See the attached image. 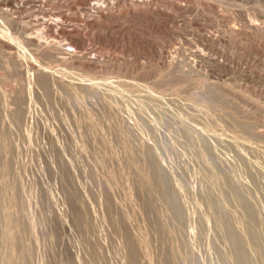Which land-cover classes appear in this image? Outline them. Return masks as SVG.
Wrapping results in <instances>:
<instances>
[{
    "label": "rangeland",
    "instance_id": "rangeland-1",
    "mask_svg": "<svg viewBox=\"0 0 264 264\" xmlns=\"http://www.w3.org/2000/svg\"><path fill=\"white\" fill-rule=\"evenodd\" d=\"M6 1V2H5ZM15 1H17V2H15ZM18 3V4H17ZM97 3H98V5H97ZM9 5V6H8ZM4 6V7H3ZM27 6V7H26ZM43 6V7H42ZM101 6V7H100ZM5 8V9H4ZM43 9V10H42ZM101 9V10H100ZM25 10V11H24ZM14 11V12H13ZM0 12H2V13H0L1 15H0V18H3V19H0V57L2 58H0V95L2 94V95H4V96H0V99L1 100H4L5 102H3V101H1L0 100V103L2 102V105L0 104V107L1 106H5V107H1V111H0V114H1V116H0V118H2V119H0V126H1V124H3L4 122H6V123H4L1 127H0V141H2V140H4V139H6L5 141H2V143H4V144H2V143H0L1 145H0V148H1V150L3 149L2 147L4 146H6L5 148H8L9 149V152L4 148L3 149V151L5 152V153H2L3 151H0L1 152V154L0 155H2L3 156V154L5 155V158H6V156H7V158L9 159L8 160V162H7V160L5 159V158H3L2 156H0V158H1V160H0V165L1 166H3L4 165V167L3 168H1L2 169V171L0 170V177H1V181L4 179V177H5V183H4V181H3V184H2V182L0 183V187H2V185L4 186L3 188H4V190H2L1 188H0V190H2L1 191V193H0V198H2L3 197V199H5V200H7L8 201V203H10L11 201L10 200H8L9 198L8 197H11L10 195H15L16 196V199H14L13 201H14V204L12 203V207H15V206H17L18 205V207H16V209L14 208H12L11 207V210H10V208L9 207H7V205H9L10 206V204H4L3 205V203H7L6 201H4L3 199H0L1 201H2V203L0 202V206H1V204L3 205V206H1L0 207V212H2L1 214H2V216H3V214L5 213L6 214V212H10V213H12V216L15 218V217H17L16 218V220H18L17 222H20L21 224L20 225H22L23 226V224H25L23 227H24V230L27 228V229H33V227L34 228H36V229H33V230H27V232L26 231H22V233H20V235L22 236H24V238H23V236L20 238H15L16 239V243L18 244V246H19V255L21 256L22 254L24 255V257L26 256V254L31 258H29V261H30V263L31 264H39L40 262L42 263V264H44L43 262H45V263H48V264H50V263H54V264H71L72 263V261L74 262L73 264H82V262L84 263V264H91V262H95L96 264H106L105 262L107 261L108 262V264H111V263H113V262H115L116 260H118V257H120L119 258V260L118 261H116L115 262V264H118V263H120V264H127V262H128V264H130L129 262H132L131 264H135V258H136V256H137V262L138 263H140L142 260H143V262L142 263H140V264H156V263H158V264H163L165 261H166V263H164V264H168V262L171 260V262H169V264H172L173 262H174V264H179V262H177V261H179V260H177L176 258H174L173 256H172V251L171 250H173V248L172 247H174V245H173V243L175 244L176 243V241H169V237H168V235H167V233H165L164 231H162V229H161V224L162 223H160V221L161 220H168V217L167 218H164L165 216H167V214H166V212H164L163 211V207L161 208H157L159 205L157 204H154V202H152V200L151 199H149L150 197H149V195H147L146 194V192L143 190V188L141 187V185H140V177L138 176L139 174H141V173H143L144 174V172H146L147 170H148V168H147V165H146V163H145V161H143V162H138V160H134V158H135V156L134 157H132V155H134V153L136 154L137 153V156L139 155V158H141V160L137 157L136 159H139V161H142V160H144L143 158V155H144V152H143V146L145 145V144H147L148 146H153V147H155L154 149H155V152L157 153V155H160L159 156V158L162 160V165H163V168L164 169H166V168H168L167 169V171H168V174L169 175H174L173 176V179H174V181L177 183L178 181H180L178 184L182 187V199L183 198H185V197H187V198H185V199H183V200H181L183 203V207H187V208H183V210H185V211H187L186 213L183 211V216L185 217L184 218V222L182 223V226H181V228L183 227V229L184 228H186L188 231H190V233L192 234V235H190V237H192V238H194V236H195V240L194 239H189L188 241H189V247H190V251H189V257L190 258H193V259H191L192 260V263L191 264H214V262L217 264V262H218V259H221L223 256L221 255V253H223V255L225 256V258H226V260H227V257H228V253L230 252V251H228L229 249H225V248H228L229 246H228V244L225 242V240L223 239L224 238V234H223V232H222V230H218L217 229V227L215 226V224H213V222H212V220L210 221V223L212 224H210V223H208L209 225H207L205 228H204V230H203V228H201L202 226H199L198 227V225H201V223H199V220H200V218L199 219H196V218H198L200 215H199V213H202V214H204L205 212H206V208H204L202 205L204 204V202H201V201H203V199L200 197V194H198V193H200V189L202 188L201 186H202V184H204L205 183V181L206 180H203L204 178H205V176H206V170H204V167L203 166H201L202 164L201 163H199V159H197L198 157H197V154H196V151H197V153H198V150H200V149H198V147L199 148H202V149H204L205 148V146H207V148H208V150L211 152V154H212V156H213V162L216 164V165H218V167L217 166H215L216 168L215 169H217V170H219V171H223L224 170V168L227 166V169H225L224 171H226V172H229L230 170H231V172H235V169H236V167H237V169H238V167L240 168V169H236L237 170V172L236 173H234V174H232L231 172L230 173H228V175L233 179V181L235 180V178H236V180L234 181V182H236V184H238L239 185V182H240V180L242 179V181L241 182H246V181H248V182H246V183H244L243 185H241L242 183L240 182V186L242 187V189L244 190L243 192L245 193V195L248 197V198H250V202H252V205H253V207L255 208L256 207V204H257V206L259 205L260 207H258L259 208V211H258V208H257V212H259V217L260 216H262L264 213V194H262L263 193V191H264V189H262V190H260L259 192H258V190H259V188L261 187V185L263 184V187L262 188H264V158H262L263 156H264V141H262V140H264V0H0ZM10 12V13H9ZM7 14V15H6ZM47 14V15H46ZM9 15V16H8ZM11 16V17H10ZM50 16H52L51 18H50ZM54 16V17H53ZM46 17V18H45ZM8 18V19H7ZM50 18V19H49ZM6 19V20H5ZM11 19V20H10ZM17 19V20H16ZM46 19V20H45ZM2 20H4V21H2ZM19 20V21H18ZM1 22H3V23H1ZM13 22V23H12ZM42 22V23H41ZM48 22V23H47ZM8 23V24H7ZM11 23V24H10ZM15 23V24H14ZM17 24V25H16ZM25 24H27V25H25ZM42 24V25H41ZM48 26H47V25ZM54 24V25H53ZM3 25H5V26H3ZM16 27H15V26ZM25 25V26H24ZM40 25V26H39ZM254 25H256V26H254ZM20 26V27H19ZM6 27V29H4ZM9 27V28H8ZM25 27H26V29H25ZM32 27V28H31ZM13 29V30H11V29ZM42 28V30H40ZM52 28H54V29H52ZM3 29V30H2ZM20 29V30H19ZM30 29V30H29ZM22 30V31H21ZM230 30H234L233 32H235L234 34H232V31H230ZM3 31V32H2ZM9 31V32H8ZM11 31V32H10ZM21 31V32H20ZM31 31V32H30ZM18 33H19V35H18ZM21 33V34H20ZM25 35H24V34ZM32 33V34H31ZM53 33V34H52ZM8 34V35H7ZM28 35V37H27V35ZM48 34V35H47ZM7 35V36H6ZM13 35V36H12ZM16 35H18V36H16ZM32 35H33V37H32ZM7 38H6V37ZM10 36V37H9ZM17 38H16V37ZM26 36V37H25ZM61 36V37H60ZM212 36V37H211ZM9 37V38H8ZM46 37V38H45ZM55 37V38H54ZM20 38V39H19ZM22 38V39H21ZM25 38H32V39H36L35 41H29L28 39H26V41H25ZM41 38V39H40ZM212 38V39H211ZM43 39V40H42ZM51 39V40H50ZM52 39H54L55 40V42H53L54 40H52ZM9 40H11V41H9ZM24 40V41H23ZM15 41V42H14ZM36 41H39V42H41L40 43V46L39 45H36L37 44V42ZM62 41V42H61ZM30 42V43H29ZM46 42V44H44V43ZM49 42H52V44L53 45H55L56 47H58V49L56 48V47H54V49L52 48V44H50L49 45ZM21 43V44H20ZM23 43V44H22ZM26 43V44H25ZM58 43H59V45H58ZM61 43V44H60ZM19 44V45H18ZM25 44V45H24ZM37 46H35V45ZM42 44H44V46L42 45ZM3 45V46H2ZM41 45H42V48H41ZM61 45V46H60ZM15 46V47H14ZM39 46V47H38ZM46 46H48V47H50V48H48V47H46ZM11 47V48H10ZM46 47V48H45ZM66 47H67V49H66ZM21 48V49H20ZM24 48V49H23ZM33 48V49H32ZM38 48H41V49H38ZM2 49V50H1ZM4 49V50H3ZM17 49V50H16ZM47 49V50H46ZM50 49H51V52H50ZM61 49H64V50H61ZM34 50V51H33ZM59 50V51H58ZM68 50V51H67ZM14 51V52H13ZM22 51H24V52H22ZM49 51V52H48ZM63 51V52H62ZM65 51H66V53H65ZM62 52V54L63 53H65V55H61L60 53ZM68 52H70V53H68ZM194 52H200V53H202L204 56H206L209 60L208 61H198V59H196V58H194V55H195V53ZM32 53V54H31ZM37 53V54H36ZM51 53V54H50ZM57 53V54H56ZM68 53V54H67ZM206 53V54H205ZM16 54V55H15ZM27 54V55H26ZM34 54V55H33ZM59 54V55H58ZM28 55H30V57L28 56ZM57 55V56H56ZM61 55V56H60ZM67 55V56H66ZM35 56V57H34ZM36 56H38V57H36ZM53 56V57H52ZM60 58H59V57ZM84 56V57H83ZM168 56V57H167ZM58 57V58H57ZM66 57V58H65ZM70 57V58H69ZM98 59H97V58ZM5 58V59H4ZM30 58V59H29ZM41 58V59H40ZM49 58H51V59H49ZM65 58V59H64ZM78 58V59H77ZM88 58V59H87ZM172 58V59H171ZM20 59V60H19ZM62 61H61V60ZM93 61H92V60ZM12 60V61H11ZM25 60V61H24ZM28 60V61H27ZM44 62H42V61ZM47 60V61H46ZM174 60V61H173ZM179 60V61H178ZM9 61H10V63H9ZM36 61V62H35ZM38 61V62H37ZM62 62V64H61V62ZM98 61V62H97ZM196 61V62H195ZM30 62V63H29ZM48 62V63H47ZM49 62H51L52 64H50ZM56 62V63H55ZM64 62V63H63ZM85 62V63H84ZM176 62V63H175ZM179 64H178V63ZM35 63V64H34ZM173 63V64H172ZM201 63V64H200ZM211 63V64H210ZM218 63V64H217ZM15 64H17V66L15 65ZM19 64V65H18ZM42 64V65H41ZM88 64V65H87ZM186 64V65H185ZM14 65V66H13ZM28 65H31L30 67L28 66ZM44 65V66H43ZM46 65V66H45ZM48 65V66H47ZM200 65V66H199ZM10 66V67H9ZM53 66V67H52ZM187 66V67H186ZM190 66V67H189ZM24 67V68H23ZM32 67V68H31ZM195 67V68H194ZM210 67L212 68V69H210ZM3 68V69H2ZM42 70H41V69ZM178 68H180L179 70H178ZM183 68V69H182ZM188 68V69H187ZM208 68V69H207ZM224 68V69H223ZM16 69V70H15ZM19 69V70H18ZM29 69V70H28ZM44 69V70H43ZM60 69H62V70H60ZM169 69V70H168ZM172 69V70H171ZM192 71H191V70ZM18 70V71H17ZM50 70V71H49ZM168 70V71H167ZM178 72H177V71ZM184 70V71H183ZM190 70V71H189ZM218 70V71H217ZM13 71V73H11ZM16 73H15V72ZM25 71V72H24ZM35 71V72H34ZM39 71H41V72H46L47 73V75H48V73H49V75L48 76H50L49 78L47 77V76H43V77H41V76H39ZM49 71V72H48ZM57 71V72H56ZM176 71V72H175ZM189 72V74H188V72ZM204 71H205V73H204ZM18 72V73H17ZM43 72V73H44ZM185 72V73H184ZM187 72V73H186ZM28 73V74H27ZM36 73H38V74H36ZM181 73V74H180ZM20 74V75H19ZM188 74V75H187ZM56 75V76H55ZM63 75V76H62ZM216 75V76H215ZM70 76V77H69ZM76 76V77H75ZM218 76V77H217ZM5 77V78H4ZM24 78V79H22V78ZM38 77V78H37ZM47 79H46V78ZM54 77V78H53ZM66 77H68V78H66ZM12 79V82L13 83H11V79ZM16 78V79H15ZM19 78H20V80H19ZM51 78V79H50ZM5 79V80H4ZM28 79V80H27ZM40 79V80H39ZM50 79V80H49ZM58 79V80H57ZM63 82V83H72V85L74 86V83H75V86L74 87H72V89L71 88H66L67 86L65 85L64 87L63 86H60L59 85V82H61L60 80ZM69 79V80H68ZM77 79H78V81H77ZM3 80V81H2ZM38 80V81H37ZM44 80V81H43ZM52 80V81H51ZM54 80V81H53ZM68 80V81H67ZM73 80V81H72ZM4 81H6L5 83H4ZM33 81V82H32ZM45 81H47V84H46V82ZM51 81V82H50ZM57 81V82H56ZM80 81V82H79ZM8 82V83H7ZM14 82H16V83H14ZM20 82V83H19ZM56 82V83H55ZM83 82V83H82ZM94 82L95 83H99V85L100 86H98V93H97V95H96V93L94 94H90L89 92H86L84 89V94H85V92H86V94L87 93H89V94H87V95H89V96H87L88 98H89V100H88V98L83 94L82 95V93H83V90L81 89V88H78L79 86L78 85H83L84 83V85L86 86H89V85H91L92 83L94 84ZM101 82V83H100ZM7 83V84H6ZM54 83H55V85H54ZM58 83V84H57ZM79 83H81V84H79ZM128 83V84H127ZM77 84V85H76ZM124 84V85H123ZM140 84V85H139ZM152 84V85H151ZM19 85V86H18ZM23 85V86H22ZM37 85V86H36ZM43 85V86H42ZM52 85V86H51ZM56 85H59L60 87H63V88H60L61 90H59V86H57L56 87ZM113 85V86H112ZM126 85V86H125ZM156 85H158V86H156ZM9 86H11L12 87V90H11V87H9ZM45 86H47V87H45ZM105 86V87H104ZM121 86V87H120ZM129 86L132 88H129ZM146 86H147V88H146ZM156 86V87H155ZM200 86H202V87H200ZM205 86V87H204ZM23 87H25V88H23ZM33 87H34V91H36V92H34L32 89H33ZM50 87H52V88H50ZM55 87H56V89L58 90H56V91H54V89H55ZM76 87V88H75ZM32 88V89H31ZM37 88V89H36ZM39 88V89H38ZM46 88H48V89H46ZM101 88H102V90H101ZM107 88V89H106ZM108 88H110V89H108ZM118 88H119V90H118ZM123 88V89H122ZM205 88H207L206 90H205ZM16 89V90H15ZM25 89V90H24ZM64 89V90H63ZM71 89V90H70ZM76 89H77V92H76ZM104 89H105V91H104ZM198 89V90H197ZM15 90V91H14ZM50 90L52 91V92H54L55 94L53 95V93H52V95H51V92H50ZM66 90V91H65ZM80 90H81V93H80ZM108 90H110V91H112L111 93H110V91H108ZM135 90V91H134ZM155 90V91H154ZM163 90V91H162ZM203 90V91H202ZM216 90V91H215ZM4 91V92H3ZM29 91H31L32 92V94H30L31 92H29ZM41 91V92H40ZM46 91H48L47 92V94L50 96H48L47 97V94H46ZM68 91V92H67ZM79 91V92H78ZM140 91V92H139ZM147 91V92H146ZM166 91V92H165ZM60 93V94H58V93ZM64 94H66L67 95V97L65 96V95H63V93ZM105 92V93H104ZM118 92V93H117ZM131 92V93H130ZM138 93V94H140V96L138 95V94H136V93ZM150 92V93H149ZM213 94H211V93ZM216 92V93H215ZM219 92V93H218ZM15 93H16V95H15ZM27 93V94H26ZM33 93H35V95L36 96H33V97H31L32 95H34ZM39 93V94H38ZM69 93H71L70 95H69ZM73 93H75V96L73 95ZM77 93V94H76ZM79 93V94H78ZM120 93V94H119ZM122 93L123 94H125V95H123L122 96ZM135 93V94H134ZM154 93V94H153ZM159 93H160V95H159ZM162 93V94H161ZM179 93V94H178ZM215 93V94H214ZM218 93V94H217ZM29 94V95H28ZM108 94H109V96L111 95V97H109L108 96ZM116 94H118V95H116ZM130 94V95H129ZM134 94V95H133ZM178 94V95H177ZM216 94H217V96H216ZM224 96H223V95ZM6 95V96H5ZM8 95V96H7ZM13 95V96H12ZM27 95L29 96V98L27 97ZM44 95V96H43ZM56 95V96H55ZM58 95H63V96H59L61 99L64 97L65 98V100H64V98L62 99V100H57L58 99ZM71 97V99H70V97ZM76 95H79V96H76ZM93 95L94 96H96V97H98L99 98V96H100V98L102 99V98H105L106 99V102H108V106L107 105H105V104H107V103H105L104 102V100H101L100 98V100H98L97 101V99L98 98H96V97H94L93 98ZM104 95V96H103ZM106 95V96H105ZM131 95H133V97H135V98H133V97H130ZM145 95V96H144ZM147 95H149L148 96V98H147ZM150 95H152V97H151V99H149V97H150ZM162 95V96H161ZM197 95V96H196ZM221 95V96H220ZM21 96V99H19V97ZM51 96H53V97H51ZM56 97V99H54L55 97ZM74 96V98H76L77 100H74V99H72V97ZM82 96V97H81ZM83 96L85 97L84 99H81V98H83ZM102 96V97H101ZM108 96V97H107ZM115 96V97H117L119 100H117V98L116 99H114L113 97ZM119 96V97H118ZM125 96V97H124ZM146 97V99L145 98H143V97ZM155 98H154V97ZM157 96V97H156ZM212 96V97H211ZM215 96V97H214ZM226 96V97H225ZM4 97H5V99H4ZM13 97H15V98H13ZM36 97V98H35ZM46 97V98H45ZM90 97H92L93 99H90ZM123 97V98H122ZM137 97H138V99H137ZM141 99H140V98ZM210 97V98H209ZM221 97V98H220ZM223 97V98H222ZM7 98V99H6ZM11 98V99H10ZM17 98V99H16ZM43 98H44V100H43ZM52 98L54 99V102L56 103L57 102V104H58V108H57V104H54V102H53V100H52ZM67 98H69V99H67ZM80 99V103H79V99ZM86 98H87V100H86ZM107 98H109V99H107ZM113 99V101H111L112 99ZM127 98H129V99H127ZM200 98V99H199ZM208 98V99H207ZM214 98V99H213ZM227 98V99H226ZM32 99V100H31ZM34 99V100H33ZM49 99V100H48ZM67 99V100H66ZM111 99V100H110ZM133 99H134V101H133ZM135 99H137V100H135ZM143 99V100H142ZM148 99V100H147ZM193 99H195V100H193ZM223 99V100H222ZM9 102H8V101ZM15 100V101H14ZM31 100V101H30ZM38 100V101H37ZM40 100V101H39ZM45 101V102H43V101ZM56 100V101H55ZM64 100V101H63ZM69 100H71V102L72 103H70V101ZM85 100V101H84ZM94 102H93V101ZM114 100H116L117 102H115L114 103ZM124 100V102L121 104V102ZM132 100V101H131ZM151 100V101H150ZM155 100H158V103L156 104H153V102H155ZM164 100V101H163ZM173 100H175V101H173ZM206 100H208V101H206ZM211 100H212V103H211ZM216 102H214V101ZM220 102H219V101ZM226 100V101H225ZM7 101V102H6ZM36 101V102H35ZM47 101H49V103L47 102ZM50 101H52V102H50ZM67 101H68V103L71 105H69L68 103H67ZM88 101H89V103L91 104V105H88ZM95 101H97L98 103H101V101H103L102 103L104 104V106H103V104H97V102H95ZM119 101V102H118ZM121 101V102H120ZM130 101V102H129ZM138 101V102H137ZM147 101V102H146ZM148 101H150V103L148 102ZM168 101H170L171 103H169ZM182 101V103H180ZM195 101V102H194ZM204 101L206 102V103H204ZM219 102V104H218V102ZM11 102V103H10ZM76 102H78L79 104H81L80 106L78 105V104H76ZM127 102V103H126ZM133 102V103H132ZM139 102H141V104L139 103ZM144 102V103H143ZM157 102V101H156ZM161 104H165L164 106L163 105H161ZM165 102V103H164ZM166 102H168L169 103V105L170 106H168V103H166ZM175 102V104H172V103H174ZM198 102V103H197ZM209 102V103H208ZM223 102H225V103H223ZM227 102H228V106H227ZM11 104L12 105V107H11V105H8V104ZM21 103V104H20ZM29 103V104H28ZM40 103H42L43 104V108H44V106L45 105H47V106H45V108H44V110H43V108L42 107H40L42 104H40ZM51 103V104H50ZM61 103H62V106H63V104L67 107L66 108V110H68V112H67V114L64 116V114L66 113L65 111V109L63 110L62 109V106L60 107V105H61ZM82 103H84V105H82ZM113 105H112V104ZM120 103V105H121V107H120V105H118V104ZM125 103V104H124ZM134 103H135V105H134ZM152 103V104H151ZM203 103V104H202ZM216 105H215V104ZM5 104V105H4ZM15 104V105H14ZM31 104H33V105H31ZM36 106H35V105ZM38 104H40V106L38 105ZM53 104V105H52ZM68 104V105H67ZM93 104H94V106H93ZM115 104H117V105H115ZM131 105V107H132V109L131 108H128L129 106H127V105ZM149 106H147V105ZM181 104L183 105V104H185V105H183V106H181ZM207 104V105H206ZM214 106V107H216L215 109H212V108H214L212 105ZM224 104V105H223ZM7 105H8V110H12V112H13V114H12V112L11 111H8L7 110ZM27 105H29L28 107H27ZM53 106V107H51V108H54L55 107V109H56V111L55 110H52L50 107H48V106ZM112 105V106H111ZM144 105V106H147V107H145L146 109H148V108H150L149 109V111L147 112V110L145 111V110H142V109H144L142 106ZM152 105V106H151ZM154 105V106H153ZM157 105V108L155 107ZM158 105H160V106H158ZM194 105V106H193ZM206 105V106H205ZM210 105V106H209ZM218 105V106H217ZM25 108H24V107ZM31 106H32V108H31ZM35 106V107H34ZM37 106H39V108H37ZM65 106H63V108L65 107ZM83 108H82V107ZM87 106V107H86ZM89 106H91V107H93V108H91V107H89ZM114 106V107H113ZM139 106V107H138ZM140 106L142 107V108H140ZM175 106V107H174ZM179 106H181V107H179ZM186 106H188V107H186ZM190 106H192V107H190ZM204 106V107H203ZM11 107V108H10ZM14 107V108H13ZM18 107V108H17ZM30 107V108H29ZM46 107H48V108H46ZM60 107V108H59ZM73 107V108H72ZM78 108L80 111L81 110H83V111H81V113H80V111L78 110V109H76V108ZM81 107V108H80ZM107 107V109H105ZM108 107L110 108V109H108ZM116 107H118V109H119V107H120V109L118 110ZM153 107V108H152ZM156 108V110H155V108ZM165 107V108H164ZM183 107H185V108H183ZM195 107V108H194ZM197 107V108H196ZM218 107V108H217ZM224 107H225V109H224ZM3 108L4 109H6L7 110V112H9V114L7 113V112H5L6 110H3ZM22 108V109H21ZM24 108V109H23ZM35 108H37V109H35ZM41 108V109H40ZM51 109V111H50V109ZM69 108H71V109H69ZM86 108L88 109V108H91V111H93V112H91L90 110H86ZM100 108V109H99ZM112 108H114V110L115 111H119L120 113L121 112H124L125 113V111L126 112H128V113H126V116H122L123 115V113H121V114H119V113H117L116 114V112L113 110V112H111L112 110ZM122 108H126V110H122ZM160 108H163L164 110L163 111H161V109ZM175 108H177V109H175ZM187 108V109H186ZM188 108H190V109H188ZM192 108V109H191ZM203 108V109H202ZM210 108V109H209ZM223 108V109H222ZM13 109H15V110H13ZM32 109V110H31ZM36 110V112H35V110ZM58 109V110H57ZM59 109H60V111H59ZM62 109V110H61ZM76 110V111H79L78 113L80 114V115H77L78 113H76L74 110ZM130 109V110H129ZM137 109V110H136ZM152 109H154L155 110V112H153L154 110H152ZM170 109V110H169ZM194 109H202L204 112H205V114L202 116V118H201V120H200V124L198 123H196L192 118H193V116H191L192 114H193V111L192 110H194ZM19 110V111H18ZM20 110H21V112H20ZM42 110V111H41ZM47 110V114L46 113H44L45 111ZM71 110V111H70ZM104 110H106V112H109L108 113V115L107 114H105L106 112H104ZM110 110V111H109ZM128 110V111H127ZM132 110V111H131ZM209 110H211V111H209ZM218 110V111H217ZM4 111V114H2L1 112H3ZM23 111V112H22ZM41 111V112H40ZM57 111H59V112H57ZM64 112L63 113V115H62V112ZM71 112V114H70V112ZM72 111H74L73 113H72ZM85 111H87V112H85ZM89 111V112H88ZM95 111V112H94ZM98 113H97V112ZM102 111V112H101ZM130 111V112H129ZM137 111L138 112H140V111H142V112H140L139 114L141 115L142 114V116H140L138 113H137ZM182 111H185L184 113L182 112ZM191 111V112H190ZM25 112V113H24ZM34 112V113H33ZM56 112V113H55ZM115 112V113H114ZM135 113V116H134V113ZM144 112V113H143ZM146 112V113H145ZM227 112V113H226ZM8 114V116H7V114ZM16 113H17V115H16ZM18 113H19V116H18ZM22 113V115H23V113H24V117H23V119H25L23 122L22 121H20L21 119H22V115H20ZM31 115H30V114ZM43 113V114H42ZM49 113V114H48ZM69 113V114H68ZM74 113H76L75 115H74ZM85 113H86V115H87V113H88V117L85 115ZM92 115H91V114ZM179 113V114H178ZM191 113V114H190ZM207 113V114H206ZM210 113H213V116H212V114H210ZM5 114H6V116H5ZM10 114H12V115H10ZM28 116H27V115ZM36 115V114H38V115H36V117L34 116L33 117V115ZM54 114H55V119H54ZM73 114V115H72ZM83 114V116H84V118L83 119H81L82 117H81V115ZM101 114V115H100ZM114 114V116L112 117V115ZM115 114L117 115V116H115ZM120 115V117H122L121 119L119 118V115ZM172 114V115H171ZM174 114V115H173ZM184 114V115H183ZM185 114H187V116L185 115ZM216 114V115H215ZM218 114V115H217ZM220 114V115H219ZM15 115L17 116L16 118L18 119V122H19V124H20V126H17V125H19V124H17L16 122L17 121H15ZM40 115H41V117H40ZM44 115H46V116H44ZM50 115V116H49ZM70 115V116H69ZM94 115V116H93ZM95 115H97L96 117H95ZM107 115V116H106ZM110 115V116H109ZM131 115V116H130ZM139 115V116H138ZM154 115H155V117H154ZM178 115V116H177ZM183 115V116H182ZM191 116V118H190V116ZM208 115V116H207ZM214 115H215V117L216 118H213L214 117ZM228 115V116H227ZM4 116H5V118H4ZM9 116H11L10 118H9ZM14 116V117H13ZM39 116V117H38ZM47 116H49V117H47ZM61 116V117H60ZM62 116H64V117H62ZM73 116H76V117H73ZM78 116V117H77ZM80 116V117H79ZM86 116V117H85ZM91 116V117H90ZM103 116V117H102ZM105 116V117H104ZM109 116V117H108ZM143 116H144V119H143ZM148 116V118H146ZM173 116V117H172ZM174 116H175V118H174ZM189 116V117H188ZM206 116V117H205ZM26 117V118H25ZM31 117V118H30ZM38 117V118H37ZM43 117V118H42ZM50 117H52L51 118V120L49 121V119H50ZM59 117V118H58ZM71 117H72V119H76L75 121L73 120V122H72V119H71ZM92 118V119H90V118ZM113 118V119H111L112 121H110L109 122V120H110V118ZM126 117V118H125ZM128 117L130 118L128 121H130V124H128L129 122L128 121H126L125 119H128ZM137 117H139V118H137ZM142 117V118H141ZM151 117V118H150ZM169 117V118H168ZM176 117H178L180 120H178V118L176 119ZM184 117V118H183ZM189 119H188V118ZM219 117H223L225 120H223V119H219L218 120V118ZM227 117V118H226ZM20 118V119H19ZM40 118V119H39ZM45 118H46V120H47V118H48V120L47 121H49V122H47L46 120H45ZM56 118H58V120L56 119ZM61 118H63V119H61ZM80 118V119H79ZM86 118V119H85ZM88 118H89V120H88ZM93 118H95V119H93ZM114 118H115V120H114ZM119 118V119H118ZM123 118H125V119H123ZM134 118H136V119H134ZM140 118L142 119V121H140ZM230 118H232V119H230ZM4 119V120H3ZM13 119V120H12ZM16 119V120H17ZM29 119V120H28ZM31 119V120H30ZM39 119V120H38ZM42 119V120H41ZM66 121H68V122H66ZM69 119V120H68ZM109 119V120H108ZM117 119V120H116ZM132 119V120H131ZM151 119H152V121H151ZM155 119V120H154ZM161 119V120H160ZM172 119V120H171ZM174 119V120H173ZM176 119V120H175ZM184 119V120H183ZM185 119H187V120H185ZM204 119V120H203ZM207 119H208V121H207ZM211 119H213V120H211ZM215 119V120H214ZM228 119V120H227ZM6 120V121H5ZM10 120H12L11 122V124H10V122H8V121H10ZM38 120V121H37ZM41 120V121H40ZM46 121V122H44V121ZM61 120V121H60ZM71 120V121H70ZM84 120V121H83ZM95 120H96V122H95ZM104 120H106V121H104ZM119 120V121H118ZM120 120H121V122H122V124H120L121 122H120ZM125 120V121H124ZM146 120H147V122H146ZM150 120V121H149ZM157 120V121H156ZM209 120H210V122L211 123H209ZM220 120H223V121H221V122H218V121H220ZM236 120V121H235ZM4 121V122H3ZM27 121V122H26ZM33 121H36V122H33ZM57 121V122H56ZM60 121V122H59ZM64 121V122H63ZM69 121L71 122V124L69 123ZM94 122V123H92V122ZM98 121H100V122H98ZM115 121H117V122H119V124H120V126H119V124H118V126H117V122H115ZM163 121H165L164 123H163ZM178 121V122H177ZM187 123V125L184 123ZM202 121H203V123H202ZM205 121V122H204ZM207 121V122H206ZM212 121H213V124H212ZM226 121V122H225ZM29 122V123H28ZM33 122V123H32ZM40 122V123H39ZM43 124H42V123ZM64 123V124H62V123ZM77 124H76V123ZM90 122V123H89ZM108 122V123H107ZM114 123V125L112 124V123ZM128 122V123H127ZM133 122H134V124H133ZM149 122V123H148ZM150 122H152L151 124L153 125V124H156V125H149L150 124ZM154 122V123H153ZM157 122V123H156ZM158 122L160 123V124H158ZM166 122H169L168 124L166 123ZM171 122V123H170ZM178 123V124H176V123ZM182 122L185 124H182ZM225 122V123H224ZM15 123V124H14ZM26 123H28L27 125L28 126H31V127H27V125H24V124ZM53 123V124H52ZM61 123V124H60ZM67 123H69L71 126H70V128L71 129H73L74 131L72 132L71 131V129L69 128V126H67L68 124ZM79 123V124H78ZM100 123V124H99ZM107 123V124H106ZM124 123V124H123ZM126 123V124H125ZM140 123H142V124H140ZM145 123V124H144ZM172 123H175V124H172ZM180 123V124H179ZM189 123V124H188ZM191 123H193V125L191 124ZM196 125H195V124ZM221 123H224V124H221ZM242 125H241V124ZM6 124H9V126L7 125L6 126ZM13 124V125H12ZM36 125V127H35V125ZM37 124H41V125H37ZM46 124H48V125H46ZM59 124V125H58ZM67 124V125H66ZM115 124H116V128L114 127L115 126ZM132 124V125H131ZM138 124V125H137ZM146 124H148L149 126L147 127V125ZM167 124V125H166ZM172 124V125H171ZM217 124H219V125H217ZM225 124H228V128H227V126L225 125ZM234 124H236V125H234ZM240 124V125H239ZM248 124V125H247ZM249 124H250V126H249ZM15 126L14 128L16 129V131H15V129H13L12 128V126ZM32 125H34V127H33V129H32ZM56 125H58V127L59 128H61V129H63V130H65L66 131V133H65V131H63V130H60ZM75 127H74V126ZM84 125H87V126H84ZM107 125H109V126H107ZM123 125V126H122ZM125 125V126H124ZM128 125V126H127ZM134 125V126H133ZM166 125V126H165ZM174 125V126H173ZM178 125H180V126H178ZM181 125H184V126H182V128H184V127H186V126H189L188 127V129H191L192 128V132H191V135H193L192 136V139H187L186 138V136L183 134V131H179L180 130V128H181ZM206 125H209V126H207L206 127ZM221 125H223V126H221ZM224 125L226 126V129L224 128ZM238 125V126H237ZM254 125V126H253ZM258 125V126H257ZM22 126H24V127H22ZM41 126H44V127H41ZM48 126V127H47ZM52 127V129H54V128H57L58 129V132H57V129H54V130H52V131H46L45 130V128H47V130L48 129H50L51 127ZM53 126H56V127H53ZM63 126V127H62ZM84 128H83V127ZM89 126H91V128L92 129H94V131L89 127ZM99 126V127H98ZM121 126H122V128H123V130L121 129ZM127 126V127H126ZM130 126V127H129ZM141 126V127H140ZM158 128H157V127ZM160 126V127H159ZM168 126V127H167ZM176 126H177V128H176ZM199 126V127H198ZM215 128H214V127ZM219 127V129H218V127ZM234 126V127H233ZM237 126V127H236ZM257 126V127H256ZM18 127H20V129L18 128ZM30 128V130L29 129H27V128ZM50 127V128H49ZM64 127H66V128H64ZM101 127V128H100ZM104 127V128H103ZM140 127V129H138ZM144 127H147V129L153 134H151V133H149V131L146 129V128H144ZM149 127H151V129L149 128ZM156 129H155V128ZM162 127V128H161ZM167 127V128H166ZM180 127V128H179ZM197 127V128H196ZM204 127V128H203ZM209 127V128H208ZM212 129H211V128ZM241 127V128H240ZM251 127H252V129H251ZM6 128H9V129H6ZM22 128H23V130L24 131H27V132H24L23 133V130H22ZM36 128V129H35ZM39 128V129H38ZM44 128V129H43ZM74 128H76V129H74ZM78 128V129H77ZM81 128H83L82 130H79V129H81ZM108 130H107V129ZM111 128V129H110ZM119 128V129H118ZM131 128V129H130ZM132 128H135L134 130L132 129ZM142 128V129H141ZM172 129V131L170 130V129ZM181 128V130H183ZM199 128H201V129H199ZM206 128V129H205ZM217 128V129H216ZM222 128V129H221ZM224 128V129H223ZM233 128V129H232ZM236 128V129H235ZM243 128V129H242ZM257 128V129H256ZM4 129H6V130H4ZM17 129L19 130V132L20 133H22V135L20 134V133H18V131H17ZM32 129V130H31ZM36 130L35 132L33 131V130ZM38 129V130H37ZM41 129V130H40ZM43 129V130H42ZM70 129V130H69ZM90 130L91 132H88V130ZM113 129V130H112ZM118 129V130H117ZM130 129V130H129ZM155 130L154 132H152V130ZM160 129V130H159ZM161 129H163L162 131H161ZM210 129V130H209ZM241 129V130H240ZM261 131H260V130ZM1 130H4V131H1ZM14 132H12V131ZM22 132H21V131ZM56 130V131H55ZM69 130V131H68ZM79 130V131H78ZM87 130V131H86ZM101 132H100V131ZM105 130V131H104ZM111 130V131H110ZM120 130V131H119ZM124 131V132H126L127 133V131L126 130H129L128 132L129 133H127L126 134V137L125 136H122V134L124 135L125 133L124 132H122V131ZM131 130H132V132H131ZM138 130V131H137ZM145 130V132H143ZM170 130V131H169ZM176 130V131H175ZM193 130H194V132H193ZM209 130V131H208ZM212 130V131H211ZM221 130V131H220ZM222 130H224V131H222ZM254 130H256V131H254ZM259 130V131H258ZM263 130V131H262ZM9 131H11V133H12V135H11V133L9 134ZM30 131V132H29ZM40 131H42V133L40 132ZM54 131V132H53ZM60 131H61V133H60ZM76 131V132H75ZM80 131H84V133L83 132H80ZM97 131V132H96ZM100 133H99V132ZM146 131H147V133H146ZM158 131H160L159 133H158ZM175 131V132H174ZM201 131V132H200ZM230 131V132H229ZM235 131H236V133L238 134V136H237V134L235 133ZM251 131V132H250ZM258 131V132H257ZM4 132V133H3ZM17 132V133H16ZM38 132V133H37ZM50 133V134H46V133ZM63 132V133H62ZM80 132V133H79ZM86 132V133H85ZM137 133V135H135L136 133ZM138 132H140V134L138 133ZM162 132H164V133H162ZM170 132H173V133H170ZM197 132V133H196ZM208 133V134H206V133ZM210 132H213V133H211L210 134ZM248 132V133H247ZM5 133H6V135L8 136V134L10 135V139L8 138L7 139V137H6V135H5ZM8 133V134H7ZM16 133V135H14L17 139V141H14L15 139H14V136H13V134H15ZM25 133H27V135L25 134ZM29 133L31 134V133H33V134H31V136L29 135ZM35 133V134H34ZM70 133V134H69ZM73 133V134H72ZM76 133V134H75ZM98 133V134H97ZM114 133V134H113ZM122 133V134H121ZM135 133V134H134ZM142 133H143V135H144V137H143V135H142ZM169 133V134H168ZM199 133V134H198ZM232 133V134H231ZM251 133H253V134H251ZM255 133H256V135H255ZM261 135H260V134ZM24 134V135H23ZM39 134V135H38ZM41 134V135H40ZM62 134H64V135H62ZM68 134V135H67ZM81 134V135H80ZM90 134H93L94 135V137L92 136V135H90ZM103 134V135H102ZM109 134V135H108ZM117 134V135H116ZM130 134V135H129ZM133 134H134V137H133ZM139 134V135H138ZM150 134V135H149ZM154 134L158 137V139L157 138H155L154 139V137H156V136H154ZM158 134V135H157ZM174 135V138H172V136ZM183 134V135H182ZM216 134V137H213V138H211L212 136H214ZM225 134V135H224ZM250 134V135H249ZM261 137H263V138H260V136ZM1 135H2V137H1ZM5 136V138H4V136ZM18 135H19V137H21V140H20V138L18 137ZM29 135V136H28ZM34 135V136H33ZM36 135V136H35ZM53 135L55 136V137H57V138H60L61 137V139L62 138H64V140L62 139H57V138H55V137H53ZM56 135H58V136H56ZM65 135H67L66 137H65ZM72 136V137H69V141H67L68 140V136ZM115 135V136H114ZM120 135V136H119ZM128 135V136H127ZM132 135V136H131ZM148 135V136H147ZM152 135V136H151ZM171 135V136H170ZM179 135V136H178ZM198 135V136H197ZM243 135H245L244 137H243ZM248 135V136H247ZM13 136V137H12ZM47 136V138H45ZM52 138V140H51V138ZM64 136V137H63ZM74 136V137H73ZM75 136H81V140L80 139H78V137L77 138H75ZM88 136V137H87ZM112 136V137H111ZM122 136V137H121ZM137 136V137H136ZM140 136V137H139ZM145 136H147L148 138H150V136H151V139H148V138H146ZM170 136V137H169ZM183 136V137H182ZM205 137V138H200V139H202L201 141H200V139L198 138V137ZM207 136L209 137V139L207 138ZM217 136H219V137H217ZM226 136V137H225ZM235 136V137H234ZM237 136V137H236ZM251 136H256V138L254 137H251ZM259 136V137H258ZM24 137V138H23ZM32 137V138H31ZM40 139H39V138ZM42 137V138H41ZM50 139H49V138ZM86 137L89 139V140H87L86 139ZM103 137V138H102ZM120 138L121 137V139H118V138ZM124 137V138H123ZM130 137H132L131 138V141H130ZM142 137V138H141ZM179 137L181 138V139H179ZM195 137V138H194ZM222 137H223V139H222ZM242 137V138H241ZM26 138H28V139H26ZM36 140H35V139ZM55 138V139H54ZM82 138L86 141H84V140H82ZM107 138V139H106ZM136 138H140V140H138V139H136ZM146 140L145 141V144H143L144 142V139ZM176 138V139H175ZM185 139L186 138V140H183V139ZM197 138V139H196ZM216 138H220L222 141H220V139H219V141H217L218 139H216ZM224 138H226L225 140H224ZM232 138V139H231ZM242 139V141L241 140H239V139ZM246 138V139H245ZM2 139V140H1ZM14 139V140H13ZM23 139H24V141H23ZM32 139H34V140H32ZM39 139V140H38ZM45 139H47V141L48 142H46V140ZM66 139V140H65ZM72 139H74V140H72V143L74 142V143H77L76 144V146L73 144L72 145V143L70 142ZM77 139H78V142H77ZM99 139V140H98ZM105 139V140H104ZM116 139V140H115ZM117 139H118V141H117ZM124 139V140H123ZM129 139V141H127ZM153 139H154V142H153ZM162 139V140H161ZM167 141H165V140ZM194 139H196V140H194ZM204 139L206 140L205 142H208V141H210V142H214V140L215 141H217V143H215L216 145H213L212 143H210V142H208V143H205V144H207V145H205L204 144ZM238 139V140H237ZM243 139H245V140H243ZM249 139V140H248ZM251 139V140H250ZM11 140H13V141H11ZM18 140H20V141H18ZM49 140L51 141V142H49ZM53 140H55V141H53ZM80 140V141H79ZM120 140V141H119ZM121 140H123V142H124V144H126L125 146H127V147H124V145H122V141ZM135 140H138V141H140V142H137V141H135ZM143 140V141H142ZM151 140V141H150ZM157 140H159V141H157ZM188 140V141H187ZM198 140V141H197ZM213 140V141H212ZM257 140H258V142H257ZM10 141V143H8V142ZM22 141L24 142V143H28V144H25L24 146L25 147H23L22 145L24 144H21L22 143ZM26 141H28V142H26ZM41 141V143H39ZM62 141H64V143H62ZM68 143V145H67V143ZM83 141H84V143H83ZM93 141V142H92ZM97 143H95V142ZM103 141H104V143H103ZM107 141V142H106ZM149 143H148V142ZM172 141V142H171ZM178 141H180V142H178ZM183 141H184V143H183ZM185 141H186V143H185ZM201 142L202 144H204L203 145V147H202V144L199 142V143H197V142ZM225 141V142H224ZM230 141H232L239 149H240V146L241 147H243V146H247L248 148H249V150H242V148L240 149L242 152H241V154L243 155H241V157H240V155L239 156H237L238 154H236L235 155V153H237V151H234V150H237V148L235 147V148H233L234 146H230V144H229V146L231 147V150H233V151H230L229 149H226V148H230L229 146H228V142H230ZM236 141V142H235ZM245 141H247V142H245ZM255 141V142H254ZM7 142V144L5 145V143ZM14 142L16 143L15 144V146L13 145L14 144ZM18 142H21L20 143V147H22V148H20L19 147V144H17ZM32 142H34L36 145H31V143ZM54 142V143H53ZM80 142H82L83 143V146H84V149L83 150H81L82 148H83V146H82V143H80ZM87 142H91V144L90 143H88V144H90L89 146H88V144H87ZM116 142V143H115ZM120 142H122V143H120ZM132 142H133V144H132ZM137 142V143H136ZM142 142V143H141ZM152 142V143H151ZM156 142H158V146H160V147H163V148H160V147H158L155 143ZM164 142V143H163ZM165 142L168 144V146L170 147H168V146H166L167 144H165ZM168 142H170V143H168ZM189 142V143H188ZM193 142H196L195 144H199L198 145V147L196 148V146L194 145V143ZM237 142H239V144L237 143ZM257 142V143H256ZM260 142V143H259ZM262 142V143H261ZM11 143H13V144H11ZM30 143V144H29ZM44 143V144H43ZM49 143V144H48ZM52 143V144H51ZM61 143L63 144V146L64 147H66V149L65 148H63V146L61 145ZM66 143V144H65ZM99 143V144H98ZM103 143V144H102ZM115 143V144H114ZM120 143V144H119ZM130 143V144H129ZM164 144V146H163V144ZM175 144V146L173 145V144ZM191 143V144H190ZM220 143V144H219ZM222 143V144H221ZM225 143V144H224ZM237 143V144H236ZM249 143V144H248ZM42 146H41V145ZM49 146H47V145ZM53 144H58L57 146L56 145H54L53 146ZM69 144H70V146H69ZM94 144H95V146H94ZM102 144V145H101ZM129 144V145H128ZM132 144V145H131ZM134 144H135V146H134ZM138 144V145H137ZM141 144H143L142 145V150L141 149H139V148H137L138 146L140 147L141 146ZM155 144V145H154ZM160 144V145H159ZM170 144H172V145H170ZM177 144H178V148H177ZM180 144V145H179ZM184 144H186V145H184ZM188 144H189V146H188ZM193 144V145H192ZM209 144H211V146H213L212 148H213V150L211 149H209L210 148V145ZM218 144V145H217ZM258 144H260V145H258ZM8 145H13V146H9L8 147ZM18 145V146H17ZM29 145H31V146H29V147H31V149L28 147ZM45 145V146H44ZM67 145V146H66ZM80 147H78V146ZM87 145V146H86ZM98 145V146H97ZM116 145V146H115ZM123 147H122V146ZM220 145V146H219ZM224 147L225 145L226 146H228V147H226L225 146V148H223L222 146ZM254 145V146H253ZM27 146V147H26ZM85 146H86V149H85ZM102 146V147H101ZM120 148H119V147ZM128 146L130 147V148H128ZM135 147V149H136V151H135V149H134V147ZM174 146V147H173ZM183 146V147H182ZM184 146H185V148L187 147L188 148V150H187V148H186V150L188 151H186L185 150V148H184ZM219 148H217V147ZM253 146V147H252ZM19 147V148H18ZM45 147V148H44ZM47 147V148H46ZM50 147H51V149H50ZM55 147H57V148H55ZM68 147H70L71 149H69ZM73 147V148H72ZM74 147H75V149H74ZM87 147H89V149H90V147H92V153H89L91 150H89ZM97 148V152L99 153L98 155L96 154V148ZM145 147V146H144ZM152 147V148H153ZM171 147H172V151L170 152V150H171ZM222 147V148H221ZM252 147V148H251ZM12 148V149H11ZM14 148H16V149H18V150H14ZM28 148H29V150L30 151H28ZM36 150H35V149ZM49 148V149H48ZM52 148H53V150L55 151H53V153H52ZM55 148V149H54ZM62 148V149H61ZM68 148V149H67ZM94 148V149H93ZM111 148V149H110ZM115 148V149H114ZM123 148V149H122ZM129 150H128V149ZM131 148H133L132 150H131ZM157 148V149H156ZM159 148V149H158ZM165 148V149H164ZM170 150H169V149ZM175 148V149H174ZM182 148V149H181ZM193 148V149H192ZM196 148V149H195ZM218 150H220V151H218ZM254 148H255V152H256V154H257V158L260 156V158H255L254 156H256L255 155V152H254ZM261 148V149H260ZM263 148V149H262ZM20 149H22V150H20ZM45 151H44V150ZM48 149V150H47ZM77 149V150H76ZM107 149V150H106ZM120 149V150H119ZM128 150V152H127V150ZM137 149H138V151H137ZM163 149V150H162ZM167 149H168V151H167ZM173 149L175 150L174 152H173ZM177 149V150H176ZM214 149H215V151H214ZM222 149H223V152H224V155L226 156H224L225 157V160L223 159V152H222ZM250 149H251V153H252V156L250 155L249 156V154H250V152H248V151H250ZM260 149V150H259ZM13 150H14V152L15 153H12L13 152ZM24 150H25V152H24ZM32 150H34V151H32ZM56 150L58 151H60V155L59 156H62L63 157V162H61V164L59 163L60 161H62V157H59L58 156V152H56ZM68 150V151H67ZM78 150H80V151H78ZM85 150L87 151V150H89V151H87V152H85ZM134 150V151H133ZM140 150H141V152H140ZM159 150V152H157ZM163 152H162V151ZM183 150V151H182ZM229 150V151H228ZM253 150V151H252ZM17 151H19L18 153H16ZM38 151H40L39 153H38ZM43 151V152H42ZM46 151H47V153H46ZM61 151H65V152H67V153H63V152H61ZM78 151V152H77ZM94 151V152H93ZM130 151V152H129ZM133 153H132V152ZM178 151H180L178 154H177V152ZM190 151V152H189ZM192 151H194V152H192ZM228 151V152H227ZM247 151V152H246ZM259 151V152H258ZM6 152L7 153H10V155L14 158L13 160H15V159H17L16 161H14L15 162V165H14V162L12 163L11 161H13L12 159H11V156L9 155V154H6ZM22 152V153H21ZM23 152H24V154H23ZM32 152V153H31ZM33 152H34V154H33ZM72 152V153H71ZM81 152H83L82 154H81ZM116 152V153H115ZM122 152V153H121ZM140 154H139V153ZM183 152H184V154H183ZM218 152H220V154H218ZM227 152V153H226ZM233 152V154H231V153ZM246 154H245V153ZM261 152V153H260ZM52 155H51V154ZM56 153V154H55ZM62 153V154H61ZM78 155H76V154ZM84 153H86V154H84ZM87 153H88V155H87ZM130 153V154H129ZM171 153V154H170ZM173 153V154H172ZM176 153V154H175ZM190 153V154H189ZM247 153H248V155H247ZM260 153V154H259ZM17 154H20V156L19 155H17ZM28 154H32L31 155V157L30 156H28L29 157V159H28V162H29V160H30V163H32L31 161H33V164H32V166L27 162V159L26 158H28L27 157V155ZM66 154V155H65ZM69 154H70V156H69ZM74 154L76 155V156H74ZM79 154H80V156L82 155H84V156H86L85 158L84 157H80L79 156ZM89 154H92L91 156H93V157H90L89 158ZM97 155V156H95V155ZM104 154V155H103ZM132 154V155H131ZM143 154V155H142ZM165 155L166 157H162V155ZM169 154H170V156H169ZM181 154V155H180ZM182 154H183V156H182ZM191 154L193 155L194 154V157L196 158H194L193 159V156H191ZM196 154V155H195ZM35 155V156H34ZM45 155V156H44ZM100 155V156H99ZM125 155H127V157L125 156ZM184 155H186V156H184ZM221 155V156H220ZM227 155H229L228 157H227ZM231 155V156H230ZM235 155V156H234ZM259 155V156H258ZM9 156V157H8ZM26 156V157H25ZM41 156H44L43 158H45V157H47V159L50 161H48V163L45 161H42V160H46V158L45 159H41L42 157ZM66 156H69V157H66ZM72 156V157H71ZM88 156V157H87ZM111 156V157H110ZM124 156V157H123ZM190 156H191V158H190ZM246 156H247V160H246V162H245V160L243 159V158H245L246 159ZM250 158H249V157ZM262 156V157H261ZM20 157H21V159H20ZM38 157H40L38 160L36 159V158H38ZM58 157V158H57ZM66 157V159H64ZM72 159H71V158ZM119 157V158H118ZM129 157V158H128ZM182 157H184V158H182ZM220 157L222 158V159H220ZM231 157V158H230ZM234 157V158H233ZM237 157H240V158H242V160H244V163L245 164H240L239 163V166H238V164H237V162L239 161H241L242 163H243V161L242 160H240V158H238L237 159ZM32 158V159H31ZM35 158V159H34ZM54 158H56V160H57V163H55L56 162V160L54 159ZM60 158V159H59ZM76 158V159H75ZM77 158H78V160H77ZM93 158V159H92ZM98 158H99V161H98ZM109 158V159H108ZM125 158V159H124ZM174 158L175 159H177V160H175V161H173L174 160ZM188 158H190L189 160H188ZM215 158V159H214ZM252 158H254L253 160H252ZM261 158H262V160H261ZM3 159H5L6 160V162L4 163V161H3ZM25 159H26V161H25ZM51 159V160H50ZM71 159V160H70ZM76 161H75V160ZM79 159H81L80 161H79ZM84 159V160H83ZM90 159H92V160H90ZM113 161H112V160ZM169 159H172V162H174L173 164H172V162H171V160H169ZM185 159H187V160H185L186 162H189V161H191L190 163L192 164L194 161V163H193V165H190V163H185V161L184 160ZM216 159H219V160H216ZM229 159V160H228ZM257 159V161H255ZM37 160V161H36ZM58 160H60L59 162H58ZM70 163V166L71 165H73V166H71V167H73L74 168V170H73V168H70V166H67V161ZM90 160V161H89ZM96 160V161H95ZM102 160V161H101ZM108 160V161H107ZM109 160H110V162H109ZM129 161V162H125V161ZM167 160H169V162H164V161H167ZM181 160V161H180ZM221 160H223L222 162H221ZM231 160V161H230ZM236 161V164L234 163L235 161ZM238 160V161H237ZM248 160H252L251 162H249ZM18 161L20 162V163H18ZM35 161V162H34ZM52 161V162H51ZM65 161V162H64ZM77 163H75V162ZM79 161V162H78ZM83 161V162H82ZM86 161V162H85ZM92 161V162H91ZM115 161V162H114ZM124 161V162H123ZM133 161L134 162H136L135 163V168L133 167ZM177 161V162H176ZM193 161V162H192ZM219 161V162H218ZM228 161V162H227ZM232 161H233V163H234V168L232 169V165H233V163H232ZM256 163H255V162ZM258 161H260L259 163L260 164H262L261 166H260V164H258ZM262 161V162H261ZM2 162L4 163L3 165H2ZM54 162V163H53ZM73 162V163H72ZM87 162H88V164L89 163H91V164H89V166L87 167ZM95 162V163H94ZM97 162V163H96ZM100 162V163H99ZM106 162V163H105ZM109 162V163H108ZM121 162V163H120ZM124 164H123V163ZM131 162H132V164H131ZM171 162V163H170ZM211 162V161H210ZM218 164H217V163ZM221 162V163H220ZM229 163V164H227V163ZM252 162H254V163H252ZM6 163H7V165H6ZM13 165H12V164ZM36 163H38L37 165L39 166H37L36 167V165H35V167H34V164H36ZM44 163H46L45 165H44ZM69 163H68V165H69ZM72 163V164H71ZM82 163H85L86 164V166H85V164L83 165ZM93 163V164H92ZM108 163V164H107ZM112 163L116 166H113L112 165ZM127 163V164H126ZM142 163V165H140L141 166V168L139 169V167H137V165H139V164H141ZM167 163H168V165H167ZM195 163H197V169L199 170H197V169H195L194 167V164ZM220 163V164H219ZM247 163H249V164H247ZM251 163V164H250ZM16 164H17V166H16ZM19 164H21V165H23L22 167L21 166H19ZM55 164V165H54ZM60 164V165H59ZM79 164V165H78ZM82 164V165H81ZM95 164H97V166L95 165ZM107 164V165H106ZM166 164V165H165ZM179 164V165H178ZM183 164V165H182ZM186 164V165H185ZM199 164V165H198ZM201 164V165H200ZM222 164V165H221ZM247 164V165H246ZM254 164H256V166H257V168H256V166L254 165ZM46 165H48V166H50V169H51V172H48L47 171V169H46ZM57 165V166H56ZM64 165H66V166H64ZM91 165V166H90ZM108 165H110V167L108 166ZM182 165V166H181ZM187 165H190V166H192L191 167V171L190 172H188L189 171V167L190 166H187ZM220 165V166H219ZM224 165H225V167H224ZM230 165V166H229ZM243 165H245V166H252V169L253 170H251V167L249 166V168H245V166H243ZM0 166V167H1ZM13 166V167H12ZM26 166V167H25ZM52 166V167H51ZM56 166V168H54ZM58 166H59V168H58ZM62 166V167H61ZM63 166H64V169H63ZM83 167L84 168V171H83V168L81 167V168H77V167ZM95 166V167H94ZM103 166H105V167H103ZM121 166V167H120ZM131 166V167H130ZM166 166V167H165ZM184 166H186V167H184ZM194 166V167H193ZM223 166V167H222ZM236 166V167H235ZM259 166V167H258ZM20 167V168H19ZM76 167V168H75ZM89 167H90V169H89ZM108 167V168H107ZM143 167H146L147 168V170L145 169L144 170V168ZM173 167V168H172ZM178 167V168H177ZM183 167V168H182ZM221 167V168H220ZM243 167V168H242ZM254 167V168H253ZM263 167V168H262ZM19 169V171H18V169ZM38 168V169H37ZM40 168V169H39ZM67 168V169H66ZM71 170H70V169ZM86 168H87V170H86ZM93 168H95V169H93ZM97 168H98V170H97ZM113 168V169H112ZM128 168V169H127ZM171 168H172V170H171ZM177 168V169H176ZM193 168V169H192ZM203 168V169H202ZM220 168V169H219ZM256 168V169H255ZM14 169H17V172H16V170H14ZM21 169V170H20ZM26 169V170H25ZM34 169V170H33ZM35 169H37V170H40V171H37V170H35ZM46 169V170H45ZM61 169V170H60ZM63 169V170H62ZM89 169V170H88ZM91 169H92V172H95L94 174L96 175V177H95V175H92V174H90V172L89 171H91ZM102 169V170H101ZM115 169V170H114ZM118 169H120V170H118ZM134 169V170H133ZM138 169V170H137ZM181 169H183L182 171H180ZM194 169H195V171H194ZM245 169H247V171L245 170ZM248 169H250L249 171H248ZM255 169V170H254ZM11 171L12 172V170H13V172L12 173H9L8 171ZM27 170H29L28 171V174H27V172H24V171H27ZM31 170V171H30ZM32 170L34 171V172H36V173H34V172H32ZM56 170V171H55ZM63 171V172H66V174L65 173H61V172H59V171ZM67 170H68V173H72L71 171H74L71 175H73V176H71L70 174H68V176H65V175H67ZM70 170V171H69ZM78 170H81V171H78ZM93 170H95V171H93ZM107 170H108V172H107ZM123 170H124V172H123ZM133 170V171H132ZM143 170H144V172H143ZM187 170V171H186ZM197 170V171H196ZM258 170V171H257ZM259 170L260 171H263V172H259ZM20 171H23V173L26 175V177H25V175L22 173V172H20ZM42 171V172H41ZM44 171H45V173L46 174H44ZM58 171V172H57ZM76 171H78V172H76ZM96 171H97V173H96ZM104 171V172H103ZM135 171H137V172H139V174L137 173V172H135ZM166 171V172H167ZM175 173H174V172ZM179 171V172H178ZM203 171V172H202ZM239 171V172H238ZM243 171V172H242ZM251 171V172H250ZM254 172V174H253V172ZM256 171H257V173H260V174H257L256 173ZM2 172H3V174H2ZM19 172V173H18ZM38 172H39V174H38ZM54 172V173H53ZM79 172H81V173H79ZM84 172V173H83ZM101 172V173H100ZM104 174H103V173ZM127 172V173H126ZM172 172H173V174H172ZM184 172H186V173H184ZM195 172V173H194ZM196 172H198V174L196 173ZM249 172V173H248ZM6 173V174H5ZM20 173H22V174H20ZM32 175H31V174ZM49 173V174H48ZM76 173V174H75ZM78 173V174H77ZM100 173V174H99ZM105 173L107 174V175H109V176H107V175H105ZM171 173V174H170ZM187 173H191L189 176L187 175ZM203 175H202V174ZM206 173V174H205ZM17 174V175H16ZM41 174V175H40ZM43 174V175H42ZM52 176H51V175ZM62 174V175H61ZM79 174H81V175H79ZM87 174H90V175H88L87 176ZM102 176L103 177V180L101 179L100 180V176ZM121 174V175H120ZM244 174V175H243ZM246 174V175H245ZM249 174V175H248ZM2 175V176H1ZM5 175H7V176H5ZM16 175V176H15ZM22 175V176H21ZM30 175V176H29ZM58 175V176H57ZM63 175H64V179H63V181L61 180L62 179V177H63ZM129 177H128V176ZM176 175H178V176H180V177H178V176H176ZM184 175L186 176H188L189 177V179H188V177H184ZM193 175V176H192ZM196 175V176H195ZM205 175V176H204ZM233 175H234V177H233ZM238 175H240L241 177H243V178H241L240 176H238ZM248 175V176H247ZM258 175V176H257ZM260 175V176H259ZM263 175V176H262ZM12 176V177H11ZM13 176L15 177L14 179L16 180H14L13 179ZM17 176H19L18 178H17ZM24 176V177H23ZM36 176V177H35ZM41 178H39V177ZM43 176H44V179H45V181L46 182H43L44 180H42L43 179ZM61 176V177H60ZM70 176H71V178L72 177H74V178H76V179H74V178H72V180H71V178H70ZM80 176V177H79ZM93 176L96 178H93ZM104 176H106L107 178H105ZM116 178H115V177ZM137 178H136V177ZM183 176V177H182ZM238 177V181L239 182H237V177ZM246 176L247 177H251V178H249V180H248V178H246ZM3 177V178H2ZM6 177H8V178H6ZM12 178V180H13V184H11L12 183V181H11V179L10 178ZM23 177V178H22ZM27 177H29V178H27ZM42 181V182H39L40 180L38 179V178ZM49 177V178H48ZM54 177V178H53ZM61 179H60V178ZM69 177V178H68ZM81 177H82V179H83V181L82 180H80V181H78L79 180V178L81 179ZM90 177V178H89ZM91 177L93 178L92 180H91ZM100 177V178H99ZM172 177V176H171ZM176 177V178H175ZM198 177H199V179H198ZM200 177L201 178H203V179H200ZM245 177V178H244ZM259 178V180H258V178ZM262 177V178H261ZM33 178V179H32ZM49 180H48V179ZM50 178H51V180L52 181H55V182H52V184H51V180H50ZM77 178H78V180H77ZM86 180H85V179ZM89 178V180L87 181V179ZM113 178V179H112ZM116 180H115V179ZM118 178V179H117ZM124 178V179H123ZM129 178V179H128ZM179 178L181 179V180H179ZM184 179V182L186 183V181H187V184H186V186L185 185H183L184 184V182H183V179ZM261 178V179H260ZM7 179V180H6ZM20 181V183H16V182H19L18 180ZM22 181H25L24 179H26V182H21V180ZM34 179H37V181L35 182V183H33L34 181ZM54 179V180H53ZM56 179V180H55ZM69 179V181H66V180H68ZM74 179V180H73ZM98 179V180H97ZM107 179L109 180H111V181H113V182H110V181H108V182H106L107 181ZM134 179V180H133ZM139 179V180H138ZM178 179V180H177ZM195 179H196V181H195ZM253 179L255 180V179H257V183H260L261 181H263L262 183H261V185L260 184H258L257 186H260V187H258V190H257V186L254 184V182L256 183V180L253 182ZM32 181V183H30L31 181ZM39 180V181H38ZM60 180H61V182L62 183H59L60 182ZM93 180H94V182H93ZM129 180V181H128ZM177 180V181H176ZM189 180H190V182H189ZM198 180H200V181H198ZM202 180H203V182H202ZM243 180H246V181H243ZM261 180V181H260ZM8 181H10L11 183H7ZM15 181V182H14ZM29 181V182H28ZM48 181H50V182H48ZM59 181V182H58ZM70 181H73V183H71V184H73V186L69 183ZM77 181V183L75 184V182ZM87 181V183H85ZM95 181L97 182V183H95ZM100 181H102V182H100ZM118 182V184L116 183V182ZM125 181H126V183H125ZM137 181V182H136ZM195 181V182H194ZM198 181V182H197ZM260 181V182H259ZM28 182V183H27ZM38 182V183H37ZM58 182V183H57ZM67 184H66V183ZM84 184H82V183ZM100 182V183H99ZM107 184H106V183ZM200 182H202L201 184H198V186H199V188L200 189H198V186H197V183H200ZM253 182V183H252ZM6 183H7V185H6ZM22 183V184H21ZM41 184L42 183V185H37V184ZM46 183H47V185H46ZM53 183L55 184V186L57 187H55L54 186V190H52V186H53ZM65 183V186L66 185H68L69 186V188L70 189H77V191H76V189H75V191H73L75 194L74 195H72V190H70L69 188H68V186H64L63 184ZM71 185V187H70V185ZM103 183H105V184H103ZM112 183H114V184H112ZM124 183V184H123ZM131 183V184H130ZM192 183V184H191ZM195 183V184H194ZM249 183V184H248ZM256 183V184H257ZM2 184V185H1ZM10 184V185H9ZM35 184V185H34ZM49 184H51L52 186H50ZM62 184V185H61ZM75 184V185H74ZM79 184H82V185H79ZM89 185V184H92L91 186L89 185V186H86V185ZM97 184V185H96ZM100 184V185H99ZM117 184V185H116ZM121 184H123L124 186H122ZM126 184V185H125ZM133 184V185H132ZM182 184V185H181ZM190 186H189V185ZM254 184V185H253ZM9 185V186H8ZM11 185H13L12 187H14V188H12V187H10ZM15 185H17V186H15ZM20 185V186H19ZM31 185H33V186H31ZM44 185H46L47 187H48V189L46 190V186H44ZM78 185H79V187H78ZM97 186V188L98 189H96V187L94 188V186ZM99 185V186H98ZM114 185V186H113ZM120 185H121V187H120ZM206 185V184H205ZM248 185H249V187H248ZM19 186V190L17 191V187ZM26 188H28V189H26ZM36 186V187H35ZM38 186V187H37ZM60 186V187H59ZM63 186L65 187V192L66 193H69V192H71V193H69V194H66L64 191L62 192V190L64 189L63 188ZM86 186V187H85ZM115 186H118V187H115ZM132 186V187H131ZM187 186H188V188H187ZM194 186V187H193ZM204 186V185H203ZM244 186V187H243ZM245 186H246V188H245ZM253 186L256 188H253ZM7 187H8V189H7ZM13 190H10V188ZM16 187V188H15ZM20 187H21V191H20ZM23 187H24V189H23ZM33 187V188H32ZM90 189H89V188ZM109 187V188H108ZM120 187V188H119ZM122 187H123V189H122ZM137 189H136V188ZM183 187H185L186 189H184ZM191 187V188H190ZM36 188V189H35ZM40 188H42L45 192H47V193H45L43 190H40ZM62 190H61V189ZM66 188H68L69 190V192H67L66 191ZM92 188H94V190H91ZM119 188V189H118ZM125 188V189H124ZM248 188V189H247ZM255 189V190H257V191H255L256 193H258L257 195L255 194V192H254V190L253 189ZM16 189V190H15ZM31 189V190H30ZM87 189L90 191H87ZM100 189V190H99ZM122 189V190H121ZM131 191H130V190ZM135 189V190H134ZM140 189V190H139ZM184 189V190H183ZM197 189V190H196ZM247 189V190H246ZM6 190V191H5ZM7 190H9L10 192H11V194H10V192H8ZM23 190V191H22ZM28 190H29V192H28ZM37 190H39V191H37ZM59 190H61V191H59ZM83 190V191H82ZM95 190H97V191H95ZM139 190V191H138ZM253 191V193H252V191ZM3 191H5V192H7L8 194H6L5 192H3ZM33 191V193H31V192ZM34 191H37V192H34ZM43 191V192H42ZM87 193H86V192ZM99 191V192H98ZM103 191V192H102ZM119 191V192H118ZM123 191V192H122ZM127 191V192H126ZM129 191V192H128ZM143 191V192H142ZM184 191V192H183ZM186 191V192H185ZM192 191V192H191ZM194 191H196L195 193H194ZM197 191H198V193H197ZM213 192L215 191V193H213L212 192V194L214 195H217V191H216V188L214 189L213 188V190H212ZM246 191V192H245ZM247 191H250L251 193H247ZM262 191V192H261ZM50 192H52V193H50ZM59 192V193H58ZM62 192V193H61ZM81 193V195H80V193ZM98 192V193H97ZM102 192V193H101ZM115 192V193H114ZM118 193V196L116 195L117 193ZM130 192H131V194H130ZM188 192V193H187ZM189 192H191V193H189ZM14 193V194H13ZM21 193H22V195H21ZM30 193V194H29ZM38 193V196H36V194ZM51 195H50V194ZM90 193H92V194H90ZM107 193H108V195H107ZM121 193V194H120ZM10 194V195H9ZM28 196V197H26V195ZM31 194H32V196H31ZM33 194H35V195H33ZM44 194H45V196L47 197H45L44 196ZM79 194V195H78ZM87 194H89V195H87ZM95 195V197H93L94 195ZM142 194V195H141ZM183 194H185V196L183 195ZM188 194V195H187ZM253 194H255V196L253 197V198H251L252 196H253ZM261 194V196L263 197H261V196H259ZM9 195V196H8ZM24 195V196H23ZM57 195H59V197L57 196ZM72 197H71V196ZM77 195V196H76ZM83 195V196H82ZM100 197H99V196ZM122 195H124V196H122ZM127 195V196H126ZM187 195V196H186ZM189 195H190V197H191V199L193 198L194 199V201H189V200H191L190 198H189ZM193 195V196H192ZM198 196L199 195V197L201 198V200H200V198H199V201H200V203H199V201L198 202H196L197 200H198V198L196 199L195 197L196 196ZM212 195V196H213ZM6 196V197H5ZM20 196V197H19ZM22 196V197H21ZM56 196H57V198H56ZM62 196H64V197H62ZM76 196V201H75V199H74V197ZM81 196V200H79V199H77V197L79 198ZM135 196V197H134ZM34 197H37V198H39V202H38V200H37V198H34ZM45 197V198H44ZM49 197V198H48ZM54 197V198H53ZM71 199V200H73V201H71L69 198ZM86 198V200H85V198ZM90 197L92 198V200H93V198H95L94 200H96V201H91V199H90ZM99 199H101V200H99ZM104 197H107L108 199H106V198H104ZM118 197V198H117ZM127 197V198H126ZM226 197V196H225ZM260 197V198H259ZM19 198H22V199H20V201H19ZM28 200H27V199ZM51 198V199H50ZM52 198H53V200H56V206L54 205V202L55 201H53L52 200ZM56 198V199H55ZM83 198H84V200H83ZM87 198L88 199H90V200H87ZM102 198H103V200H102ZM145 198H146V200H145ZM228 198V197H227ZM258 198V199H257ZM18 199V200H17ZM26 199V200H25ZM46 199H48V200H46ZM59 199V200H58ZM65 200V201H63V200ZM66 199H67V201H66ZM97 199H98V201H97ZM112 199V200H111ZM114 199V200H113ZM119 199V200H118ZM139 199V200H138ZM148 199V200H147ZM192 199V200H193ZM253 201H252V200ZM256 199V200H255ZM16 200V201H15ZM25 200V201H24ZM30 200V201H29ZM45 200V201H44ZM60 200H62L63 201V203L60 201ZM78 200V201H77ZM105 200V201H104ZM136 200V201H135ZM10 201V202H9ZM23 201V202H22ZM38 203H37V202ZM40 201L42 202L41 204L42 205H39V203H40ZM50 201V202H49ZM69 201V202H68ZM82 202V204H81V202ZM84 201H85V203H84ZM89 201L91 202V204H90V206H89ZM102 201V202H101ZM106 201H108L109 202V206L108 207H106L105 205L106 204H104L103 202H105L106 203ZM121 201V202H120ZM185 201H187V202H185ZM259 202V204L258 203H253V202ZM25 202V203H24ZM27 202H28V204H27ZM45 202V203H44ZM51 203V205L50 206H53V207H55L54 209H55V211L54 210H52L53 209V207L51 208L50 206L49 207H47V208H45L46 206H48L49 204L48 203ZM58 202H59V204H58ZM66 202H68V203H66ZM78 202H80V204H78ZM86 202H88V204L86 203ZM99 202L100 204H98V209H96V205L95 204H97V203ZM140 202V203H139ZM146 202H148V203H146ZM22 203V204H21ZM33 204V205H30V204ZM35 203V204H34ZM44 203V204H43ZM61 203V204H60ZM72 203V204H71ZM75 203V205H79L78 207H79V209H80V211L82 212V213H87V214H89V215H87V214H82L81 215V212H80V217H81V223H78L77 224V228L75 227V225H74V223H72L71 222V218H70V216H71V214H73V212L71 211L72 209H73V204ZM77 203V204H76ZM84 203V204H83ZM92 203L94 204V206L92 205ZM101 203H103V204H101ZM112 203H113V205H112ZM120 203H122V204H120ZM129 203V204H128ZM189 203H190V205H189ZM192 203V204H191ZM193 203H195L194 205H193ZM202 203V207L200 206V204ZM16 204V205H15ZM24 204V205H23ZM27 204V205H26ZM64 204V205H63ZM66 204H68L67 206H66ZM125 204V205H124ZM139 204V205H138ZM147 204V205H146ZM154 204V205H156V206H154V208L155 209H152L153 208V206L152 205ZM198 204V205H197ZM5 205H6V207H7V210L5 209L6 207H5ZM30 205V206H29ZM38 205H39V207H38ZM45 205V206H44ZM60 205V206H59ZM80 205L82 206V208L80 207ZM91 205L93 206L92 208H91ZM99 205H101L100 206V209H99ZM121 205V206H120ZM151 205V206H150ZM191 205H192V207H191ZM205 205V204H204ZM23 206V207H22ZM33 206L34 207H36L35 209L33 208ZM44 206V207H43ZM63 206V207H62ZM125 206V208H123ZM146 206V207H145ZM196 206H199V207H196ZM61 207H62V209H61ZM67 207V208H66ZM103 207V208H102ZM121 207V208H120ZM129 207V208H128ZM228 207L230 208V209H233L234 211H235V209L231 206V204H230V206L228 205ZM232 207V208H231ZM18 208H20V209H18ZM30 208V209H29ZM49 208H51L50 210H49ZM59 209L58 211L56 210V209ZM86 210H84V209ZM104 208L106 209L105 211H104ZM110 208V210H108ZM122 208H123V210H122ZM127 208V209H126ZM138 208H140V209H138ZM189 208H192L191 210L189 209ZM197 208L198 209H200V210H205L204 212L203 211H199V210H197ZM66 211H65V210ZM91 209H92V211H91ZM93 209H94V211H93ZM114 209V210H113ZM126 209V210H125ZM128 209L130 210V212L132 211V213H130L129 211H128ZM147 209V210H146ZM160 209H162V211H160ZM14 210V211H13ZM50 211V213H49V211ZM61 210V211H60ZM70 210V211H69ZM84 210V211H83ZM88 210V211H87ZM99 210H101V211H99ZM140 211V210H142V211H140V213H142V214H140L138 211ZM155 210H156V215H158L157 217L158 218H160V220H158L157 218H155L156 216H155ZM19 211H21V212H19ZM25 213L26 211H27V213H28V211H31V212H29V214H27V213H23V212ZM46 211V212H45ZM57 211V212H56ZM64 211V212H63ZM90 211V212H89ZM95 211H99L100 213H102V212H104V213H102L101 215H100V213L98 214L97 212V214L99 215H96V213H95ZM106 211H110L109 213H111V215H109V213L108 212H106ZM120 211V212H119ZM124 211V212H123ZM137 211V212H136ZM146 211V212H145ZM151 211H154V212H151ZM158 211V212H157ZM159 211L160 212H162V213H160L159 214ZM193 211V212H192ZM197 211H199V212H197ZM236 211H238V210H236ZM235 211V212H236ZM19 212V213H18ZM44 212H45V214H44ZM55 212V213H54ZM58 212H60V213H58ZM61 212L63 213V215L61 214ZM68 212V213H67ZM70 212V213H69ZM105 212H106V214H105ZM125 212L127 213V214H125ZM135 212V213H134ZM195 212V213H194ZM20 213H23V215H25V217L23 216V217H21V215L22 214H20ZM37 213V214H36ZM48 213V214H47ZM54 213V214H53ZM58 213V214H57ZM92 213V214H91ZM130 213V214H129ZM134 213V214H133ZM189 213H190V215H189ZM193 213V214H192ZM240 213V212H239ZM0 214V215H1ZM20 214V215H19ZM33 214H34V216H33ZM39 214V215H38ZM43 214H44V216H43ZM52 214V215H51ZM57 214V215H56ZM64 214H66V216L67 215H70V216H68V217H66ZM94 214V215H93ZM115 215V217L113 216V215ZM144 214H146V215H144ZM148 214V215H147ZM149 214H150V216H149ZM151 214H154V216L153 215H151ZM164 215V217H163V215ZM188 214V215H187ZM197 214H198V217H197ZM236 214H237V216L239 215L240 216V214H238V212H236ZM38 217H36V216ZM48 217H47V216ZM87 215V216H86ZM93 215V216H92ZM95 215H96V217H95ZM107 215V216H106ZM118 217H117V216ZM121 215V217L119 218V216ZM125 215H128L127 217H123V216H125ZM134 215V216H133ZM138 215V216H137ZM160 215H162V216H160ZM192 215V216H191ZM51 216V217H50ZM57 218H59L58 219V223L60 224H58L57 223V221H55V219H56V217ZM64 216V217H63ZM73 216V215H72ZM71 216V217H72ZM88 216H92V217H94V218H92L91 220H92V222L90 223L89 222V218H88ZM99 218H98V217ZM101 216V217H100ZM104 216L105 217H107V218H104ZM132 216V217H131ZM140 216H141V218H140ZM143 216V217H142ZM160 216V217H159ZM192 218H190V217ZM19 217V218H18ZM21 217V218H20ZM27 217H29V218H27ZM50 217V218H49ZM55 217V218H54ZM82 217H85V218H83L82 219ZM120 219L119 221H120V223L118 222V220L117 221H115L114 219ZM131 219H133V220H131ZM134 217H136V218H134ZM138 217V218H137ZM145 217V218H144ZM147 217H148V219L151 217V219H149L150 221H148V219H147ZM161 217H162V219H161ZM193 217H194V219H193ZM241 217V216H240ZM264 216H262V217H260V221H261V219H262V221H264L263 218ZM25 218V219H24ZM33 218V219H32ZM54 218V219H53ZM64 219V220H62V222H59L60 221V219ZM108 218H110V220H107ZM123 218H125L124 220H126V221H123ZM20 219V220H19ZM22 219H24V220H22ZM28 219H31L30 221H27ZM39 219V220H38ZM43 219H45V221L46 222H43L44 220ZM49 219V220H48ZM100 219V220H99ZM102 219V220H101ZM104 219V220H103ZM128 219V220H127ZM137 219V220H136ZM144 219H145V221H147L148 223H150L149 225L148 224H146V222H144ZM152 219H155V220H157V222L158 223H160L159 224V226L156 224V226L154 225L156 222H154L155 220H152ZM198 220V221H196V220ZM26 220V221H25ZM41 220V221H40ZM48 220V221H47ZM53 220H54V222H53ZM57 220V219H56ZM68 220V221H67ZM82 220H83V222H82ZM84 220H86V222H84ZM90 220V221H91ZM106 220H107V224L109 223H111V222H113V223H111L109 226H107V224H105L106 223ZM31 221H32V224H31ZM64 221V222H63ZM97 221V222H96ZM100 221H102V222H100ZM105 221V222H104ZM132 221H134V222H132ZM153 221V222H152ZM194 221V222H193ZM262 221L260 222V225H262L261 226V228H264V222L262 223ZM27 222V223H26ZM40 222V223H39ZM131 223L132 225H129L128 223ZM193 222V223H192ZM197 222H198V225L196 226L195 225V223L197 224ZM37 223H39L38 225H37ZM44 223V224H43ZM45 223H47L46 225H45ZM52 223H54V226L53 225H51ZM68 223H70L69 225H68ZM82 223L84 224V226L82 225ZM88 223H90L89 225H88ZM102 223H103V225H102ZM115 223V224H114ZM119 223V224H123L124 226L126 225V223H127V225L129 226H126V227H120V232L119 231H115L114 232V230H112V229H115V230H119L118 228L119 227H114V226H117V224ZM136 225H135V224ZM186 223H187V225H186ZM29 224H31V225H29ZM59 226H57V225ZM69 226H67V225ZM93 224H94V226H93ZM96 224V225H95ZM97 224H99V225H97ZM118 224V225H119ZM153 226H152V225ZM194 224V225H193ZM33 225H35V226H33ZM37 225V226H36ZM70 225H72V228H71V226ZM73 225H74V227L77 229V231L79 232H77L76 230H75V233L77 234L78 233V235H76L75 233H74V236H75V239H74V236L72 235L73 234ZM88 227H87V226ZM121 225H119V226H121ZM170 225V224H169ZM189 225H190V227H189ZM211 225V226H210ZM55 226H57V228H59V230L55 227ZM66 226V227H65ZM96 226H98V228H100L101 229V231H100V229L98 230L97 229V227ZM105 226H107V228L108 229H106V227ZM131 226L132 227H136L135 228V230H134V228H132V229H130L131 228ZM142 226V227H141ZM149 226H152L153 228H154V226H155V228L153 229H151ZM157 226H158V228H157ZM171 227H172V225H170ZM184 226H186V227H184ZM210 226V227H209ZM26 227V228H25ZM39 227H44V229H41V228H39ZM46 227H48V228H46ZM52 227H53V229H52ZM54 227H55V229H54ZM67 229H65V228ZM82 227V228H81ZM83 227H85V230H87V231H85L84 230V228ZM95 227V229L96 230H94V233H93V229L91 230L90 228H94ZM112 227V228H111ZM128 227V228H127ZM212 227H213V229H214V227H215V229H217V231H215V229H214V231H213V229H212ZM50 228V229H49ZM63 228V229H62ZM71 228V229H70ZM74 228V229H75ZM87 228H89V229H87ZM103 228V229H102ZM104 228H105V230H104ZM111 228V229H110ZM137 228H140V229H137ZM198 228V229H197ZM207 228V229H206ZM46 229L47 230H49V232H47L46 231ZM52 229V231H50ZM69 229V230H68ZM123 229L126 231V233H129L128 235L126 234V233H122V231H123ZM148 229H149V232H148ZM160 229V231L162 232V233H160V232H158V230ZM183 229H182V232H183ZM194 229L196 230V231H194ZM200 229V230H199ZM206 229V230H205ZM210 229V230H209ZM44 230H45V232H44ZM53 230H55V231H53ZM66 230V231H65ZM89 230V231H88ZM109 230H111V231H109ZM31 232L32 234H35V236L34 235H32L31 233H29V232ZM34 233H33V232ZM58 231H60L59 233H57ZM62 231V232H61ZM69 231H71V232H69ZM95 231H99L98 233L97 232H95ZM103 231L105 232V231H107V232H105V233H103ZM125 231H123V232H125ZM135 231H138L137 233L135 232ZM141 231H143V233H144V236H143V233L141 232ZM157 231V232H156ZM192 231V232H191ZM197 231H198V234H197ZM205 234V233H207V234H203L202 232ZM213 231V232H212ZM220 231V232H219ZM50 232H53L52 234L50 233ZM83 232H86L88 235H86V233H84L83 235L84 236H82V233ZM92 232V233H91ZM108 232H111V233H109L108 234ZM113 232V233H112ZM132 232V233H131ZM134 232V233H133ZM140 232V233H139ZM153 232V233H152ZM210 232V233H209ZM214 232H216V233H214ZM261 232L263 233L264 232V229H262L261 230ZM28 233V235L26 236V234ZM38 233V234H37ZM56 233V234H55ZM64 233V234H63ZM66 233L68 234L67 236L69 237L70 236V238H67V236H66ZM70 233H71V235H70ZM81 233V234H80ZM91 233V234H90ZM95 233H96V236H95ZM103 235H102V234ZM114 233H118V235H116V234H114ZM178 233V232H177ZM177 233H176V237L178 236L179 238L180 237H182V234H180L181 232H179V234L177 235ZM202 233V234H201ZM221 235H220V234ZM49 234V235H48ZM50 234H51V236L53 237H50ZM57 234H61V237H58V236H60V235H57ZM79 234L81 235V237L79 236ZM107 234H108V236L110 235V234H112V235H110L111 237H112V239H111V237L108 239V241L111 239V240H118V243H115V242H117V241H112V243H111V240L109 241L110 242V244H111V246L109 245V242L108 241H106V238H108V236H107ZM123 234V236H124V238H123V236H120V235H122ZM136 236H135V235ZM138 234H140V236L138 235ZM152 234V235H151ZM158 234V235H157ZM161 234V235H160ZM195 234V235H194ZM199 234H201L202 236H200ZM217 235V236H219V237H217V236H215V235ZM223 234V235H222ZM264 234V233H263ZM19 235V236H20ZM29 235H30V237H29ZM38 235V236H37ZM43 236V237H39V236ZM45 235V236H44ZM46 235H48V238L50 239V241L49 242H51V241H53V247L55 246V244H58V243H60L61 242V244H59L58 245V247H60V248H62L61 249V251H60V249L59 248H57V247H52L54 250H55V248H56V251H58V252H56V251H53V249H51V246L50 245H52V244H50L49 242H48V238H47V236ZM65 235V236H64ZM100 235V236H99ZM106 235V236H105ZM115 235V236H114ZM131 236V237H127V236ZM150 236V238H147V237H149ZM155 235V236H154ZM160 235V236H159ZM164 235H166V236H164ZM198 235V236H197ZM213 237H212V236ZM33 238H32V237ZM57 238H55V237ZM71 236H73V238L71 237ZM79 236V240H78V237ZM97 236H99V238L98 239H94V241H93V237H95V238H97ZM105 236V237H104ZM116 236H119V237H116ZM146 236V237H145ZM157 236H159L158 237V239H157ZM201 238H200V237ZM205 236V237H204ZM207 236H209V237H207ZM6 237H8V236H6ZM5 237V235L4 236H2V238H3V240L1 241L2 243H0L1 245H2V247L7 243V240H5V239H7ZM29 239H28V238ZM65 237L67 238L66 239V241H65ZM84 237V238H83ZM85 237H88V239L87 238H85ZM90 237H92L91 239H90ZM100 237L103 239V237H104V239H105V242H106V245L108 246V248L106 247V246H103V244L105 245V242H104V240H102V239H100ZM116 237V238H115ZM121 237V240L119 239ZM162 237H164L165 239H168V240H165L164 238H162ZM168 237V238H167ZM177 237V238H178ZM197 237L198 238H200V241L203 243V245H201L202 243L201 242H199V241H196L197 240ZM210 237H211V240L215 237V238H217V239H219L220 240V238L222 237V239H221V242H219V240L217 241V239L216 240H214L213 239V241L215 242V244H216V248H211V247H213L214 246V244H212L213 242L210 240ZM5 238V239H4ZM9 238V237H8ZM22 238L24 239V242H27V245H25L24 243L22 244V242H23V240H22ZM39 238V239H38ZM48 240H47V239ZM52 238V239H51ZM62 238V239H61ZM81 238V239H80ZM115 238V239H114ZM138 238H140V239H138ZM147 239V241H145L146 239ZM152 238H153V240H154V242L153 241H151L152 240ZM156 238V239H155ZM178 238V239H179ZM206 238H207V240H206ZM22 240V242H20L21 240ZM30 239H33V241L31 240L30 241ZM44 239L47 241H44ZM54 239H56L57 241H59L58 239H60V241L57 243L56 242V240L54 241ZM75 241H74V240ZM85 239H87V241L85 240ZM122 239H124V240H122ZM150 239V240H149ZM161 239V240H160ZM164 239V240H163ZM204 239H205V241H204ZM10 241H11V239H9ZM9 240H8V242H9ZM20 240V241H19ZM37 240H41L40 242L39 241H37ZM78 242H77V241ZM80 240H82V241H84V242H82V243H84V244H81V242H80ZM89 240H91V241H93V243L92 242H90ZM96 240L98 241L97 243H96ZM119 240H120V242L121 241H123V243H122V245L121 244H119L120 242H119ZM136 240H138V241H136ZM142 241V243L140 242V241ZM148 240L150 241L149 243L150 244H148ZM224 240V241H223ZM20 242V244H19V242ZM35 241H37V242H39V243H35ZM72 241V242H71ZM124 241H130L131 243H126V242H124ZM155 241H156V243H155ZM165 241V242H164ZM196 241V242H195ZM207 241H211L210 243H207ZM5 242V244H3ZM29 242V243H28ZM42 242H44V243H42ZM64 242H66V243H64ZM68 242H70V243H68ZM76 242V244H73V243H75ZM90 242V243H89ZM100 242H103V243H100ZM140 242V243H139ZM153 243V245H155V246H153L152 245V243ZM160 242V243H159ZM167 242V243H166ZM169 242V243H168ZM223 242V243H222ZM41 243L42 244H45V245H41ZM49 243V244H48ZM88 243V244H87ZM102 245H100V244ZM127 245H129V244H131L130 246H126V244ZM147 243V244H146ZM172 243V244H171ZM192 243V244H191ZM195 243V244H194ZM199 243V244H198ZM205 243L207 244V247H206V245H205ZM218 243H219V245L220 246H218ZM222 243V244H221ZM10 243H7V246L9 245ZM30 244V245H29ZM64 244H66V245H64ZM69 246H68V245ZM92 244H94L93 245V247L96 245V244H98V247H97V249H94V248H96V247H92L91 248V246H92ZM116 244H117V246H116ZM119 244V245H118ZM136 246H135V245ZM140 244V245H139ZM143 244H145L144 246H143ZM156 244H162L161 246H159V245H156ZM168 244V245H167ZM171 244V245H170ZM177 244V243H176ZM193 244L195 245V247H197V248H194V246H193ZM209 244V245H208ZM213 246H212V245ZM20 245L22 246H26L28 249H26L27 251H29V252H27L26 250H24V252L22 251V250H20V249H23L24 247L22 246V247H20ZM37 245V246H36ZM46 245H48V247L45 249L44 248V246H46ZM64 245V246H63ZM72 245H75V246H78V249H77V247H76V249H75V246H73L74 247V249H73V247H71L70 249L71 250H69V247L70 246H72ZM83 245H85V246H82ZM101 247H100V246ZM115 245V246H114ZM124 245H125V248L127 247V250L124 248ZM165 245V248L164 247H162V246H164ZM166 245H167V247L169 248L170 246V248L169 249H167V247H166ZM170 245V246H169ZM173 245V246H172ZM192 247H191V246ZM6 246V245H5ZM30 246V247H29ZM31 246H34V248H32ZM57 246V245H56ZM65 247V249L67 248V246H68V250L70 251V252H72V253H70V252H67L68 250H64V248L63 247ZM97 246V245H96ZM114 246V247H113ZM123 246V248H121ZM138 246H139V248H138ZM141 246V247H140ZM143 246V247H142ZM145 246H148V247H145ZM156 246H157V248H156ZM199 246H200V248H199ZM211 246V247H210ZM224 246V247H223ZM40 249H39V248ZM80 247H81V249H80ZM119 247V248H118ZM136 247V248H135ZM150 247V248H149ZM159 247H160V249H159ZM162 247V248H161ZM203 247V248H202ZM204 247H206V248H204ZM208 247H210V248H208ZM215 247V246H214ZM5 248H8V247H4V249H1V247H0V251L2 252V253H0V255L1 254H3V255H6V254H8V252L6 251V249ZM30 248V249H29ZM38 248V249H37ZM50 250H49V249ZM83 248V249H82ZM106 248H107V250H106ZM109 248H111V249H109ZM131 248V249H130ZM138 248V249H137ZM155 248V249H154ZM172 248V249H171ZM199 248V249H198ZM208 248V249H207ZM31 249H33V250H31ZM34 249H36V251L34 250ZM59 249V250H58ZM86 249V250H85ZM87 249H90V250H92V251H90V250H87ZM100 249V250H99ZM106 250L105 252H104V254H101V257L100 256H98V255H100V253H103V250ZM116 249V250H115ZM119 249H121V250H119ZM123 249V250H122ZM133 249H135V250H133ZM150 249H151V251H150ZM162 249V250H161ZM193 249H194V251H193ZM206 249V251H204ZM5 251V252H7L6 254H5V252H3V251ZM52 250V251H51ZM64 250V251H63ZM78 250V251H77ZM85 250V251H84ZM96 250V251H95ZM97 250H98V252H97ZM102 250V251H101ZM110 250V252H114V253H112V254H110V252H107V251H109ZM115 250V251H114ZM126 250V251H125ZM129 250V251H128ZM146 250V251H145ZM161 252H160V251ZM196 250V251H195ZM211 250L213 251V250H215V251H213V252H211ZM46 251H49V253H51V254H49L48 255V252H46ZM60 251V252H59ZM74 251L76 252V253H74ZM89 251V252H88ZM122 251V252H121ZM130 252V253H128V252ZM138 251V252H137ZM152 252V253H150V252ZM163 251V252H162ZM192 251V252H191ZM201 251V252H200ZM203 251L204 252H206V253H203ZM219 252V255L220 256H218V252ZM225 251H227L226 253H225ZM31 252H39L38 254L37 253H32L31 254ZM47 254H46V253ZM64 252H65V254H64ZM66 252H67V254H66ZM100 252V253H99ZM118 252V253H117ZM127 253V255L125 254V253ZM160 252V254L162 253V261H161V255L160 254H158ZM191 252V253H190ZM196 252H198V253H196ZM216 252V253H215ZM22 253V254H21ZM54 253H56V257H58V258H61V259H58V258H56L55 257V254ZM63 253V254H62ZM83 253V254H82ZM86 253H88V254H86ZM96 253V254H95ZM98 253V254H97ZM121 253H123L122 254V256H120V254ZM146 253H149V254H151L152 255V258H147V257H151V255H148V254H146ZM155 253V255H153ZM194 253H196L197 255L198 254H200V257H197V255L196 254H194ZM203 253V254H202ZM211 253L214 255H212V257H211ZM217 254V255H215V254ZM43 256H42V255ZM46 256H45V255ZM60 254H62V255H60ZM74 254V255H73ZM81 254V255H80ZM93 254V255H92ZM117 255V257H116V255ZM119 254V255H118ZM129 254V255H128ZM137 254V255H136ZM138 254L140 255L139 257H140V259H139V257H138ZM170 254V255H169ZM226 254H228V255H226ZM3 255H2V257H3ZM32 255V256H31ZM39 255V256H38ZM49 257H48V256ZM52 255H53V257H55V258H53L52 257ZM65 255H67L70 259V261L67 259L68 257L67 256H65ZM80 255V256H79ZM82 255H83V257H82ZM85 255H87V256H85ZM91 255V256H90ZM96 255H97V257L99 258H97L96 257ZM108 257H112V256H110V255H115V256H113L112 257V259H110V258H108ZM124 255V256H123ZM127 257H126V256ZM131 255V256H130ZM148 255V256H147ZM157 255L158 256H160V257H157ZM192 255H193V257H192ZM40 256H41V258H40ZM61 256V257H60ZM62 256H64V257H62ZM93 256H95V257H93ZM105 256V257H104ZM199 256V255H198ZM1 257V256H0ZM23 257V256H22ZM22 257H20L21 259H22ZM23 257V258H24ZM34 257H38V258H34ZM47 257V258H46ZM67 257V258H66ZM78 257V258H77ZM82 257V258H81ZM85 257V258H84ZM103 257L104 258H106V259H104L103 260ZM116 257V258H115ZM122 257H124V258H122ZM126 257V258H125ZM133 258L132 260H130V258ZM135 257V258H134ZM143 257V258H142ZM144 257H146V259L144 258ZM155 257H157V258H159V259H156ZM165 257H167V258H169V260H167ZM195 257H197V259L198 258H200L199 259V261L200 262H197L198 260H196V258ZM208 257H209V259H208ZM211 257V258H210ZM216 257H221V258H217L216 259ZM19 258V260H21ZM44 258H46V259H44ZM48 258H50V259H48ZM52 258V259H51ZM62 258H64V259H62ZM67 260H66V259ZM72 258H74V259H72ZM81 258V259H80ZM88 258V259H87ZM90 258V259H89ZM100 258H102V259H100ZM116 260H115V259ZM128 258V259H127ZM173 258H174V260H173ZM214 258V259H213ZM225 258L223 257L222 259H221V262H219L220 264H223V262H225L226 260H225ZM25 259H26V257H25ZM75 259L77 260V262L78 263H75ZM79 259V260H78ZM85 259H86V261H85ZM108 259H109V261H108ZM122 259H123V261H122ZM125 259H126V261H125ZM142 259V260H141ZM165 259V260H164ZM203 259V260H202ZM211 259V260H210ZM19 260H17L18 262H19ZM32 260H34V263H33V261ZM56 260V261H55ZM58 260H59V262H58ZM65 260H66V262H65ZM90 260V261H89ZM111 260H113V261H111ZM115 260V261H114ZM149 260V261H148ZM150 260H151V262H150ZM154 260H156V261H154ZM160 260V262H158ZM215 260V261H214ZM225 260V261H224ZM40 261V262H39ZM81 261V262H80ZM85 261V262H84ZM88 261V262H87ZM99 261H101V262H99ZM111 261V262H110ZM144 261H145V263H144ZM194 261H195V263H194ZM202 261V262H201ZM205 263H204V262ZM99 262V263H98ZM123 262V263H122ZM136 262V264H138ZM148 262H150V263H148ZM153 262V263H152ZM163 262V263H162ZM213 262V263H212ZM228 262V261H227ZM224 263V264H229V263ZM40 263V264H41ZM92 263V264H93ZM94 263V264H95ZM258 264V263H257Z\"/></svg>",
    "mask_w": 264,
    "mask_h": 264
},
{
    "label": "bare ground",
    "instance_id": "bare-ground-1",
    "mask_svg": "<svg viewBox=\"0 0 264 264\" xmlns=\"http://www.w3.org/2000/svg\"><path fill=\"white\" fill-rule=\"evenodd\" d=\"M92 1H93V0H92ZM95 1H96V0H95ZM5 2H6V1H5ZM15 2H17V1H15ZM17 4H18V3H17ZM97 5H98V3H97ZM8 6H9V5H8ZM98 6H99V5H98ZM3 7H4V6H3ZM26 7H27V6H26ZM42 7H43V6H42ZM100 7H101V6H100ZM4 9H5V8H4ZM42 10H43V9H42ZM100 10H101V9H100ZM24 11H25V10H24ZM13 12H14V11H13ZM0 13H2V12H0ZM9 13H10V12H9ZM0 15H1V14H0ZM6 15H7V14H6ZM46 15H47V14H46ZM8 16H9V15H8ZM10 17H11V16H10ZM51 17H52V16H50V18H51ZM53 17H54V16H53ZM45 18H46V17H45ZM50 18H49V19H50ZM0 19H3V18H0ZM7 19H8V18H7ZM5 20H6V19H5ZM10 20H11V19H10ZM16 20H17V19H16ZM45 20H46V19H45ZM2 21H4V20H2ZM18 21H19V20H18ZM1 23H3V22H1ZM12 23H13V22H12ZM41 23H42V22H41ZM47 23H48V22H47ZM7 24H8V23H7ZM10 24H11V23H10ZM14 24H15V23H14ZM0 25H1V24H0ZM16 25H17V24H16ZM25 25H27V24H25ZM25 25H24V26H25ZM41 25H42V24H41ZM46 25H47V24H46ZM53 25H54V24H53ZM3 26H5V25H3ZM14 26H15V25H14ZM27 26H28V25H27ZM39 26H40V25H39ZM47 26H48V25H47ZM254 26H256V25H254ZM15 27H16V26H15ZM19 27H20V26H19ZM8 28H9V27H8ZM31 28H32V27H31ZM4 29H6V27H5ZM10 29H11V28H10ZM25 29H26V27H25ZM52 29H54V28H52ZM2 30H3V29H2ZM11 30H13V29H11ZM19 30H20V29H19ZM29 30H30V29H29ZM40 30H42V28H41ZM21 31H22V30H21ZM21 31H20V32H21ZM230 31H232V34L235 33V32H233L234 30H230ZM0 32H1V31H0ZM2 32H3V31H2ZM8 32H9V31H8ZM10 32H11V31H10ZM30 32H31V31H30ZM20 34H21V33H20ZM23 34H24V33H23ZM31 34H32V33H31ZM52 34H53V33H52ZM7 35H8V34H7ZM7 35H6V36H7ZM18 35H19V33H18ZM18 35H16V36H18ZM24 35H25V34H24ZM26 35H27V34H26ZM47 35H48V34H47ZM6 36H5V37H6ZM12 36H13V35H12ZM16 36H15V37H16ZM9 37H10V36H9ZM9 37H8V38H9ZM25 37H26V36H25ZM27 37H28V35H27ZM32 37H33V35H32ZM60 37H61V36H60ZM211 37H212V36H211ZM6 38H7V37H6ZM16 38H17V37H16ZM45 38H46V37H45ZM54 38H55V37H54ZM19 39H20V38H19ZM21 39H22V38H21ZM26 39H28L30 42H31L32 40H33V41L36 40V39L34 40V39H32V38H25V41H26ZM40 39H41V38H40ZM211 39H212V38H211ZM42 40H43V39H42ZM50 40H51V39H50ZM52 40H54V39H52ZM9 41H11V40H9ZM23 41H24V40H23ZM14 42H15V41H14ZM30 42H29V43H30ZM36 42H37L36 45H39V46H40V43H41V42H39V41H36ZM53 42H55V40H54ZM61 42H62V41H61ZM43 43H44V42H43ZM20 44H21V43H20ZM22 44H23V43H22ZM25 44H26V43H25ZM25 44H24V45H25ZM44 44H46V42H45ZM44 44H42V45L44 46ZM50 44H52V42H49V45H50ZM60 44H61V43H60ZM18 45H19V44H18ZM34 45H35V44H34ZM36 45H35V46H36ZM42 45H41V48H42ZM58 45H59V43H58ZM2 46H3V45H2ZM39 46H38V47H39ZM50 46H51V45H50ZM53 46L56 47L55 45L52 44V48H53V49H54ZM60 46H61V45H60ZM14 47H15V46H14ZM36 47H37V46H36ZM46 47H48V46H46ZM46 47H45V48H46ZM58 47H59V46H58ZM58 47H56V48L58 49ZM10 48H11V47H10ZM41 48H38V49H41ZM48 48H50V47H48ZM20 49H21V48H20ZM23 49H24V48H23ZM32 49H33V48H32ZM66 49H67V47H66ZM1 50H2V49H1ZM3 50H4V49H3ZM16 50H17V49H16ZM46 50H47V49H46ZM61 50H64V49H61ZM33 51H34V50H33ZM58 51H59V50H58ZM67 51H68V50H67ZM13 52H14V51H13ZM22 52H24V51H22ZM48 52H49V51H48ZM50 52H51V49H50ZM62 52H63V51H62ZM62 52H61L60 54H61V55H65L66 51H65V53H63V54H62ZM68 53H70V52H68ZM68 53H67V54H68ZM194 53H195L194 58L198 59V61H204V62H205V61H208V60H209L206 56H204V55H203L202 53H200V52H197V53L194 52ZM31 54H32V53H31ZM36 54H37V53H36ZM50 54H51V53H50ZM56 54H57V53H56ZM205 54H206V53H205ZM15 55H16V54H15ZM26 55H27V54H26ZM33 55H34V54H33ZM58 55H59V54H58ZM61 55H60V56H61ZM28 56L30 57V55H28ZM56 56H57V55H56ZM66 56H67V55H66ZM34 57H35V56H34ZM36 57H38V56H36ZM52 57H53V56H52ZM58 57H59V56H58ZM58 57H57V58H58ZM83 57H84V56H83ZM167 57H168V56H167ZM0 58H1V57H0ZM38 58H39V57H38ZM59 58H60V57H59ZM65 58H66V57H65ZM65 58H64V59H65ZM69 58H70V57H69ZM96 58H97V57H96ZM1 59H2V58H1ZM4 59H5V58H4ZM29 59H30V58H29ZM40 59H41V58H40ZM49 59H51V58H49ZM77 59H78V58H77ZM87 59H88V58H87ZM97 59H98V58H97ZM171 59H172V58H171ZM19 60H20V59H19ZM60 60H61V59H60ZM62 60H63V59H62ZM62 60H61V61H62ZM91 60H92V59H91ZM11 61H12V60H11ZM24 61H25V60H24ZM27 61H28V60H27ZM41 61H42V60H41ZM46 61H47V60H46ZM61 61H60V62H61ZM92 61H93V60H92ZM173 61H174V60H173ZM178 61H179V60H178ZM1 62H2V61H1ZM1 62H0V63H1ZM35 62H36V61H35ZM37 62H38V61H37ZM42 62H43V61H42ZM97 62H98V61H97ZM195 62H196V61H195ZM9 63H10V61H9ZM29 63H30V62H29ZM43 63H44V62H43ZM47 63H48V62H47ZM49 63L52 64L51 62H49ZM55 63H56V62H55ZM63 63H64V62H63ZM84 63H85V62H84ZM175 63H176V62H175ZM177 63H178V62H177ZM34 64H35V63H34ZM61 64H62V62H61ZM172 64H173V63H172ZM178 64H179V63H178ZM200 64H201V63H200ZM210 64H211V63H210ZM217 64H218V63H217ZM15 65L17 66V64H15ZM18 65H19V64H18ZM41 65H42V64H41ZM87 65H88V64H87ZM185 65H186V64H185ZM0 66H1V65H0ZM13 66H14V65H13ZM28 66L30 67L31 65H28ZM43 66H44V65H43ZM45 66H46V65H45ZM47 66H48V65H47ZM199 66H200V65H199ZM9 67H10V66H9ZM52 67H53V66H52ZM186 67H187V66H186ZM189 67H190V66H189ZM23 68H24V67H23ZM31 68H32V67H31ZM194 68H195V67H194ZM2 69H3V68H2ZM40 69H41V68H40ZM179 69H180V68H178V70H179ZM182 69H183V68H182ZM187 69H188V68H187ZM207 69H208V68H207ZM210 69H212V68L210 67ZM223 69H224V68H223ZM15 70H16V69H15ZM18 70H19V69H18ZM18 70H17V71H18ZM28 70H29V69H28ZM41 70H42V69H41ZM43 70H44V69H43ZM60 70H62V69H60ZM168 70H169V69H168ZM168 70H167V71H168ZM171 70H172V69H171ZM190 70H191V69H190ZM190 70H189V71H190ZM49 71H50V70H49ZM49 71H48V72H49ZM176 71H177V70H176ZM176 71H175V72H176ZM183 71H184V70H183ZM191 71H192V70H191ZM217 71H218V70H217ZM14 72H15V71H14ZM24 72H25V71H24ZM34 72H35V71H34ZM43 72H44V71H43ZM43 72L39 71V73H40L39 76H41V77H43V76H47L48 78L50 77V76H48L49 73H48V75H47L46 72H44V73H43ZM56 72H57V71H56ZM177 72H178V71H177ZM187 72H188V71H187ZM187 72H186V73H187ZM11 73H13V71H12ZM15 73H16V72H15ZM17 73H18V72H17ZM184 73H185V72H184ZM204 73H205V71H204ZM27 74H28V73H27ZM36 74H38V73H36ZM180 74H181V73H180ZM188 74H189V72H188ZM188 74H187V75H188ZM19 75H20V74H19ZM55 76H56V75H55ZM62 76H63V75H62ZM215 76H216V75H215ZM69 77H70V76H69ZM75 77H76V76H75ZM217 77H218V76H217ZM4 78H5V77H4ZM21 78H22V77H21ZM37 78H38V77H37ZM45 78H46V77H45ZM53 78H54V77H53ZM66 78H68V77H66ZM0 79H1V78H0ZM10 79H11V78H10ZM15 79H16V78H15ZM22 79H24V78H22ZM46 79H47V78H46ZM50 79H51V78H50ZM50 79H49V80H50ZM4 80H5V79H4ZM19 80H20V78H19ZM27 80H28V79H27ZM39 80H40V79H39ZM57 80H58V79H57ZM59 80H60V79H59ZM68 80H69V79H68ZM68 80H67V81H68ZM2 81H3V80H2ZM37 81H38V80H37ZM43 81H44V80H43ZM51 81H52V80H51ZM51 81H50V82H51ZM53 81H54V80H53ZM60 81H61V80H60ZM72 81H73V80H72ZM77 81H78V79H77ZM5 82H6V81H4V83H5ZM32 82H33V81H32ZM45 82H46V84H47V81H45ZM56 82H57V81H56ZM56 82H55V83H56ZM79 82H80V81H79ZM7 83H8V82H7ZM7 83H6V84H7ZM11 83H13V82H12V79H11ZM14 83H16V82H14ZM19 83H20V82H19ZM55 83H54V85H55ZM72 83H73V82H72ZM72 83H66V84H65V83H63V82L61 81V82H59V85H60V86H63V87L66 85V86H67L66 88H71V89H72V87L75 86V83H74V86L72 85ZM82 83H83V82H82ZM100 83H101V82H100ZM57 84H58V83H57ZM64 84H65V85H64ZM79 84H81V83H79ZM84 84H85V83H84ZM84 84H83V85H78V86H79L78 88H81L82 90L84 89L86 92H89L90 94H93V93L95 94L96 92L98 93V91H99V90H98V86H100L98 82H97V83L94 82V84L92 83V84L89 85V86H87V85L85 86ZM127 84H128V83H127ZM59 85H56V87L59 86ZM76 85H77V84H76ZM123 85H124V84H123ZM139 85H140V84H139ZM151 85H152V84H151ZM18 86H19V85H18ZM22 86H23V85H22ZM36 86H37V85H36ZM42 86H43V85H42ZM51 86H52V85H51ZM60 86H59V90H61L60 88H63V87H60ZM112 86H113V85H112ZM125 86H126V85H125ZM156 86H158V85H156ZM156 86H155V87H156ZM9 87H11V86H9ZM45 87H47V86H45ZM56 87H55L54 91L57 90ZM104 87H105V86H104ZM120 87H121V86H120ZM158 87H159V86H158ZM200 87H202V86H200ZM204 87H205V86H204ZM23 88H25V87H23ZM50 88H52V87H50ZM57 88H58V87H57ZM75 88H76V87H75ZM129 88H131V87L129 86ZM146 88H147V86H146ZM202 88H203V87H202ZM31 89H32V88H31ZM36 89H37V88H36ZM38 89H39V88H38ZM46 89H48V88H46ZM71 89H70V90H71ZM106 89H107V88H106ZM108 89H110V88H108ZM122 89H123V88H122ZM131 89H132V88H131ZM206 89H207V88H205V90H206ZM11 90H12V87H11ZM15 90H16V89H15ZM15 90H14V91H15ZM24 90H25V89H24ZM32 90H33V91L35 90L34 87H33ZM48 90H49V89H48ZM63 90H64V89H63ZM72 90H73V89H72ZM84 90H83L82 95L84 94ZM97 90H98V91H97ZM101 90H102V88H101ZM118 90H119V88H118ZM197 90H198V89H197ZM57 91H58V90H57ZM65 91H66V90H65ZM104 91H105V89H104ZM108 91H110V90H108ZM134 91H135V90H134ZM154 91H155V90H154ZM162 91H163V90H162ZM202 91H203V90H202ZM215 91H216V90H215ZM3 92H4V91H3ZM29 92H31V91H29ZM34 92H36V91H34ZM40 92H41V91H40ZM47 92H48V91H46V94H47ZM50 92H51V95H52V93H53V95L55 94V93L52 92L51 90H50ZM67 92H68V91H67ZM76 92H77V89H76ZM78 92H79V91H78ZM86 92H85V94H86ZM105 92H106V91H105ZM105 92H104V93H105ZM111 92H112V91H110V93H111ZM139 92H140V91H139ZM146 92H147V91H146ZM165 92H166V91H165ZM57 93H58V92H57ZM62 93H63V92H62ZM80 93H81V90H80ZM89 93H87V94H89ZM97 93H96V95H97ZM112 93H113V92H112ZM117 93H118V92H117ZM130 93H131V92H130ZM135 93H136V92H135ZM135 93H134V94H135ZM149 93H150V92H149ZM210 93H211V92H210ZM215 93H216V92H215ZM215 93H214V94H215ZM218 93H219V92H218ZM218 93H217V94H218ZM26 94H27V93H26ZM30 94H32V92H31ZM33 94H34V95H32L31 97L36 96L35 93H33ZM38 94H39V93H38ZM58 94H60V93H58ZM70 94H71V93H69V95H70ZM76 94H77V93H76ZM78 94H79V93H78ZM85 94H84V95H85ZM87 94L85 95L86 97L90 95V94H89V95H87ZM119 94H120V93H119ZM134 94H133V95H134ZM136 94H138V93H136ZM153 94H154V93H153ZM161 94H162V93H161ZM178 94H179V93H178ZM178 94H177V95H178ZM211 94H212V93H211ZM217 94H216V96H217ZM1 95H2V94H1ZM1 95H0V96H1ZM15 95H16V93H15ZM28 95H29V94H28ZM28 95H27V97L29 98ZM49 95H50V94H49ZM49 95L47 94V97H48ZM63 95H65V96L67 97L66 94L63 93ZM63 95H61V96H63ZM69 95H68V96H69ZM71 95H72V94H71ZM71 95H70V96H71ZM73 95L75 96V93H73ZM116 95H118V94H116ZM123 95H125V94L122 93V96H123ZM129 95H130V94H129ZM133 95H131L130 97H133ZM138 95L140 96V94H138ZM159 95H160V93H159ZM212 95H213V94H212ZM222 95H223V94H222ZM2 96H4V95H2ZM5 96H6V95H5ZM7 96H8V95H7ZM12 96H13V95H12ZM43 96H44V95H43ZM55 96H56V95H55ZM55 96H54V97H55ZM59 96H60V95H58V99H57V100H59V99L62 100V99L65 97V96H64V97L61 99V98H60L61 96H60V97H59ZM70 96H69V97H70ZM74 96L72 97V99L77 100V99H76L77 97L74 98ZM76 96H79V95H76ZM90 96H91V95H90ZM97 96H98V95H97ZM103 96H104V95H103ZM105 96H106V95H105ZM108 96H109V94H108ZM108 96H107V97H108ZM144 96H145V95H144ZM148 96H149V95H147V98H148ZM161 96H162V95H161ZM196 96H197V95H196ZM220 96H221V95H220ZM223 96H224V95H223ZM49 97H50V96H49ZM51 97H53V96H51ZM79 97H80V96H79ZM81 97H82V96H81ZM94 97H96V96L93 95V98H94ZM101 97H102V96H101ZM109 97H111V95H110ZM112 97H113V96H112ZM118 97H119V96H118ZM124 97H125V96H124ZM140 97H141V96H140ZM140 97H139V98H140ZM142 97H143V96H142ZM151 97H152V95H150L149 99H151ZM153 97H154V96H153ZM156 97H157V96H156ZM211 97H212V96H211ZM214 97H215V96H214ZM225 97H226V96H225ZM2 98H3V97H2ZM2 98H1V99H2ZM13 98H15V97H13ZM33 98H34V97H33ZM35 98H36V97H35ZM45 98H46V97H45ZM84 98H85V97L83 96V98H81V99H84ZM87 98H88V97H87ZM87 98H86V100H87ZM93 98L90 97V99H93ZM96 98H98V97H96ZM99 98H100V96H99ZM99 98L97 99V101L101 99V98H100V99H99ZM113 98L116 99L117 97L114 96ZM122 98H123V97H122ZM133 98H135V97H133ZM143 98L146 99V97H143ZM154 98H155V97H154ZM209 98H210V97H209ZM220 98H221V97H220ZM222 98H223V97H222ZM1 99H0V100H1ZM4 99H5V97H4ZM6 99H7V98H6ZM10 99H11V98H10ZM16 99H17V98H16ZM19 99H21V96L19 97ZM29 99H30V98H29ZM54 99H56V97H55ZM54 99L52 98L53 102H54ZM67 99H69V98H67ZM67 99H66V100H67ZM70 99H71V97H70ZM78 99H79V98H78ZM94 99H95V98H94ZM104 99H105V98H102L101 100H104ZM107 99H109V98H107ZM111 99H112V98H111ZM111 99H110V100H111ZM127 99H129V98H127ZM137 99H138V97H137ZM137 99H135V100H137ZM140 99H141V98H140ZM199 99H200V98H199ZM207 99H208V98H207ZM213 99H214V98H213ZM226 99H227V98H226ZM31 100H32V99H31ZM31 100H30V101H31ZM33 100H34V99H33ZM43 100H44V98H43ZM43 100H42V101H43ZM48 100H49V99H48ZM64 100H65V98H64ZM64 100H63V101H64ZM88 100H89V98H88ZM95 100H96V99H95ZM117 100H119V99L117 98ZM138 100H139V99H138ZM142 100H143V99H142ZM147 100H148V99H147ZM193 100H195V99H193ZM222 100H223V99H222ZM1 101L5 102L4 100H1ZM7 101H8V100H7ZM7 101H6V102H7ZM14 101H15V100H14ZM37 101H38V100H37ZM39 101H40V100H39ZM55 101H56V100H55ZM69 101H70V103H72L71 100H69ZM84 101H85V100H84ZM92 101H93V100H92ZM97 101H95V102H97ZM111 101H113V99H112ZM131 101H132V100H131ZM133 101H134V99H133ZM150 101H151V100H150ZM150 101H148V102L150 103ZM156 101H157V102H156ZM163 101H164V100H163ZM173 101H175V100H173ZM195 101H196V100H195ZM195 101H194V102H195ZM206 101H208V100H206ZM213 101H214V100H213ZM218 101H219V100H218ZM218 101H217V102H218ZM225 101H226V100H225ZM8 102H9V101H8ZM35 102H36V101H35ZM43 102H45V101H43ZM47 102L49 103V101H47ZM50 102H52V101H50ZM93 102H94V101H93ZM102 102H103V101H101V103H98V102H97V104H103ZM104 102L107 103V104H105V105L108 106V102H109V101L106 102V99H105ZM115 102H117V101L114 100V103H115ZM118 102H119V101H118ZM120 102H121V101H120ZM123 102H124V100L121 102V104H122ZM129 102H130V101H129ZM137 102H138V101H137ZM146 102H147V101H146ZM168 102L171 103L170 101H168ZM168 102H166V103H168ZM214 102H215V101H214ZM219 102H220V101H219ZM219 102H218V104H219ZM10 103H11V102H10ZM10 103H9L8 105H11ZM45 103H46V102H45ZM67 103H68V101H67ZM79 103H80V99H79ZM79 103L76 102V104H78V105L80 106L81 104H79ZM109 103H110V102H109ZM126 103H127V102H126ZM132 103H133V102H132ZM139 103L141 104V102H139ZM143 103H144V102H143ZM155 103L157 104V103H158V100H155V102H153V104H155ZM159 103H160V102H159ZM164 103H165V102H164ZM169 103H168V106H170ZM180 103H182V101H181ZM197 103H198V102H197ZM204 103H206V102L204 101ZM208 103H209V102H208ZM211 103H212V100H211ZM215 103H216V102H215ZM215 103H214V104H215ZM223 103H225V102H223ZM0 104L2 105V102H1ZM20 104H21V103H20ZM28 104H29V103H28ZM40 104H42V103H40ZM40 104H38V105L40 106ZM46 104H47V103H46ZM50 104H51V103H50ZM54 104H57V102H56V103L54 102ZM58 104H59V103H58ZM58 104H57V108H58ZM68 104H69V103H68ZM68 104H67V105H68ZM111 104H112V103H111ZM117 104H118V103H117ZM117 104H115V105H117ZM124 104H125V103H124ZM151 104H152V103H151ZM160 104H161V103H160ZM172 104H175V102L172 103ZM202 104H203V103H202ZM4 105H5V104H4ZM8 105H7V110H8ZM14 105H15V104H14ZM31 105H33V104H31ZM34 105H35V104H34ZM52 105H53V104H52ZM69 105H70V104H69ZM82 105H84V103H82ZM88 105H91V104L89 103V101H88ZM112 105H113V104H112ZM112 105H111V106H112ZM118 105H120V103H119ZM126 105H127V104H126ZM134 105H135V103H134ZM146 105H147V104H146ZM161 105H163V104H161ZM164 105H165V104H164ZM164 105H163V106H164ZM183 105H185V104H183ZM183 105L181 104V106H183ZM206 105H207V104H206ZM206 105H205V106H206ZM211 105H212V104H211ZM215 105H216V104H215ZM223 105H224V104H223ZM28 106H29V105H27V107H28ZM35 106H36V105H35ZM35 106H34V107H35ZM39 106H37V108H39ZM42 106H43V104H42L40 107H42ZM45 106H47V105H45ZM45 106H44V108H45ZM61 106H62V103H61L60 107H61ZM63 106H65V105L63 104ZM63 106H62V109H63V110H64V109L66 110L67 107L65 106V107L63 108ZM70 106H71V105H70ZM93 106H94V104H93ZM103 106H104V104H103ZM127 106H129L128 108H131V109H132L131 105H127ZM141 106H142V105H141ZM141 106H140V108H142L144 105H143L142 107H141ZM147 106H148V105H147ZM147 106H144V107H143L144 109H142V110H145V109H146L145 107H147ZM151 106H152V105H151ZM153 106H154V105H153ZM158 106H160V105H158ZM181 106H179V107H181ZM193 106H194V105H193ZM209 106H210V105H209ZM212 106H213V105H212ZM217 106H218V105H217ZM227 106H228V102H227ZM1 107H5V106H1ZM1 107H0V109H1ZM11 107H12V105H11ZM11 107H10V108H11ZM23 107H24V106H23ZM48 107L51 108V107H53V106L50 105V106H48ZM48 107H46V108H48ZM60 107H59V108H60ZM81 107H82V106H81ZM81 107H80V108H81ZM86 107H87V106H86ZM89 107H91V106H89ZM113 107H114V106H113ZM120 107H121V105H120ZM120 107H119V109H120ZM138 107H139V106H138ZM148 107H149V106H148ZM155 107L157 108V105H156ZM155 107H154V108H155ZM174 107H175V106H174ZM186 107H188V106H186ZM190 107H192V106H190ZM203 107H204V106H203ZM213 107H214V106H213ZM13 108H14V107H13ZM17 108H18V107H17ZM24 108H25V107H24ZM24 108H23V109H24ZM29 108H30V107H29ZM31 108H32V106H31ZM37 108H35V109H37ZM42 108H43V107H42ZM44 108H43V110H44ZM50 108H49V109H50ZM72 108H73V107H72ZM75 108H76V107H75ZM82 108H83V107H82ZM91 108H93V107H91ZM91 108H88V109L86 108V110H90V111H91ZM116 108L118 109V107H116ZM152 108H153V107H152ZM156 108H155V110H156ZM164 108H165V107H164ZM183 108H185V107H183ZM194 108H195V107H194ZM196 108H197V107H196ZM215 108H216V107H214V108H212V109H215ZM217 108H218V107H217ZM21 109H22V108H21ZM35 109H34V110H35ZM40 109H41V108H40ZM51 109L56 111L55 107H54V108H51ZM51 109H50V111H51ZM62 109H61V110H62ZM69 109H71V108H69ZM76 109H78V108H76ZM93 109H94V108H93ZM99 109H100V108H99ZM105 109H107V107H106ZM108 109H110V108L108 107ZM119 109H118V110H119ZM149 109H150V108L146 109L147 112L149 111ZM160 109H161V111L164 110L163 108H160ZM175 109H177V108H175ZM186 109H187V108H186ZM188 109H190V108H188ZM191 109H192V108H191ZM202 109H203V108H202ZM202 109H194V110H192V111H193V114L191 115V116H193L192 119H193L197 124H198V123L200 124V120H201L202 116L205 114V112H204ZM209 109H210V108H209ZM222 109H223V108H222ZM224 109H225V107H224ZM3 110H6V109L3 108ZM7 110H6L5 112H7ZM13 110H15V109H13ZM31 110H32V109H31ZM37 110H38V109H37ZM57 110H58V109H57ZM73 110H74V109H73ZM78 110H79V109H78ZM94 110H95V109H94ZM111 110H112L111 112H113L114 108H112ZM122 110L124 111V110H126V108H125V109L122 108ZM129 110H130V109H129ZM132 110H133V109H132ZM132 110H131V111H132ZM136 110H137V109H136ZM146 110H145V111H146ZM152 110H154V109H152ZM155 110H154L153 112H155ZM169 110H170V109H169ZM0 111H1V110H0ZM8 111H11V112H12V110H8ZM15 111H16V110H15ZM18 111H19V110H18ZM41 111H42V110H41ZM41 111H40V112H41ZM59 111H60V109H59ZM59 111H57V112H59ZM70 111H71V110H70ZM70 111H69V112H70ZM74 111H75L76 113H78L80 110H79V111L74 110ZM74 111H72V113H73ZM81 111H83V110H81ZM81 111H80V113H81ZM109 111H110V110H109ZM114 111H115V110H114ZM127 111H128V110H127ZM164 111H165V110H164ZM209 111H211V110H209ZM217 111H218V110H217ZM13 112H14V111H13ZM13 112H12V114H13ZM20 112H21V110H20ZM22 112H23V111H22ZM35 112H36V110H35ZM46 112H47V110H46L44 113H46ZM61 112H62V111H61ZM65 112H66V113L64 114V116L67 114L68 110H66ZM85 112H87V111H85ZM88 112H89V111H88ZM91 112H93V111H91ZM94 112H95V111H94ZM96 112H97V111H96ZM98 112H99V111H98ZM98 112H97V113H98ZM101 112H102V111H101ZM104 112H106V110H104ZM115 112H116V114H117V113H119V114L123 113L122 116H126V113H128V112H126V111H125V113H124V112H121V113H120L119 111H118V112L115 111ZM115 112H114V113H115ZM129 112H130V111H129ZM140 112H142V111H140ZM140 112L137 111L138 114H139ZM182 112L184 113L185 111H182ZM190 112H191V111H190ZM1 113L4 114V111L1 112ZM7 113L9 114V112H7ZM7 113H6V114H7ZM24 113H25V112H24ZM24 113H23V115H22V113L20 114V115H22V116H21L22 119L20 120V121H22V122L25 120V119H23V117H24ZM33 113H34V112H33ZM55 113H56V112H55ZM59 113H60V112H59ZM63 113H64V112H62V115H63ZM76 113H74V115H75ZM108 113H109V112H106L105 114L108 115ZM133 113H134V112H133ZM135 113H136V112H135ZM135 113H134V116H135ZM143 113H144V112H143ZM145 113H146V112H145ZM226 113H227V112H226ZM6 114H5V116H6ZM8 114H7V116H8ZM12 114H10V115H12ZM29 114H30V113H29ZM42 114H43V113H42ZM46 114H47V113H46ZM48 114H49V113H48ZM68 114H69V113H68ZM70 114H71V112H70ZM90 114H91V113H90ZM116 114H115V116H117ZM119 114H118V115H119ZM178 114H179V113H178ZM190 114H191V113H190ZM206 114H207V113H206ZM210 114H212V116H213V113H210ZM16 115H17V113H16ZM16 115H15V118H14V119H15V121H17L16 123L19 124L18 119L16 118V117H17ZM26 115H27V114H26ZM30 115H31V114H30ZM36 115H38V114H36ZM36 115L34 114L33 117H34V116L36 117ZM72 115H73V114H72ZM77 115H80V114L78 113ZM85 115H86V113H85ZM87 115H88V113H87ZM87 115H86V116H87ZM91 115H92V114H91ZM100 115H101V114H100ZM107 115H106V116H107ZM139 115H140V114H139ZM139 115H138V116H139ZM171 115H172V114H171ZM173 115H174V114H173ZM183 115H184V114H183ZM183 115H182V116H183ZM185 115L187 116V114H185ZM215 115H216V114H215ZM215 115H214L213 118H216V117H217V116L215 117ZM217 115H218V114H217ZM219 115H220V114H219ZM0 116H1V114H0ZM5 116H4V118H5ZM18 116H19V113H18ZM27 116H28V115H27ZM44 116H46V115H44ZM49 116H50V115H49ZM49 116H47V117H49ZM56 116H57V115H56ZM56 116H55V114H54V119H55ZM64 116H62V117H64ZM69 116H70V115H69ZM82 116H83V114L81 115V117H82ZM86 116H85V117H86ZM93 116H94V115H93ZM96 116H97V115H95V117H96ZM109 116H110V115H109ZM109 116H108V117H109ZM113 116H114V114L112 115V117H113ZM130 116H131V115H130ZM140 116H142V114H141ZM177 116H178V115H177ZM189 116H190V115H189ZM189 116H188V117H189ZM191 116H190V118H191ZM207 116H208V115H207ZM227 116H228V115H227ZM1 117H2V116H1ZM10 117H11V116H9V118H10ZM13 117H14V116H13ZM19 117H20V116H19ZM38 117H39V116H38ZM38 117H37V118H38ZM40 117H41V115H40ZM60 117H61V116H60ZM73 117H76V116H73ZM77 117H78V116H77ZM79 117H80V116H79ZM87 117H88V116H87ZM90 117H91V116H90ZM90 117H89V118H90ZM102 117H103V116H102ZM104 117H105V116H104ZM112 117L110 118V120L108 119L109 122L112 121V120H111V119H113ZM126 117H127V116H126ZM126 117H125V118H126ZM154 117H155V115H154ZM172 117H173V116H172ZM188 117H187V118H188ZM205 117H206V116H205ZM11 118H12V117H11ZM25 118H26V117H25ZM30 118H31V117H30ZM42 118H43V117H42ZM51 118H52V117H50L49 121L51 120ZM58 118H59V117H58ZM58 118H56V119L58 120ZM64 118H65V117H64ZM83 118H84V116H83L81 119H83ZM89 118H88V120H89ZM119 118L121 119L122 117H120V115H119ZM119 118H118V119H119ZM125 118H123V119H125ZM137 118H139V117H137ZM141 118H142V117H141ZM141 118H140V121H142ZM146 118H148V116H147ZM150 118H151V117H150ZM168 118H169V117H168ZM174 118H175V116H174ZM177 118H178V117H176V119H177ZM183 118H184V117H183ZM220 118H221V117H219L218 120H219ZM226 118H227V117H226ZM0 119H2V118H0ZM16 119H17V120H16ZM19 119H20V118H19ZM39 119H40V118H39ZM39 119H38V120H39ZM61 119H63V118H61ZM71 119H72V117H71ZM79 119H80V118H79ZM85 119H86V118H85ZM90 119H92V118H90ZM93 119H95V118H93ZM129 119H130V118L128 117V119H125V120L128 121ZM134 119H136V118H134ZM143 119H144V116H143ZM148 119H149V118H148ZM176 119H175V120H176ZM188 119H189V118H188ZM221 119L225 120L223 117H222ZM230 119H232V118H230ZM3 120H4V119H3ZM12 120H13V119H12ZM12 120H10V121H8V122H10V124H11V123H12V122H11ZM28 120H29V119H28ZM30 120H31V119H30ZM38 120H37V121H38ZM41 120H42V119H41ZM41 120H40V121H41ZM45 120H46V118H45ZM47 120H48V118H47ZM47 120H46V121H47ZM64 120H65V119H64ZM68 120H69V119H68ZM73 120H74V119H72V122H73ZM75 120H76V119H75ZM75 120H74V121H75ZM114 120H115V118H114ZM116 120H117V119H116ZM125 120H124V121H125ZM131 120H132V119H131ZM144 120H145V119H144ZM154 120H155V119H154ZM160 120H161V119H160ZM171 120H172V119H171ZM173 120H174V119H173ZM178 120H180V119L178 118ZM183 120H184V119H183ZM185 120H187V119H185ZM203 120H204V119H203ZM211 120H213V119H211ZM214 120H215V119H214ZM223 120H220V121H218V122H221V121H223ZM227 120H228V119H227ZM5 121H6V120H5ZM43 121H44V120H43ZM46 121H44V122H46ZM49 121H47V122H49ZM60 121H61V120H60ZM60 121H59V122H60ZM65 121H66V120H65ZM70 121H71V120H70ZM70 121H69V123L71 124ZM83 121H84V120H83ZM104 121H106V120H104ZM118 121H119V120H118ZM149 121H150V120H149ZM151 121H152V119H151ZM156 121H157V120H156ZM207 121H208V119H207ZM207 121H206V122H207ZM235 121H236V120H235ZM0 122H1V121H0ZM3 122H4V121H3ZM26 122H27V121H26ZM33 122H36V121H33ZM33 122H32V123H33ZM56 122H57V121H56ZM63 122H64V121H63ZM66 122H68V121H66ZM91 122H92V121H91ZM95 122H96V120H95ZM98 122H100V121H98ZM115 122H117V121H115ZM120 122H121V120H120ZM128 122H129V123H128ZM128 122H127V123L130 124V121H128ZM146 122H147V120H146ZM164 122H165V121H163V123H164ZM177 122H178V121H177ZM183 122H184V121H183ZM183 122H182V124H184L186 121H185L184 123H183ZM204 122H205V121H204ZM225 122H226V121H225ZM225 122H224V123H225ZM4 123H6V122H4ZM4 123H3V124H4ZM28 123H29V122H28ZM28 123H27V124H28ZM39 123H40V122H39ZM41 123H42V122H41ZM61 123H62V122H61ZM61 123H60V124H61ZM69 123H67L68 125H67V124H66V125L69 126V128H70L71 125H70ZM75 123H76V122H75ZM89 123H90V122H89ZM92 123H94V122H92ZM100 123H101V122H100ZM100 123H99V124H100ZM107 123H108V122H107ZM107 123H106V124H107ZM111 123H112V122H111ZM148 123H149V122H148ZM151 123H152V122H150L149 125H152ZM153 123H154V122H153ZM156 123H157V122H156ZM166 123L168 124L169 122H166ZM170 123H171V122H170ZM175 123H176V122H175ZM175 123H172V124H175ZM202 123H203V121H202ZM209 123H211L210 120H209ZM224 123H221V124H224ZM3 124H1V126H2ZM14 124H15V123H14ZM23 124H24V123H23ZM27 124L25 123L24 125H27ZM42 124H43V123H42ZM52 124H53V123H52ZM62 124H64V123H62ZM76 124H77V123H76ZM78 124H79V123H78ZM94 124H95V123H94ZM112 124L114 125V123H112ZM118 124H119V122H117V126H118ZM120 124H122V122H121ZM120 124H119V126H120ZM123 124H124V123H123ZM125 124H126V123H125ZM133 124H134V122H133ZM140 124H142V123H140ZM144 124H145V123H144ZM158 124H160V123L158 122ZM167 124H166V125H167ZM172 124H171V125H172ZM176 124H178V123H176ZM179 124H180V123H179ZM185 124L187 125V123H185ZM185 124H184V125H185ZM188 124H189V123H188ZM191 124L193 125V123H191ZM194 124H195V123H194ZM203 124H204V123H203ZM212 124H213V121H212ZM240 124H241V123H240ZM240 124H239V125H240ZM4 125H5V124H4ZM7 125L9 126V124H6V126H7ZM12 125H13V124H12ZM12 125H11V126H12ZM34 125H35V124H34ZM34 125H32V129H33ZM37 125H41V124H37ZM46 125H48V124H46ZM58 125H59V124H58ZM58 125H56V126L58 127ZM64 125H65V124H64ZM131 125H132V124H131ZM137 125H138V124H137ZM142 125H143V124H142ZM146 125H147V127L149 126L148 124H146ZM153 125H156V124H153ZM153 125H152V126H153ZM166 125H165V126H166ZM184 125H181V128H182V126H184ZM195 125H196V124H195ZM217 125H219V124H217ZM225 125L227 126V128L229 127L228 124H225ZM225 125H224V128L226 129V126H225ZM234 125H236V124H234ZM241 125H242V124H241ZM247 125H248V124H247ZM1 126H0V127H1ZM17 126H20V124L17 125ZM56 126H53V127H56ZM73 126H74V125H73ZM84 126H87V125H84ZM107 126H109V125H107ZM122 126H123V125H122ZM122 126H121V129L123 130L124 127L122 128ZM124 126H125V125H124ZM127 126H128V125H127ZM127 126H126V127H127ZM133 126H134V125H133ZM173 126H174V125H173ZM178 126H180V125H178ZM207 126H209V125H206V127H207ZM221 126H223V125H221ZM237 126H238V125H237ZM237 126H236V127H237ZM249 126H250V124H249ZM253 126H254V125H253ZM257 126H258V125H257ZM257 126H256V127H257ZM9 127H10V126H9ZM14 127H15V126H12L13 129H15ZM20 127H21V126H20ZM20 127H18V128L20 129ZM22 127H24V126H22ZM27 127H31V126H28V125H27ZM27 127H26V128H27ZM35 127H36V125H35ZM37 127H38V126H37ZM37 127H36V128H37ZM41 127H44V126H41ZM47 127H48V126H47ZM50 127H51V126H50ZM50 127H49V128H50ZM62 127H63V126H62ZM71 127H72V126H71ZM74 127H75V126H74ZM82 127H83V126H82ZM89 127L91 128V126H89ZM98 127H99V126H98ZM114 127L116 128V124H115ZM129 127H130V126H129ZM140 127H141V126H140ZM140 127H139L138 129H140ZM147 127H144V128L147 129ZM156 127H157V126H156ZM159 127H160V126H159ZM167 127H168V126H167ZM167 127H166V128H167ZM188 127H189V126H186V127L182 128L183 130H181V128L179 127V128H180L179 131H183V134L186 136L187 139H192V136H193V135H191L192 128H191V129H188ZM198 127H199V126H198ZM213 127H214V126H213ZM217 127H218V126H217ZM219 127H220V126H219ZM219 127H218V129H219ZM233 127H234V126H233ZM1 128H2V127H1ZM36 128H35V129H36ZM58 128H59V127H58ZM64 128H66V127H64ZM83 128H84V127H83ZM83 128H81V129H79V130H82ZM100 128H101V127H100ZM103 128H104V127H103ZM149 128L151 129V127H149ZM154 128H155V127H154ZM157 128H158V127H157ZM161 128H162V127H161ZM176 128H177V126H176ZM196 128H197V127H196ZM203 128H204V127H203ZM208 128H209V127H208ZM210 128H211V127H210ZM214 128H215V127H214ZM224 128H223V129H224ZM240 128H241V127H240ZM6 129H9V128H6ZM6 129H4V130H6ZM27 129L30 130V128H27ZM32 129H31V130H32ZM35 129L33 130L34 132L36 131ZM38 129H39V128H38ZM38 129H37V130H38ZM43 129H44V128H43ZM43 129H42V130H43ZM51 129H52V127H51L50 129H48V130H47V128H45L46 131H49V130L52 131V130L57 129V128H54V129H52V130H51ZM59 129H60V130H63V129H61V128H59ZM70 129H71V128H70ZM70 129H69V130H70ZM74 129H76V128H74ZM77 129H78V128H77ZM91 129H92V128H91ZM91 129H90V130H91ZM106 129H107V128H106ZM110 129H111V128H110ZM118 129H119V128H118ZM118 129H117V130H118ZM130 129H131V128H130ZM130 129H129V130H130ZM132 129L134 130L135 128H132ZM141 129H142V128H141ZM155 129H156V128H155ZM169 129H170V128H169ZM199 129H201V128H199ZM205 129H206V128H205ZM211 129H212V128H211ZM216 129H217V128H216ZM221 129H222V128H221ZM232 129H233V128H232ZM235 129H236V128H235ZM242 129H243V128H242ZM251 129H252V127H251ZM256 129H257V128H256ZM4 130H1V131H4ZM22 130H23V128H22ZM40 130H41V129H40ZM65 130H66V129H65ZM65 130H63V131H65ZM69 130H68V131H69ZM79 130H78V131H79ZM87 130H88V129H87ZM87 130H86V131H87ZM90 130H88V132H91ZM92 130L94 131V129H92ZM107 130H108V129H107ZM112 130H113V129H112ZM122 130H121V131H122ZM129 130H126L127 133L130 132ZM147 130H148V129H147ZM159 130H160V129H159ZM162 130H163V129H161V131H162ZM170 130L172 131V129H170ZM170 130H169V131H170ZM209 130H210V129H209ZM209 130H208V131H209ZM226 130H227V129H226ZM240 130H241V129H240ZM259 130H260V129H259ZM259 130H258V131H259ZM11 131H12V130H11ZM11 131H9V134L11 133ZM13 131H14V130H13ZM13 131H12V132H13ZM15 131H16V129H15ZM17 131H18V133H20L18 129H17ZM20 131H21V130H20ZM50 131H49V132H50ZM55 131H56V130H55ZM66 131H67V130H66ZM66 131H65V133H66ZM71 131L73 132L74 130L71 129ZM99 131H100V130H99ZM99 131H98V132H99ZM104 131H105V130H104ZM110 131H111V130H110ZM119 131H120V130H119ZM128 131H129V132H128ZM137 131H138V130H137ZM148 131H149V130H148ZM154 131H155V130L153 129L152 132H154ZM175 131H176V130H175ZM175 131H174V132H175ZM211 131H212V130H211ZM220 131H221V130H220ZM222 131H224V130H222ZM254 131H256V130H254ZM258 131H257V132H258ZM260 131H261V130H260ZM262 131H263V130H262ZM21 132H22V131H21ZM24 132H27V131H24V130H23V133H24ZM29 132H30V131H29ZM40 132L42 133V131H40ZM53 132H54V131H53ZM57 132H58V129H57ZM75 132H76V131H75ZM80 132H83V133H84V131H80ZM80 132H79V133H80ZM96 132H97V131H96ZM100 132H101V131H100ZM100 132H99V133H100ZM122 132H124V131H122ZM131 132H132V130H131ZM133 132H134V131H133ZM133 132H132V133H133ZM143 132H145V130H144ZM159 132H160V131H158V133H159ZM193 132H194V130H193ZM200 132H201V131H200ZM229 132H230V131H229ZM250 132H251V131H250ZM3 133H4V132H3ZM13 133H14V132H13ZM16 133H17V132H16ZM16 133L13 134V136L16 135ZM27 133H28V132H27ZM27 133H25V134L27 135ZM37 133H38V132H37ZM45 133H46V132H45ZM60 133H61V131H60ZM62 133H63V132H62ZM85 133H86V132H85ZM124 133H125L124 135H123L122 133H121V134H122V136H125V137H126V134H127V133H126V132H124ZM135 133H136V132H135ZM135 133H134V134H135ZM138 133L140 134V132H138ZM146 133H147V131H146ZM149 133H151V132L149 131ZM162 133H164V132H162ZM170 133H173V132H170ZM194 133H195V132H194ZM196 133H197V132H196ZM205 133H206V132H205ZM211 133H213V132H210V134H211ZM235 133H236V131H235ZM237 133H238V132H237ZM237 133H236V134H237ZM247 133H248V132H247ZM7 134H8V133H7ZM9 134H8V136H7L6 133H5L7 139L10 137ZM20 134L22 135V133H20ZM31 134H33V133H31ZM31 134L29 133L30 136H31ZM34 134H35V133H34ZM46 134H50V133H46ZM69 134H70V133H69ZM72 134H73V133H72ZM75 134H76V133H75ZM97 134H98V133H97ZM113 134H114V133H113ZM134 134H133V137H134ZM139 134H138V135H139ZM151 134H152V133H151ZM168 134H169V133H168ZM183 134H182V135H183ZM198 134H199V133H198ZM206 134H208V133H206ZM213 134H214V133H213ZM231 134H232V133H231ZM251 134H253V133H251ZM259 134H260V133H259ZM259 134H258V135H259ZM263 134H264V133H263ZM11 135H12V133H11ZM23 135H24V134H23ZM29 135H28V136H29ZM38 135H39V134H38ZM40 135H41V134H40ZM50 135H51V134H50ZM62 135H64V134H62ZM67 135H68V134H67ZM67 135H65V137H66ZM80 135H81V134H80ZM90 135H92V136L94 137L93 134H90ZM102 135H103V134H102ZM108 135H109V134H108ZM116 135H117V134H116ZM129 135H130V134H129ZM135 135H137V133H136ZM142 135H143V133H142ZM149 135H150V134H149ZM152 135H153V134H152ZM152 135H151V136H152ZM157 135H158V134H157ZM172 135H173V134H172ZM224 135H225V134H224ZM249 135H250V134H249ZM253 135H254V134H253ZM255 135H256V133H255ZM260 135H261V134H260ZM260 135H259V136H260ZM3 136H4V135H3ZM13 136H12V137H13ZM33 136H34V135H33ZM35 136H36V135H35ZM56 136H58V135H56ZM114 136H115V135H114ZM119 136H120V135H119ZM122 136H121V137H122ZM127 136H128V135H127ZM131 136H132V135H131ZM147 136H148V135H147ZM147 136H145V137L148 138ZM151 136H150V138H148V139H151ZM154 136H156V135L154 134ZM170 136H171V135H170ZM170 136H169V137H170ZM178 136H179V135H178ZM197 136H198V135H197ZM237 136H238V134H237ZM237 136H236V137H237ZM244 136H245V135H243V137H244ZM247 136H248V135H247ZM259 136H258V137H259ZM1 137H2V135H1ZM18 137H19V135H18ZM49 137H50V136H49ZM49 137H48V138H49ZM53 137H55V136L53 135ZM53 137H52V138H53ZM58 137H59V136H58ZM63 137H64V136H63ZM69 137H72V136H71V135L68 136V140H67V141H69ZM73 137H74V136H73ZM77 137H78V139L81 140V136H80V137H79V136H75V138H77ZM87 137H88V136H87ZM87 137H86V139L89 140ZM111 137H112V136H111ZM121 137H120V138L117 137V138H118V139H121ZM136 137H137V136H136ZM139 137H140V136H139ZM143 137H144V135H143ZM182 137H183V136H182ZM213 137H216V134H215L214 136H212L211 138H213ZM217 137H219V136H217ZM225 137H226V136H225ZM234 137H235V136H234ZM245 137H246V136H245ZM251 137H253V138L255 137V138H256V136H251ZM2 138H3V137H2ZM4 138H5V136H4ZM19 138H20V140H21V137H19ZM23 138H24V137H23ZM31 138H32V137H31ZM38 138H39V137H38ZM41 138H42V137H41ZM45 138H47V136H46ZM50 138H51V137H50ZM50 138H49V139H50ZM52 138H51V140H52ZM55 138H57V137H55ZM55 138H54V139H55ZM102 138H103V137H102ZM123 138H124V137H123ZM126 138H127V137H126ZM131 138H132V137H130V141H131ZM141 138H142V137H141ZM155 138L158 139L157 136L154 137V139H155ZM172 138H174V135L172 136ZM186 138H185V139L182 138V139H183V140H186ZM194 138H195V137H194ZM198 138L200 139V138H205V137H201V136H200V137H198ZM207 138L209 139L208 136H207ZM241 138H242V137H241ZM241 138H240L239 140L242 141ZM260 138H263V137L260 136ZM9 139H10V138H9ZM14 139H15V140H14ZM14 139H13L14 141H17V140H16L17 138H16L15 136H14ZM26 139H28V138H26ZM34 139H35V138H34ZM34 139H32V140H34ZM39 139H40V138H39ZM39 139H38V140H39ZM57 139H61V137H60V138H57ZM62 139L64 140V138H62ZM62 139H61V140H62ZM78 139H77V142H78ZM106 139H107V138H106ZM118 139H117V141H118ZM136 139H138V138H136ZM143 139H144V138H143ZM154 139H153V142H154ZM175 139H176V138H175ZM179 139H181V138L179 137ZM196 139H197V138H196ZM196 139H194V140H196ZM216 139H218V138H216ZM216 139H215V140H216ZM219 139H220V138H219ZM219 139H218L217 141H219ZM222 139H223V137H222ZM225 139H226V138H224V140H225ZM231 139H232V138H231ZM245 139H246V138H245ZM245 139H243V140H245ZM1 140H2V139H1ZM5 140H6V139H4V140H2V141H5ZM13 140H11V141H13ZM20 140H18V141H20ZM28 140H29V139H28ZM35 140H36V139H35ZM45 140H46V142H48L47 139H45ZM65 140H66V139H65ZM70 140H71V139H70ZM72 140H74V139H72ZM72 140L70 141L71 143H72ZM80 140H79V141H80ZM82 140H84V139L82 138ZM98 140H99V139H98ZM104 140H105V139H104ZM115 140H116V139H115ZM123 140H124V139H123ZM123 140H121V141L123 142ZM138 140H140V138H139ZM138 140H135V141L140 142V141H138ZM146 140H147V139H146ZM146 140H145V139H144V141L142 140V141L144 142L143 144H145V141H146ZM155 140H156V139H155ZM161 140H162V139H161ZM164 140H165V139H164ZM201 140H202V139H200V141H201ZM206 140H207V139H206ZM206 140L204 139V141H203L204 144L210 142V141L205 142ZM209 140H210V139H209ZM215 140H214V142L217 143V141H215ZM237 140H238V139H237ZM248 140H249V139H248ZM250 140H251V139H250ZM2 141H0V143H2ZM23 141H24V139H23ZM23 141H22V143H21V142H18V143H17V144H19V147L21 146L20 143H21V144L24 143ZM53 141H55V140H53ZM74 141H75V140H74ZM84 141H85V140H84ZM84 141H83V143H84ZM119 141H120V140H119ZM127 141H129V139H128ZM150 141H151V140H150ZM157 141H159V140H157ZM165 141H166V140H165ZM187 141H188V140H187ZM197 141H198V140H197ZM197 141H196V142H197ZM200 141H199V142H200ZM212 141H213V140H212ZM220 141H222V140L220 139ZM220 141H219V142H220ZM262 141H264V140H262ZM7 142H8V141H7ZM7 142L5 143V145L7 144ZM26 142H28V141H26ZM49 142H51V141L49 140ZM65 142H66V141H65ZM85 142H86V141H85ZM92 142H93V141H92ZM94 142H95V141H94ZM106 142H107V141H106ZM122 142H120V143H122ZM137 142H136V143H137ZM147 142H148V141H147ZM159 142H160V141H159ZM166 142H167V141H166ZM166 142H165V144H167ZM171 142H172V141H171ZM178 142H180V141H178ZM196 142H193L195 146L197 145V144H195ZM199 142H197V143H199ZM214 142H213V143H214ZM224 142H225V141H224ZM235 142H236V141H235ZM245 142H247V141H245ZM254 142H255V141H254ZM257 142H258V140H257ZM257 142H256V143H257ZM8 143H10V141H9ZM39 143H41V141H40ZM53 143H54V142H53ZM62 143H64V141H62ZM62 143H61V145L63 146ZM66 143H67V142H66ZM66 143H65V144H66ZM80 143H82V142H80ZM83 143H82V146H83ZM88 143L91 144V142H87V144H88ZM95 143H96V142H95ZM103 143H104V141H103ZM103 143H102V144H103ZM115 143H116V142H115ZM115 143H114V144H115ZM120 143H119V144H120ZM141 143H142V142H141ZM148 143H149V142H148ZM151 143H152V142H151ZM163 143H164V142H163ZM163 143H162V144H163ZM168 143H170V142H168ZM183 143H184V141H183ZM185 143H186V141H185ZM188 143H189V142H188ZM200 143H201V142H200ZM210 143H212V142H210ZM213 143H212V144H213ZM215 143H214L213 145H216ZM237 143L239 144V142H237ZM237 143H236V144H237ZM259 143H260V142H259ZM261 143H262V142H261ZM2 144H4V143H2ZM11 144H13V143H11ZM15 144H16V143L14 142L13 145L15 146ZM25 144H28V143H24L22 146L25 147V146H24ZM29 144H30V143H29ZM32 144H33V145H36L34 142H32L31 145H32ZM41 144H42V143H41ZM41 144H40V145H41ZM43 144H44V143H43ZM48 144H49V143H48ZM51 144H52V143H51ZM73 144L76 146L77 143H74V142H73L72 145H73ZM90 144H88V146H89ZM96 144H97V143H96ZM98 144H99V143H98ZM102 144H101V145H102ZM104 144H105V143H104ZM126 144H127V143H126ZM126 144H124V142L122 143V145H124V147H127V146H125ZM129 144H130V143H129ZM129 144H128V145H129ZM132 144H133V142H132ZM132 144H131V145H132ZM143 144H141V146H140V147L138 146L137 148H139V149L142 150L141 147H142ZM155 144L158 146V142H156ZM155 144H154V145H155ZM172 144H173V143H172ZM172 144H170V145H172ZM186 144H187V143H186ZM186 144H184V145H186ZM190 144H191V143H190ZM201 144H202V143H201ZM204 144H202V147H203ZM219 144H220V143H219ZM221 144H222V143H221ZM224 144H225V143H224ZM227 144H228V146H229V144H230V146H231V145L234 146L233 148L236 147L237 150H234V151H237V153H235V155L238 154L237 156L240 155V157H241V155H242V154H241L242 151L240 150L241 148H242V150H249V148H248L247 146H246V147H245V146L241 147L242 145L240 146V149H239V148H238V147H237L232 141L228 142ZM248 144H249V143H248ZM0 145H1V144H0ZM13 145H8V147H9V146L11 147V146H13ZM31 145H29V146H31ZM46 145H47V144H46ZM54 145H56V144H53V146H54ZM57 145H58V144H57ZM57 145H56V146H57ZM67 145H68V143H67ZM67 145H66V146H67ZM72 145H71V146H72ZM122 145H121V146H122ZM137 145H138V144H137ZM159 145H160V144H159ZM173 145L175 146V144H173ZM179 145H180V144H179ZM192 145H193V144H192ZM198 145H199V144H198ZM198 145L196 146V148L198 147ZM205 145H207V144H205ZM205 145H204V146H205ZM209 145H210V148H209V149H210V150H211V149L213 150V148H212L213 146H211V144H209ZM217 145H218V144H217ZM258 145H260V144H258ZM14 146H13V147H14ZM17 146H18V145H17ZM27 146H28V145H27ZM27 146H26V147H27ZM29 146H28V147H29ZM41 146H42V145H41ZM44 146H45V145H44ZM47 146H48V145H47ZM49 146H50V145H49ZM49 146H48V147H49ZM69 146H70V144H69ZM71 146H70V147H71ZM77 146H78V145H77ZM86 146H87V145H86ZM86 146H85V149H86ZM94 146H95V144H94ZM97 146H98V145H97ZM115 146H116V145H115ZM134 146H135V144H134ZM134 146H133V147H134ZM144 146H145V147H144ZM144 146H143V148H144V149H143L144 155L142 154L143 157H144V158H143L144 160L139 161V159L141 160V158H139V155L137 156V153H136V154L134 153V155L131 154L132 157H134V156L136 155L135 158H134V160H138V162H143V161H145V163H146V165H147V168H148V170H147L146 167H143L144 170H145V169L147 170L146 172H144V170H143L144 174H143V173L139 174V172L135 171V172H137V173L139 174L138 176L140 177V185H141V187L143 188V190L146 192V194L149 195V197H150L149 199H151L152 202H154V204H156V205L158 204V205H159V206L157 207L156 205H154V204L152 205V204H151V205L153 206L152 209H155L154 206H156L158 209H159L160 207H161V208L163 207V208H164L163 211L166 212V214H167V216H165V217H164L163 214H162V215H163L164 218H167V217H168V220H161L160 223H162V224H161V229H162V231H164L165 233H167V235H168V237H169V241H171V240L173 241V240H174V241H176V243H177V244H176V243H175V244L173 243L174 247H172L173 250H171V251H172V256H173L174 258H176L177 260H179V261H177V262H179V264H191V263H192V260H191V259H193V258H190V257L188 256V255H189V251H190V250H189V249H190V247H189V244H190V243H189L188 240L192 238V237H190V235H192V234L190 233V231H188L189 229L187 230L186 228H184V229H183V227L181 228L182 223L184 222V218H185V217L183 216V211H184L185 213L187 212V211L183 210V208L185 209V208H187V207H183V204H182V203H183L184 201L182 202L181 200H183V199H185V198H187V197H185V198L182 199V187L178 184L180 181H178V182L176 183V182L174 181V179H173V176H174V175H169V174H168V171H167L168 168H166V169L163 168L162 160L159 158L160 155H157V153L155 152V149H154L155 147L152 146V147H153V148H152L151 146H148L147 144H145ZM163 146H164V144H163ZM166 146H168V144H167ZM174 146H173V147H174ZM188 146H189V144H188ZM190 146H191V145H190ZM190 146H189V147H190ZM219 146H220V145H219ZM221 146H222V145H221ZM225 146H226V145H225ZM225 146H224V147L222 146V147L225 148ZM228 146H226V147H228ZM230 146H229V147H230ZM253 146H254V145H253ZM253 146H252V147H253ZM5 147H6V146H5ZM5 147L3 146L2 148L4 149ZM15 147H16V146H15ZM19 147H18V148H19ZM70 147H68V148L71 149ZM78 147H79V146H78ZM101 147H102V146H101ZM118 147H119V146H118ZM122 147H123V146H122ZM135 147H136V146H135ZM135 147H134V149H135ZM158 147H160V146H158ZM168 147H169V146H168ZM182 147H183V146H182ZM216 147H217V146H216ZM222 147H221V148H222ZM252 147H251V148H252ZM20 148H22V147H20ZM29 148L31 149V147H29ZM29 148H28V151H30ZM44 148H45V147H44ZM46 148H47V147H46ZM55 148H57V147H55ZM55 148H54V149H55ZM63 148L66 149V147H64V146H63ZM68 148H67V149H68ZM72 148H73V147H72ZM79 148H80V147H79ZM87 148L89 149V147H87ZM95 148H96V147H95ZM119 148H120V147H119ZM128 148H130V147L128 146ZM128 148H127V149H128ZM160 148H163V147H160ZM169 148H170V147H169ZM169 148H168V149H169ZM177 148H178V144H177ZM184 148H185V146H184ZM186 148H187V147H186ZM186 148H185V150H186ZM196 148H195V149H196ZM217 148H218V147H217ZM217 148H216V149H217ZM219 148H220V147H219ZM219 148H218V149H219ZM3 149L1 150V148H0V151H3ZM5 149L9 152V149H8V148H5ZM11 149H12V148H11ZM15 149H16V148H14V150H15ZM34 149H35V148H34ZM48 149H49V148H48ZM48 149H47V150H48ZM50 149H51V147H50ZM61 149H62V148H61ZM74 149H75V147H74ZM83 149H84V146H83V148H82L81 150H83ZM91 149H92V147H90L89 150H91ZM93 149H94V148H93ZM110 149H111V148H110ZM114 149H115V148H114ZM122 149H123V148H122ZM127 149H126V150H127ZM132 149H133V148H131V150H132ZM156 149H157V148H156ZM158 149H159V148H158ZM164 149H165V148H164ZM168 149H167V151H168ZM174 149H175V148H174ZM174 149H173V152L175 151ZM181 149H182V148H181ZM192 149H193V148H192ZM198 149H200V150H198V153H197V151H196V154H197V157H198L197 159H199V163L202 164V165H201V164H200V165L204 167V170H206L205 172H206L207 174L205 173L206 176L204 175V176H205L204 179L200 177V179H203V180H206V181H205L204 184H202V186H201L202 188H201V189L199 188L198 184H201V183L203 182V180H202V182L197 183L198 189H200V193H198V191H197V193L200 194V197L203 199V201H201V202H204L205 205H204V204L202 205V203H201L200 206H201V205H202L203 207L205 206L204 208H206V212H205L204 214L199 213V215H200L199 217H198V214H197V217H198V218H196V219H199V218H200L199 223H201V225H198V222H197V224L195 223V225H196V226L198 225V227H199V226H202L201 228H203V230H204V228H205L207 225H209L208 223H210V221L212 220L213 224H215V226L217 227V229H218V230H222V232H223V234H224V238H223V239L225 240V242H226V243L228 244V246H229L228 248H225V249L227 250V249L230 248V249L228 250V251H230V252L228 253L229 255L226 254V255H228L227 260H226L225 256L223 255V253H221V255H222V256L225 258V260H226V261L224 260L225 262H223V264L226 263L227 261H228L227 263H229V264H257V263H258V264H264V234H263L264 232H263V233L261 232V230L264 229V228H261L262 225H260V222L262 221V219H261V221H260V217L264 216V214H263L262 216L259 217V215H258L259 212L256 211L257 208L260 207V206H259V205L257 206V204H256V207H255V208L253 207L252 202L249 201V200H250V198H248L249 196L247 197V196L245 195V193L243 192L244 190H243L242 187L240 186V182L242 181V179H241L240 182H239L238 180H239L240 178L238 179V177L236 176V177H237V182H239V185L236 184V182H234V181L236 180V178H235V180L233 181L234 178L232 179V178H231L232 176L230 175V176H231V177H230V176L228 175V173H230L231 170H230L229 172L224 171L225 169H227V166L225 167V165H224L225 168H224L223 171H219V170L215 169V168H216L215 166L218 167V165H216V164L213 162V156H214V155L212 156V154H211V152L208 150L207 146H205L204 149L199 148V147H198ZM218 149H217V150H218ZM226 149H229L230 151H233V150H231V147H230V148H226ZM260 149H261V148H260ZM260 149H259V150H260ZM262 149H263V148H262ZM14 150H13L12 153H15ZM16 150H18V149H16ZM20 150H22V149H20ZM35 150H36V149H35ZM43 150H44V149H43ZM76 150H77V149H76ZM89 150H87V151H89ZM106 150H107V149H106ZM119 150H120V149H119ZM128 150H129V149H128ZM128 150H127V152H128ZM141 150H140V152H141ZM162 150H163V149H162ZM162 150H161V151H162ZM169 150H170V149H169ZM176 150H177V149H176ZM187 150H188V148H187ZM187 150H186V151H187ZM229 150H228V151H229ZM32 151H34V150H32ZM44 151H45V150H44ZM53 151H54V150H53V148H52V153H53ZM67 151H68V150H67ZM78 151H80V150H78ZM78 151H77V152H78ZM87 151L85 150V152H87ZM133 151H134V150H133ZM135 151H136V149H135ZM137 151H138V149H137ZM171 151H172V147H171L170 152H171ZM182 151H183V150H182ZM214 151H215V149H214ZM218 151H220V150H218ZM228 151H227V152H228ZM252 151H253V150H252ZM18 152H19V151H17L16 153H18ZM24 152H25V150H24ZM24 152H23V154H24ZM39 152H40V151H38V153H39ZM42 152H43V151H42ZM54 152H55V151H54ZM56 152H58L57 154H58V156H59V155H60V154H59L60 151H59V150H58V151L56 150ZM61 152H63V151H61ZM64 152H65V151H64ZM64 152H63V153H64ZM93 152H94V151H93ZM129 152H130V151H129ZM131 152H132V151H131ZM157 152H159V150H158ZM162 152H163V151H162ZM176 152H177V151H176ZM179 152H180V151H178L177 154H178ZM187 152H188V151H187ZM189 152H190V151H189ZM192 152H194V151H192ZM222 152H223V149H222ZM227 152H226V153H227ZM246 152H247V151H246ZM248 152H250L249 156H250V155L252 156V153H253V152L251 153V149H250V151H248ZM254 152H255V148H254ZM258 152H259V151H258ZM263 152H264V151H263ZM2 153H5V152L3 151ZM21 153H22V152H21ZM31 153H32V152H31ZM46 153H47V151H46ZM65 153H67V152H65ZM71 153H72V152H71ZM82 153H83V152H81V154H82ZM89 153H92V150H91ZM99 153H100V152H99ZM99 153L97 152V148H96V154L98 155ZM115 153H116V152H115ZM121 153H122V152H121ZM132 153H133V152H132ZM138 153H139V152H138ZM159 153H160V152H159ZM230 153H231V152H230ZM244 153H245V152H244ZM260 153H261V152H260ZM260 153H259V154H260ZM0 154H1V152H0ZM6 154H9V155H10V153H7V152H6ZM33 154H34V152H33ZM50 154H51V153H50ZM53 154H54V153H53ZM55 154H56V153H55ZM61 154H62V153H61ZM75 154H76V153H75ZM75 154H74V156L77 155V154H76V155H75ZM84 154H86V153H84ZM100 154H101V153H100ZM129 154H130V153H129ZM139 154H140V153H139ZM170 154H171V153H170ZM170 154H169V156H170ZM172 154H173V153H172ZM175 154H176V153H175ZM183 154H184V152H183ZM183 154H182V156H183ZM189 154H190V153H189ZM196 154H195V155H196ZM218 154H220V152H218ZM231 154H233V152H232ZM245 154H246V153H245ZM17 155L20 156V154H17ZM24 155H25V154H24ZM31 155H32V154H31ZM31 155L28 154L27 157H28V156L31 157ZM51 155H52V154H51ZM65 155H66V154H65ZM87 155H88V153H87ZM91 155H92V154H89V158H90V157H93V156H91ZM94 155H95V154H94ZM97 155H95V156H97ZM101 155H102V154H101ZM103 155H104V154H103ZM165 155H166V154H165ZM165 155L163 154L162 157H166ZM180 155H181V154H180ZM225 155H226V154H225ZM225 155H224V152H223V156H222V157H223L224 160H225V157H226ZM235 155H234V156H235ZM247 155H248V153H247ZM255 155H256V156H254V157L257 158V154H256V152H255ZM0 156H2V155H0ZM3 156H4V157H3ZM3 156H2V157L5 158V155H4V154H3ZM10 156H11V155H10ZM34 156H35V155H34ZM44 156H45V155H44ZM44 156H41V157H42L41 159H45V158H46V160H42V161H44V162L46 161V162L48 163V161H49L48 159H49V158H48V159H47V157L43 158ZM62 156H63V155H62ZM62 156H59V157H62ZM69 156H70V154H69ZM69 156H66V157H69ZM77 156H78V155H77ZM79 156H80V154H79ZM81 156H82V155H81ZM81 156H80V157H81ZM99 156H100V155H99ZM125 156L127 157V155H125ZM184 156H186V155H184ZM191 156H193V159L195 158V157H194V154H193V155L191 154ZM191 156H190V158H191ZM220 156H221V155H220ZM224 156H225V157H224ZM228 156H229V155H227V157H228ZM230 156H231V155H230ZM242 156H243V155H242ZM249 156H248V157H249ZM258 156H259V155H258ZM8 157H9V156H8ZM25 157H26V156H25ZM66 157H65L64 159H66ZM71 157H72V156H71ZM71 157H70V158H71ZM82 157L85 158L86 156L83 155ZM82 157H81V158H82ZM87 157H88V156H87ZM97 157H98V156H97ZM110 157H111V156H110ZM123 157H124V156H123ZM137 157H138L139 159H136ZM240 157H237V159L240 158ZM261 157H262V156H261ZM39 158H40V157H38V158H36V159L38 160ZM57 158H58V157H57ZM118 158H119V157H118ZM128 158H129V157H128ZM182 158H184V157H182ZM190 158H188V160H189ZM230 158H231V157H230ZM233 158H234V157H233ZM249 158H250V157H249ZM258 158H260V156H259ZM258 158H257V159H258ZM262 158H264V156H263ZM262 158H261V160H262ZM5 159H6L7 162H8L9 159L7 158V156H6ZM5 159H3L4 163L6 162ZM11 159L13 160L14 158L11 156ZM17 159H18V158H17ZM17 159H15V160H13V161H11V162L13 163V162L16 161ZM20 159H21V157H20ZM26 159H27V162H28L29 157L26 158ZM26 159H25V161H26ZM31 159H32V158H31ZM34 159H35V158H34ZM54 159L56 160V158H54ZM59 159H60V158H59ZM71 159H72V158H71ZM71 159H70V160H71ZM75 159H76V158H75ZM75 159H74V160H75ZM92 159H93V158H92ZM92 159H90V160H92ZM108 159H109V158H108ZM124 159H125V158H124ZM195 159H196V158H195ZM195 159H194V160H195ZM214 159H215V158H214ZM220 159H222V158L220 157ZM243 159H244L245 162H246V160H247L248 158H247V156H246V159H245V158H243ZM253 159H254V158H252V160H253ZM257 159H256L255 161H257ZM0 160H1V158H0ZM37 160H36V161H37ZM47 160H48V161H47ZM50 160H51V159H50ZM77 160H78V158H77ZM80 160H81V159H79V161H80ZM83 160H84V159H83ZM90 160H89V161H90ZM111 160H112V159H111ZM169 160H171V162H172V159H169ZM169 160L164 161V162H169ZM175 160H177V159L174 158L173 161H175ZM183 160H184V159H183ZM185 160H187V159H185ZM185 160H184V161H185ZM216 160H219V159H216ZM228 160H229V159H228ZM240 160H242V158H240ZM244 160H242L243 163H242L241 161L239 162V161L237 160V161H238V162H237L238 166H239V163H240V164H245V163H244ZM252 160H251V161H252ZM258 160H259V159H258ZM59 161H60V160H58V162H59ZM66 161H67V160H66ZM68 161H69V160H68ZM68 161L66 162V163H67V166H70V163H69L70 161H69V162H68ZM75 161H76V160H75ZM75 161H74V162H75ZM79 161H78V162H79ZM92 161H93V160H92ZM92 161H91V162H92ZM95 161H96V160H95ZM98 161H99V158H98ZM101 161H102V160H101ZM107 161H108V160H107ZM112 161H113V160H112ZM124 161H125V160H124ZM124 161H123V162H124ZM180 161H181V160H180ZM195 161H196V160H195ZM195 161H194V162H195ZM210 161H211V162H210ZM219 161H220V160H219ZM219 161H218V162H219ZM222 161H223V160H221V162H222ZM230 161H231V160H230ZM234 161H235V160H234ZM248 161L251 162L250 160H248ZM255 161H254V162H255ZM16 162H17V161H16ZM31 162H32V163H30V160H29L28 163L32 166L33 161H31ZM34 162H35V161H34ZM49 162H50V161H49ZM51 162H52V161H51ZM61 162H63V157H62V161H60L59 163L61 164ZM64 162H65V161H64ZM80 162H81V161H80ZM82 162H83V161H82ZM85 162H86V161H85ZM109 162H110V160H109ZM109 162H108V163H109ZM114 162H115V161H114ZM123 162H122V163H123ZM125 162H129V161H125ZM171 162H170V163H171ZM176 162H177V161H176ZM190 162H191V161H189V162H186V161H185V163H190ZM192 162H193V161H192ZM194 162H193V163H194ZM196 162H197V161H196ZM221 162H220V163H221ZM227 162H228V161H227ZM227 162H226V163H227ZM254 162H252V163H254ZM259 162H260V161H258V164H260ZM261 162H262V161H261ZM4 163L2 162V165H3ZM12 163H11V164H12ZM18 163H20V162L18 161ZM53 163H54V162H53ZM55 163H57V160H56ZM68 163H69V165H68ZM72 163H73V162H72ZM72 163H71V164H72ZM75 163H76V162H75ZM94 163H95V162H94ZM96 163H97V162H96ZM99 163H100V162H99ZM105 163H106V162H105ZM108 163H107V164H108ZM120 163H121V162H120ZM135 163H136V162L133 161V164H134L133 167H134V168L136 167V166H135ZM173 163H174V162H172V164H173ZM193 163H192V164L190 163V165H193ZM197 163H198V162H197ZM197 163L194 164L195 167L193 166L195 169H197V168H196V167H197V166H196ZM216 163H217V162H216ZM220 163H219V164H220ZM232 163H233V161H232ZM234 163L236 164V161H235ZM234 163H233V165H232V169L234 168ZM255 163H256V162H255ZM0 164H1V163H0ZM37 164H38V163L34 164V167H35V165H36V167H37V166H38ZM45 164H46V163H44V165H45ZM60 164H59V165H60ZM62 164H63V163H62ZM62 164H61V165H62ZM76 164H77V163H76ZM82 164L84 165L85 163H82ZM82 164H81V165H82ZM87 164H88V162H87ZM89 164H91V163H89ZM89 164L87 165V167L89 166ZM92 164H93V163H92ZM107 164H106V165H107ZM114 164H115V163H114ZM114 164L112 163L113 166H115ZM123 164H124V163H123ZM126 164H127V163H126ZM131 164H132V162H131ZM136 164H137V163H136ZM174 164H175V163H174ZM217 164H218V163H217ZM227 164H229V163H227ZM247 164H249V163H247ZM247 164H246V165H247ZM250 164H251V163H250ZM6 165H7V163H6ZM12 165H13V164H12ZM14 165H15V162H14ZM54 165H55V164H54ZM78 165H79V164H78ZM95 165L97 166V164H95ZM140 165H142V163L139 164V165H137V167H139V169L141 168ZM165 165H166V164H165ZM167 165H168V163H167ZM169 165H170V164H169ZM169 165H168V166H169ZM178 165H179V164H178ZM182 165H183V164H182ZM182 165H181V166H182ZM185 165H186V164H185ZM190 165H187V166H190ZM198 165H199V164H198ZM221 165H222V164H221ZM254 165L256 166V164H254ZM261 165H262V164H260V166H261ZM0 166H1V165H0ZM16 166H17V164H16ZM19 166L22 167L23 165L19 164ZM39 166H40V165H39ZM39 166H38V167H39ZM46 166H47V167H46L47 171H48V172H51L50 166H48V165H46ZM56 166H57V165H56ZM56 166H55L54 168H56ZM64 166H66V165H64ZM64 166H63V169H64ZM71 166H73V165H71ZM71 166H70V168H73V167H71ZM85 166H86V164H85ZM90 166H91V165H90ZM108 166L110 167V165H108ZM219 166H220V165H219ZM229 166H230V165H229ZM243 166H245V165H243ZM249 166H250V165H249ZM249 166H245V168H249ZM262 166H263V165H262ZM3 167H4V165L0 167V170H1V171H2L1 168H3ZM12 167H13V166H12ZM25 167H26V166H25ZM51 167H52V166H51ZM61 167H62V166H61ZM81 167H82V166H81ZM81 167L79 166V167H77V168H81ZM83 167H84V166H83ZM83 167H82V168H83ZM94 167H95V166H94ZM103 167H105V166H103ZM115 167H116V166H115ZM120 167H121V166H120ZM130 167H131V166H130ZM165 167H166V166H165ZM184 167H186V166H184ZM191 167H192V166L189 167L190 169H189L188 172L191 171ZM222 167H223V166H222ZM235 167H236V166H235ZM250 167H251V170H253V169H252V166H250ZM258 167H259V166H258ZM19 168H20V167H19ZM58 168H59V166H58ZM70 168H69V169H70ZM75 168H76V167H75ZM84 168H85V167H84ZM84 168H83V171H84ZM107 168H108V167H107ZM172 168H173V167H172ZM172 168H171V170H172ZM177 168H178V167H177ZM177 168H176V169H177ZM182 168H183V167H182ZM199 168H200V167H199ZM199 168H198V169H199ZM220 168H221V167H220ZM220 168H219V169H220ZM242 168H243V167H242ZM253 168H254V167H253ZM256 168H257V166H256ZM256 168H255V169H256ZM262 168H263V167H262ZM17 169H18V168H17ZM17 169H14V170H16V172H17ZM37 169H38V168H37ZM37 169H35V170H37ZM39 169H40V168H39ZM46 169H45V170H46ZM63 169H62V170H63ZM66 169H67V168H66ZM89 169H90V167H89ZM89 169H88V170H89ZM93 169H95V168H93ZM112 169H113V168H112ZM127 169H128V168H127ZM135 169H136V168H135ZM192 169H193V168H192ZM195 169H194V171H195ZM198 169H197V170H198ZM200 169H201V168H200ZM202 169H203V168H202ZM236 169H237V167H236ZM236 169H235V172L233 171L234 173H236L237 170L240 169V168L238 167V169H237V170H236ZM255 169H254V170H255ZM20 170H21V169H20ZM25 170H26V169H25ZM33 170H34V169H33ZM33 170H32V172H34ZM60 170H61V169H60ZM70 170H71V169H70ZM70 170H69V171H70ZM73 170H74V168H73ZM86 170H87V168H86ZM97 170H98V168H97ZM101 170H102V169H101ZM114 170H115V169H114ZM118 170H120V169H118ZM133 170H134V169H133ZM133 170H132V171H133ZM137 170H138V169H137ZM168 170H169V169H168ZM182 170H183V169H181L180 171H182ZM197 170H196V171H197ZM245 170L247 171V169H245ZM249 170H250V169H248V171H249ZM18 171H19V169H18ZM28 171H29V170L24 171V172H27V174H28ZM30 171H31V170H30ZM37 171H40V170H37ZM55 171H56V170H55ZM58 171H59V170H58ZM58 171H57V172H58ZM78 171H81V170H78ZM78 171H76V172H78ZM93 171H95V170H93ZM166 171H167V172H166ZM186 171H187V170H186ZM198 171H199V170H198ZM257 171H258V170H257ZM257 171H256V173H257ZM8 172H9V173H12L13 170H12V172H11L10 170H9ZM20 172L23 173V171H20ZM41 172H42V171H41ZM59 172H61V171H59ZM71 172L73 173L74 171H71ZM89 172H90V174L93 173L92 175H95V174H94L95 172H92V169H91V171H89ZM103 172H104V171H103ZM103 172H102V173H103ZM107 172H108V170H107ZM123 172H124V170H123ZM173 172H174V171H173ZM173 172H172V174H173ZM178 172H179V171H178ZM202 172H203V171H202ZM233 172H231V173L234 174ZM238 172H239V171H238ZM242 172H243V171H242ZM250 172H251V171H250ZM252 172H253V171H252ZM259 172H263V171H260V170H259ZM18 173H19V172H18ZM22 173H20V174H22ZM34 173H36V172H34ZM53 173H54V172H53ZM61 173H65V174H66V172H63V171H62ZM72 173H68V170H67V175H65V176H68V174L71 175ZM79 173H81V172H79ZM83 173H84V172H83ZM96 173H97V171H96ZM100 173H101V172H100ZM100 173H99V174H100ZM108 173H109V172H108ZM126 173H127V172H126ZM174 173H175V172H174ZM184 173H186V172H184ZM194 173H195V172H194ZM196 173L198 174V172H196ZM248 173H249V172H248ZM2 174H3V172H2ZM5 174H6V173H5ZM23 174H24V173H23ZM23 174H22V175H23ZM30 174H31V173H30ZM38 174H39V172H38ZM44 174H46L45 171H44ZM48 174H49V173H48ZM75 174H76V173H75ZM77 174H78V173H77ZM81 174H82V173H81ZM81 174H79V175H81ZM90 174H87V176L90 175ZM99 174H98V175H99ZM103 174H104V173H103ZM170 174H171V173H170ZM188 174H189V173H187V175H188ZM190 174H191V173H190ZM190 174H189V175H190ZM201 174H202V173H201ZM253 174H254V172H253ZM257 174H260V173H257ZM263 174H264V173H263ZM16 175H17V174H16ZM16 175H15V176H16ZM22 175H21V176H22ZM24 175H25V174H24ZM31 175H32V174H31ZM40 175H41V174H40ZM42 175H43V174H42ZM50 175H51V174H50ZM61 175H62V174H61ZM73 175H74V174H73ZM73 175H71V176H73ZM82 175H83V174H82ZM82 175H81V176H82ZM105 175H107V174L105 173ZM120 175H121V174H120ZM187 175H186V176L184 175V177L186 178V177L189 176V175H188V176H187ZM202 175H203V174H202ZM234 175H235V174H234ZM234 175H233V177H234ZM243 175H244V174H243ZM245 175H246V174H245ZM248 175H249V174H248ZM248 175H247V176H248ZM1 176H2V175H1ZM5 176H7V175H5ZM29 176H30V175H29ZM51 176H52V175H51ZM57 176H58V175H57ZM71 176H70V178H71ZM83 176H84V175H83ZM83 176H82V177H83ZM99 176H100V175H99ZM107 176H109V175H107ZM127 176H128V175H127ZM138 176H137V177H138ZM171 176H172V177H171ZM176 176H178V175H176ZM192 176H193V175H192ZM195 176H196V175H195ZM238 176H240V175H238ZM247 176H246V178H248V180H249V178H251V177H247ZM257 176H258V175H257ZM259 176H260V175H259ZM262 176H263V175H262ZM11 177H12V176H11ZM18 177H19V176H17V178H18ZM23 177H24V176H23ZM23 177H22V178H23ZM25 177H26V175H25ZM35 177H36V176H35ZM38 177H39V176H38ZM38 177H37V178H38ZM60 177H61V176H60ZM60 177H59V178H60ZM79 177H80V176H79ZM82 177H81V179L79 178V180H78V178H77V180H78V181H80V180L83 181ZM95 177H96V175H95ZM95 177L93 176V178H95ZM100 177H101V178H100ZM100 177H99L100 180H101V179L103 180V177H102V176H100ZM104 177L107 178L106 176H104ZM114 177H115V176H114ZM128 177H129V176H128ZM135 177H136V176H135ZM137 177H136V178H137ZM178 177H180V176H178ZM182 177H183V176H182ZM240 177H241V176H240ZM2 178H3V177H2ZM6 178H8V177H6ZM9 178H10V177H9ZM14 178H15V177L13 176V179H14ZM19 178H20V177H19ZM27 178H29V177H27ZM39 178H40V177H39ZM39 178H38V179H39ZM48 178H49V177H48ZM48 178H47V179H48ZM53 178H54V177H53ZM68 178H69V177H68ZM72 178H74V177H72ZM72 178H71V180H72ZM89 178H90V177H89ZM89 178L87 179V181L89 180ZM93 178L91 177V180H92ZM115 178H116V177H115ZM115 178H114V179H115ZM175 178H176V177H175ZM241 178H243V177H241ZM244 178H245V177H244ZM257 178H258V177H257ZM261 178H262V177H261ZM261 178H260V179H261ZM0 179H1V177H0ZM4 179H5V177H4ZM4 179H3L2 181L0 180V181L2 182V184H3V181H4V183H5V180H4ZM10 179H11L12 183H11L10 181H8V182L6 181V182H7V183H11V184H13V180H12V178H10ZM32 179H33V178H32ZM40 179H41V178H40ZM40 179H39V180H40ZM60 179H61V178H60ZM63 179H64V175H63V177H62L61 180L63 181ZM65 179H66V178H65ZM65 179H64V180H65ZM74 179H76V178H74ZM74 179H73V180H74ZM84 179H85V178H84ZM95 179H96V178H95ZM112 179H113V178H112ZM112 179H111V180H112ZM117 179H118V178H117ZM123 179H124V178H123ZM128 179H129V178H128ZM182 179H183V178H182ZM188 179H189V177H188ZM198 179H199V177H198ZM6 180H7V179H6ZM14 180H15V179H14ZM17 180H18V179H17ZM20 180H21V179H20ZM22 180H23V179H22ZM22 180H21L22 183H23V182H26V179H24L25 181H22ZM35 180L37 181V179H34V180H33V181H34L33 183L36 182ZM39 180H38V181H39ZM42 180H44L43 182H46L45 179H44V176H43V179H42ZM48 180H49V179H48ZM50 180H51V178H50ZM53 180H54V179H53ZM55 180H56V179H55ZM61 180H60V182H59V181H58V182H59V183H62ZM85 180H86V179H85ZM97 180H98V179H97ZM111 180H110V179H109V180L107 179L106 182H108V181L113 182V181H111ZM115 180H116V179H115ZM133 180H134V179H133ZM138 180H139V179H138ZM177 180H178V179H177ZM177 180H176V181H177ZM179 180H181V179L179 178ZM255 180H256V183H257V179H255ZM255 180L253 179V182H254ZM258 180H259V178H258ZM15 181H16V180H15ZM15 181H14V182H15ZM18 181H19V180H18ZM30 181H31V180H30ZM66 181H69V179L66 180ZM87 181H86L85 183H87ZM89 181H90V180H89ZM128 181H129V180H128ZM195 181H196V179H195ZM195 181H194V182H195ZM198 181H200V180H198ZM198 181H197V182H198ZM243 181H246V180H243ZM260 181H261V180H260ZM260 181H259V182H260ZM1 182H0V183H1ZM28 182H29V181H28ZM28 182H27V183H28ZM39 182H42V181L40 180ZM48 182H50V181H48ZM52 182H55V181H52V180H51V184H52ZM58 182H57V183H58ZM63 182H64V181H63ZM83 182H84V181H83ZM93 182H94V180H93ZM97 182H98V181H97ZM97 182L95 181V183H97ZM100 182H102V181H100ZM100 182H99V183H100ZM106 182H105V183H106ZM115 182H116V181H115ZM136 182H137V181H136ZM183 182H184V179H183ZM189 182H190V180H189ZM246 182H248V181H246ZM246 182H244V183H246ZM253 182H252V183H253ZM262 182H263V181H261L260 183H257V184L254 182V184L257 186L258 184L261 185ZM7 183H6V185H7ZM16 183H20V181H19V182H16ZM22 183H21V184H22ZM30 183H32V181H31ZM33 183H32V184H33ZM37 183H38V182H37ZM65 183H66V182H65ZM65 183L63 184L64 186H65ZM69 183L71 184V183H73V181H70ZM69 183H68V184H69ZM76 183H77V181L75 182V184H76ZM81 183H82V182H81ZM105 183H103V184H105ZM116 183L118 184V182H116ZM125 183H126V181H125ZM241 183H242L241 185L244 184L243 182H241ZM2 184H1V185H2ZM35 184H36V183H35ZM35 184H34V185H35ZM51 184H49V185L52 186ZM66 184H67V183H66ZM70 184H69V185H70ZM75 184H74V185H75ZM82 184H83V183H82ZM82 184H79V185H82ZM106 184H107V183H106ZM112 184H114V183H112ZM117 184H116V185H117ZM123 184H124V183H123ZM123 184H121V185L124 186ZM130 184H131V183H130ZM186 184H187V181H186V183L184 182L183 185L186 186ZM191 184H192V183H191ZM191 184H190V185H191ZM194 184H195V183H194ZM205 184H206V185H205ZM248 184H249V183H248ZM254 184H253V185H254ZM9 185H10V184H9ZM9 185H8V186H9ZM37 185H42V183H41V184L39 183V184H37ZM46 185H47V183H46ZM46 185H44V186H46ZM61 185H62V184H61ZM71 185L73 186V184H71ZM71 185H70V187H71ZM79 185H78V187H79ZM83 185H84V184H83ZM89 185L91 186L92 184H89ZM89 185L87 184L86 186H89ZM96 185H97V184H96ZM96 185L94 186V188L96 187V189H98ZM99 185H100V184H99ZM99 185H98V186H99ZM114 185H115V184H114ZM114 185H113V186H114ZM121 185H120V187H121ZM125 185H126V184H125ZM132 185H133V184H132ZM181 185H182V184H181ZM188 185H189V184H188ZM190 185H189V186H190ZM203 185H204V186H203ZM12 186H13V185H11L10 187H12ZM15 186H17V185H15ZM19 186H20V185H19ZM19 186H18L17 188L15 187V188L17 189V191L19 190ZM31 186H33V185H31ZM54 186H55V184L53 183V186H52L53 188H52V190H54ZM64 186H63V188H64L63 190L60 188V189L62 190V192H63V191L65 192V187L68 186V185H66L65 187H64ZM86 186H85V187H86ZM256 186H255V187H256ZM3 187H4V186L2 185V187H0V188L2 189ZM10 187H9V188H10ZM24 187H25V186H24ZM24 187H23V189H24ZM35 187H36V186H35ZM37 187H38V186H37ZM55 187H56V186H55ZM59 187H60V186H59ZM73 187H74V186H73ZM115 187H118V186H115ZM120 187H119V188H120ZM131 187H132V186H131ZM193 187H194V186H193ZM243 187H244V186H243ZM248 187H249V185H248ZM255 187L253 186V188H255ZM258 187H260V186H257V187H256L257 190H258ZM262 187H263V184H262L261 187L259 188L258 192H259L260 190L264 189V188H262ZM12 188H14V187H12ZM25 188H26V187H25ZM32 188H33V187H32ZM56 188H57V187H56ZM68 188H69V186H68ZM68 188H66V191H67V192H69L68 190L70 189V188H69V189H68ZM79 188H80V187H79ZM88 188H89V187H88ZM94 188H92L91 190H94ZM108 188H109V187H108ZM119 188H118V189H119ZM135 188H136V187H135ZM183 188L186 189L185 187H183ZM187 188H188V186H187ZM190 188H191V187H190ZM213 188H214V189L216 188V191L218 192L217 195H215V194L213 195V194H212V192H213V191H212ZM245 188H246V186H245ZM253 188H252V189H253ZM256 188H255V189H256ZM7 189H8V187H7ZM16 189H15V190H16ZM26 189H28V188H26ZM35 189H36V188H35ZM47 189H48V187L46 186V190H47ZM75 189H76V188H75ZM75 189H74V190H73V189H70V190H72V192H73V191H75ZM89 189H90V188H89ZM122 189H123V187H122ZM122 189H121V190H122ZM124 189H125V188H124ZM136 189H137V188H136ZM184 189H183V190H184ZM247 189H248V188H247ZM247 189H246V190H247ZM255 189H253L254 192L257 191V190H255ZM2 190H4V188H3ZM2 190H0V193H1ZM10 190H12V189L10 188ZM30 190H31V189H30ZM40 190H43V189L40 188ZM46 190H45V191H46ZM61 190H59V191H61ZM99 190H100V189H99ZM129 190H130V189H129ZM134 190H135V189H134ZM139 190H140V189H139ZM139 190H138V191H139ZM196 190H197V189H196ZM5 191H6V190H5ZM5 191H3V192H5ZM7 191L10 192L9 190H7ZM12 191H13V190H12ZM12 191H11V192H12ZM20 191H21V187H20ZM22 191H23V190H22ZM37 191H39V190H37ZM37 191H34V192H37ZM43 191H44V190H43ZM43 191H42V192H43ZM45 191H44V192H45ZM54 191H55V190H54ZM76 191H77V189H76ZM76 191H75V192H76ZM82 191H83V190H82ZM87 191H89V190L87 189ZM95 191H97V190H95ZM130 191H131V190H130ZM251 191H252V190H251ZM11 192H10V194H11ZM28 192H29V190H28ZM30 192H31V191H30ZM62 192H61V193H62ZM77 192H78V191H77ZM85 192H86V191H85ZM89 192H90V191H89ZM98 192H99V191H98ZM98 192H97V193H98ZM102 192H103V191H102ZM102 192H101V193H102ZM118 192H119V191H118ZM122 192H123V191H122ZM126 192H127V191H126ZM128 192H129V191H128ZM142 192H143V191H142ZM183 192H184V191H183ZM185 192H186V191H185ZM191 192H192V191H191ZM191 192H189V193H191ZM195 192H196V191H194V193H195ZM245 192H246V191H245ZM248 192L251 193L250 191H247V193H248ZM261 192H262V191H261ZM5 193L8 194L7 192H5ZM31 193H33V191H32ZM45 193H47V192H45ZM50 193H52V192H50ZM50 193H49V194H50ZM58 193H59V192H58ZM65 193H66V192H65ZM69 193H71V192H69ZM69 193H66V194H69ZM79 193H80V192H79ZM86 193H87V192H86ZM114 193H115V192H114ZM116 193H117V192H116ZM187 193H188V192H187ZM213 193H215V191H214ZM249 193H248V194H249ZM252 193H253V191H252ZM259 193H260V192H259ZM10 194H9V195H10ZM13 194H14V193H13ZM29 194H30V193H29ZM52 194H53V193H52ZM74 194H75V193L73 192L72 195H74ZM90 194H92V193H90ZM120 194H121V193H120ZM130 194H131V192H130ZM255 194L257 195L258 193L255 192ZM255 194H253V196H252L251 198H253V197L255 196ZM262 194H264V191H263ZM9 195H8V196H9ZM21 195H22V193H21ZM25 195H26V194H25ZM33 195H35V194H33ZM50 195H51V194H50ZM78 195H79V194H78ZM80 195H81V193H80ZM87 195H89V194H87ZM93 195H94V194H93ZM107 195H108V193H107ZM116 195L118 196V193H117ZM141 195H142V194H141ZM183 195L185 196V194H183ZM187 195H188V194H187ZM187 195H186V196H187ZM212 195H213V196H212ZM249 195H250V194H249ZM0 196H1V195H0ZM10 196H11V197H8V198H9L8 200H10L11 202H12L14 199H16V196H15V195H10ZM23 196H24V195H23ZM31 196H32V194H31ZM36 196H38V193L36 194ZM44 196H45V194H44ZM46 196H47V195H46ZM46 196H45V197H46ZM57 196L59 197V195H57ZM57 196H56V198H57ZM70 196H71V195H70ZM76 196H77V195H76ZM76 196L74 197V199L76 198ZM82 196H83V195H82ZM98 196H99V195H98ZM119 196H120V195H119ZM119 196H118V197H119ZM122 196H124V195H122ZM126 196H127V195H126ZM192 196H193V195H192ZM195 196H196V195H195ZM225 196H226V197H225ZM250 196H251V195H250ZM259 196H261V194H260ZM5 197H6V196H5ZM19 197H20V196H19ZM21 197H22V196H21ZM26 197H28V196L26 195ZM45 197H44V198H45ZM62 197H64V196H62ZM71 197H72V196H71ZM93 197H95V195H94ZM99 197H100V196H99ZM118 197H117V198H118ZM134 197H135V196H134ZM198 197H199V195L196 196L195 198L197 199ZM200 197H199V198H200ZM227 197H228V198H227ZM255 197H256V196H255ZM261 197H262V196H261ZM34 198H37V197H34ZM46 198H47V197H46ZM48 198H49V197H48ZM53 198H54V197H53ZM53 198H52V200H53ZM56 198H55V199H56ZM59 198H60V197H59ZM68 198H69V197H68ZM80 198H81V196H80L79 198L77 197V199L81 200L82 198H81V199H80ZM84 198H85V197H84ZM84 198H83V200H84ZM97 198H98V197H97ZM104 198L108 199L107 197H104ZM126 198H127V197H126ZM189 198L191 199L190 195H189ZM199 198H198V200H197L196 202L199 201ZM201 198H200V200H201ZM259 198H260V197H259ZM262 198H263V197H262ZM0 199H3V197L0 198ZM20 199H22V198H19V201H20ZM26 199H27V198H26ZM26 199H25V200H26ZM50 199H51V198H50ZM69 199H70V198H69ZM90 199H91V201H96V200H94L95 198H93V200H92V198L90 197ZM90 199L87 198V200H90ZM98 199H99V198H98ZM98 199H97V201H98ZM192 199H193V198H192ZM192 199L189 200V201H191V202L194 201V199H193V200H192ZM257 199H258V198H257ZM3 200L7 202V203H3V205H4V204H10V203H11L10 201H9L10 203H8V201L5 200V199H3ZM3 200H2V201H3ZM17 200H18V199H17ZM25 200H24V201H25ZM27 200H28V199H27ZM37 200H38V202H39V198H37ZM46 200H48V199H46ZM58 200H59V199H58ZM62 200H63V199H62ZM62 200H60V201L63 203V201H65V200H63V201H62ZM70 200H71V199H70ZM85 200H86V198H85ZM99 200H101V199H99ZM102 200H103V198H102ZM108 200H109V199H108ZM111 200H112V199H111ZM113 200H114V199H113ZM118 200H119V199H118ZM138 200H139V199H138ZM145 200H146V198H145ZM147 200H148V199H147ZM185 200H186V199H185ZM251 200H252V199H251ZM255 200H256V199H255ZM2 201L0 200L1 203H2ZM15 201H16V200H15ZM29 201H30V200H29ZM44 201H45V200H44ZM53 201H55V202H54V205L56 206V204H55V203H56V200H53ZM66 201H67V199H66ZM71 201H73V200H71ZM75 201H76V199H75ZM77 201H78V200H77ZM104 201H105V200H104ZM135 201H136V200H135ZM252 201H253V200H252ZM263 201H264V200H263ZM22 202H23V201H22ZM36 202H37V201H36ZM38 202H37V203H38ZM49 202H50V201H49ZM68 202H69V201H68ZM68 202H66V203H68ZM80 202H81V201H80ZM80 202H78V204H80ZM101 202H102V201H101ZM120 202H121V201H120ZM185 202H187V201H185ZM194 202H195V201H194ZM12 203L14 204V201H13ZM12 203L10 204V206L7 205V207H9L10 210H11V207H12V206H11ZM24 203H25V202H24ZM41 203H42V202L40 201L39 205H42ZM44 203H45V202H44ZM44 203H43V204H44ZM47 203H48V202H47ZM84 203H85V201H84ZM84 203H83V204H84ZM86 203L88 204V202H86ZM96 203H97V202H96ZM103 203L106 204V205H105L106 207L109 206V205H108V204H109L108 201H106V203H105V202H103ZM103 203H101V204H103ZM139 203H140V202H139ZM146 203H148V202H146ZM199 203H200V201H199ZM253 203H254V204H255V203H258V204H259V202H257V201H256V202H253ZM21 204H22V203H21ZM27 204H28V202H27ZM27 204H26V205H27ZM34 204H35V203H34ZM48 204H49V205L46 206L45 208H47V207H49V206L51 205V203H48ZM58 204H59V202H58ZM60 204H61V203H60ZM71 204H72V203H71ZM76 204H77V203H76ZM81 204H82V202H81ZM90 204H91V202L89 201V206H90ZM98 204H100V203L98 202L97 204H95V205H96V209H98V208H97V207H98ZM104 204H103V205H104ZM120 204H122V203H120ZM128 204H129V203H128ZM191 204H192V203H191ZM194 204H195V203H193V205H194ZM230 204H231V206L235 209V211L238 210V211H236V212H238V214L241 213V214H240L241 217H240L239 215L237 216L236 212H235L233 209H230V208L228 207V205L230 206ZM3 205L1 204V206H3ZM15 205H16V204H15ZM23 205H24V204H23ZM30 205H33V204L31 203ZM30 205H29V206H30ZM39 205H38V207H39ZM63 205H64V204H63ZM67 205H68V204H66V206H67ZM92 205L94 206L93 203H92ZM92 205H91V208L93 207ZM112 205H113V203H112ZM124 205H125V204H124ZM138 205H139V204H138ZM146 205H147V204H146ZM151 205H150V206H151ZM189 205H190V203H189ZM197 205H198V204H197ZM1 206H0V207H1ZM44 206H45V205H44ZM44 206H43V207H44ZM59 206H60V205H59ZM78 206H79V205H78ZM78 206L75 205V203L73 204V209L71 210V211L73 212V214H71V216L73 215L72 217H71L70 215H67V216H66V214H64L66 217L70 216V218H71V222L74 223V225H75L76 228H77V224H78V223H81V217H80V212H81V211H80V209H79ZM100 206H101V205H99V209H100ZM120 206H121V205H120ZM202 206H201V207H202ZM5 207H6V205H5ZM7 207L5 208L6 210H7ZM16 207H18V205L15 206V207H12V208H13V209H14V208L16 209ZM22 207H23V206H22ZM36 207H37V206H36ZM36 207L33 206L34 209H35ZM50 207L52 208L53 206H50ZM56 207H57V206H56ZM62 207H63V206H62ZM62 207H61V209H62ZM67 207H68V206H67ZM67 207H66V208H67ZM80 207L82 208L81 205H80ZM145 207H146V206H145ZM191 207H192V205H191ZM196 207H199V206H196ZM232 207H231V208H232ZM51 208H49V210H50ZM54 208H55V207H53L52 210L55 211ZM102 208H103V207H102ZM120 208H121V207H120ZM123 208H125V206H124ZM123 208H122V210H123ZM128 208H129V207H128ZM199 208H200V207H199ZM18 209H20V208H18ZM29 209H30V208H29ZM36 209H37V208H36ZM83 209H84V208H83ZM126 209H127V208H126ZM126 209H125V210H126ZM138 209H140V208H138ZM189 209L191 210L192 208H189ZM263 209H264V208H263ZM49 210H48V211H49ZM56 210L58 211L59 209L57 208ZM64 210H65V209H64ZM84 210H85V209H84ZM84 210H83V211H84ZM105 210H106V209L104 208V211H105ZM108 210H110V208H109ZM113 210H114V209H113ZM130 210H131V209H130ZM130 210L128 209L129 212H130ZM146 210H147V209H146ZM197 210H199V211H203V210H200V209H198V208H197ZM11 211H12V210H11ZM13 211H14V210H13ZM57 211H56V212H57ZM60 211H61V210H60ZM65 211H66V210H65ZM69 211H70V210H69ZM85 211H86V210H85ZM87 211H88V210H87ZM91 211H92V209H91ZM93 211H94V209H93ZM99 211H101V210H99ZM99 211H98V212H99ZM137 211H138V210H137ZM137 211H136V212H137ZM140 211H142V210H140ZM140 211H138V212L140 213ZM160 211H162V209H160ZM160 211H159V214L162 213V212H160ZM199 211H197V212H199ZM204 211H205V210H204ZM204 211H203V212H204ZM258 211H259V208H258ZM19 212H21V211H19ZM19 212H18V213H19ZM22 212H23V211H22ZM29 212H31V211H28V213H27V211H26L25 213L29 214ZM45 212H46V211H45ZM45 212H44V214H45ZM63 212H64V211H63ZM89 212H90V211H89ZM96 212H97V211H95V213H96ZM98 212H97V213H98ZM106 212L109 213L110 211H106ZM106 212H105V214H106ZM119 212H120V211H119ZM123 212H124V211H123ZM145 212H146V211H145ZM151 212H154V211H151ZM157 212H158V211H157ZM192 212H193V211H192ZM239 212H240V213H239ZM1 213H2V212H0V214H1ZM23 213H24V212H23ZM23 213H20V214H22L21 217H23V216L25 217V215H23ZM25 213H24V214H25ZM49 213H50V211H49ZM54 213H55V212H54ZM54 213H53V214H54ZM58 213H60V212H58ZM58 213H57V214H58ZM67 213H68V212H67ZM69 213H70V212H69ZM97 213H96V215H98L100 212H99L98 214H97ZM102 213H104V212H102ZM102 213H100V215H101ZM130 213H132V211H131ZM130 213H129V214H130ZM134 213H135V212H134ZM134 213H133V214H134ZM194 213H195V212H194ZM263 213H264V212H263ZM20 214H19V215H20ZM36 214H37V213H36ZM44 214H43V216H44ZM47 214H48V213H47ZM57 214H56V215H57ZM61 214L63 215L62 212H61ZM82 214L85 215V214H87V213H82V212H81V215H82ZM91 214H92V213H91ZM125 214H127V213L125 212ZM140 214H142V213H140ZM192 214H193V213H192ZM38 215H39V214H38ZM38 215H37V216H38ZM51 215H52V214H51ZM87 215H89V214H87ZM87 215H86V216H87ZM93 215H94V214H93ZM93 215H92V216H93ZM96 215H95V217H96ZM109 215H111V213H109ZM112 215H113V214H112ZM142 215H143V214H142ZM144 215H146V214H144ZM147 215H148V214H147ZM151 215L154 216V214H151ZM162 215H160V216H162ZM187 215H188V214H187ZM189 215H190V213H189ZM33 216H34V214H33ZM35 216H36V215H35ZM37 216H36V217H37ZM46 216H47V215H46ZM48 216H49V215H48ZM48 216H47V217H48ZM92 216H91V217L88 216V218L90 217L89 219L91 220L92 218H94V217H92ZM98 216H99V215H98ZM98 216H97V217H98ZM106 216H107V215H106ZM113 216L115 217V215H113ZM116 216H117V215H116ZM127 216H128V215H125V216H123V217H127ZM133 216H134V215H133ZM137 216H138V215H137ZM149 216H150V214H149ZM155 216H156L155 218H157L158 220H160V218L157 217L158 215H156V210H155ZM160 216H159V217H160ZM191 216H192V215H191ZM21 217H20V218H21ZM38 217H39V216H38ZM38 217H37V218H38ZM44 217H45V216H44ZM50 217H51V216H50ZM50 217H49V218H50ZM55 217H56V216H55ZM55 217H54V218H55ZM63 217H64V216H63ZM100 217H101V216H100ZM117 217H118V216H117ZM120 217H121V215L119 216V218H120ZM131 217H132V216H131ZM142 217H143V216H142ZM189 217H190V216H189ZM16 218H17V217L14 218V217L12 216V213H10V212H6V214L4 213L3 216H2V214L0 215V243H2V242H1V241L3 240L2 236H4V235H5V237H6V236L9 237V238L6 237L7 239H5V238H4V239L7 240V243H10V244L7 246V243L5 244V242H4L3 244H5L6 246L4 245L3 247H2V245L0 244L1 249H4V247H8V248H5L6 251L8 252V254H6L7 252H5V251L2 250L3 252H5L6 255H3L4 253L0 255V256H1V257H0V264H31L30 261H29V258H30V257H29L27 254H26V256H25L26 259H25L24 255H23L22 253H21V254H22L21 256L19 255V246H18V244L16 243V239L19 238V237L21 238V237L23 236V235L21 236L20 233H22V231L24 230V227H23V226H24L25 224H23V226L20 225L21 223H20V222H17L18 220H16ZM18 218H19V217H18ZM25 218H26V217H25ZM25 218H24V219H25ZM27 218H29V217H27ZM39 218H40V217H39ZM54 218H53V219H54ZM68 218H69V217H68ZM83 218H85V217H82V219H83ZM98 218H99V217H98ZM104 218H107V217L104 216ZM112 218H113V217H112ZM121 218H122V217H121ZM129 218H130V217H129ZM134 218H136V217H134ZM137 218H138V217H137ZM140 218H141V216H140ZM144 218H145V217H144ZM190 218H191V217H190ZM263 218H264V217H263ZM24 219H22V220H24ZM32 219H33V218H32ZM56 219H57V220H56ZM56 219H55V221H57V223H58V219H59V218L56 217ZM113 219H114V218H113ZM124 219H125V218H123V221H126V220H124ZM130 219H131V218H130ZM147 219H148V217H147ZM149 219H151V217H150ZM149 219H148V221H150ZM161 219H162V217H161ZM191 219H192V218H191ZM193 219H194V217H193ZM196 219H195V220H196ZM19 220H20V219H19ZM30 220H31V219H28L27 221H30ZM38 220H39V219H38ZM43 220H44L43 222H46L45 219H43ZM48 220H49V219H48ZM48 220H47V221H48ZM62 220H64V219L61 218L59 222H62ZM90 220H89V222L91 223L92 220H91V221H90ZM99 220H100V219H99ZM101 220H102V219H101ZM103 220H104V219H103ZM107 220H110V218H108ZM107 220H106V223H105V224H107ZM114 220L117 221L118 219H117V220L114 219ZM119 220H120V219H119ZM119 220H118V222L120 223ZM127 220H128V219H127ZM131 220H133V219H131ZM136 220H137V219H136ZM152 220H155V219H152ZM263 220H264V219H263ZM25 221H26V220H25ZM40 221H41V220H40ZM64 221H65V220H64ZM64 221H63V222H64ZM67 221H68V220H67ZM110 221H111V220H110ZM196 221H198V220H196ZM53 222H54V220H53ZM82 222H83V220H82ZM84 222H86V220H84ZM96 222H97V221H96ZM100 222H102V221H100ZM104 222H105V221H104ZM132 222H134V221H132ZM144 222H146V224H148V225L150 224V223H148L147 221H145V219H144ZM152 222H153V221H152ZM154 222H156V223L154 224L155 226H156V224L159 226V224H160V223H158L159 221L157 222V220H155ZM185 222H186V221H185ZM185 222H184V223H185ZM193 222H194V221H193ZM193 222H192V223H193ZM263 222H264V221H262V223H263ZM26 223H27V222H26ZM39 223H40V222H39ZM39 223H37V225H38ZM54 223H55V222H54ZM54 223H52L51 225L54 226ZM90 223H88V225H89ZM111 223H113V222H111ZM111 223H110V224H111ZM119 223H118V224H119ZM127 223H128V222H127ZM127 223H126L125 226H124L123 224H122V225L119 224V225H121V226H119V225L116 223L117 226H114V227H115V228H116V227H119V228H118L119 230H115V229H112V230H114V232H115V231H119V232H120V231L122 230V229L120 230V227H123V226L126 227V226H128ZM31 224H32V221H31ZM31 224H29V225H31ZM43 224H44V223H43ZM46 224H47V223H45V225H46ZM58 224H59V223H58ZM60 224H61V223H60ZM60 224H59V225H60ZM69 224H70V223H68V225H69ZM110 224L108 223L107 226H109ZM114 224H115V223H114ZM128 224H129V225H132L131 223H128ZM134 224H135V223H134ZM169 224L172 225V227H171ZM210 224H211V223H210ZM37 225H36V226H37ZM56 225H57V224H56ZM61 225H62V224H61ZM66 225H67V224H66ZM68 225H67V226H68ZM74 225H73V227H74ZM82 225L84 226L83 223H82ZM95 225H96V224H95ZM97 225H99V224H97ZM102 225H103V223H102ZM135 225H136V224H135ZM151 225H152V224H151ZM186 225H187V223H186ZM193 225H194V224H193ZM211 225H212V224H211ZM211 225H210V226H211ZM33 226H35V225H33ZM38 226H39V225H38ZM46 226H47V225H46ZM57 226H58V225H57ZM57 226H55V227L57 228ZM62 226H63V225H62ZM70 226H71V228H72V225H70ZM86 226H87V225H86ZM89 226H90V225H89ZM93 226H94V224H93ZM99 226H100V225H99ZM103 226H104V225H103ZM107 226H105L106 229H108ZM110 226H111V225H110ZM110 226H109V227H110ZM132 226H133V225H132ZM132 226H131L130 229L134 228V227H132ZM152 226H153V225H152ZM152 226H149V227L152 229V228H153ZM155 226H154V228H155ZM158 226H157V228H158ZM210 226H209V227H210ZM263 226H264V225H263ZM55 227H54V229H55ZM58 227H59V226H58ZM65 227H66V226H65ZM65 227H64V228H65ZM68 227H69V226H68ZM75 227H74V228H75ZM87 227H88V226H87ZM96 227H97L98 230L100 229V228H98V226H96ZM128 227H129V226H128ZM128 227H127V228H128ZM141 227H142V226H141ZM159 227H160V226H159ZM184 227H186V226H184ZM189 227H190V225H189ZM207 227H208V226H207ZM25 228H26V227H25ZM39 228L44 229V227H43V228H42V227H39ZM46 228H48V227H46ZM71 228H70V229H71ZM74 228H73L74 231H73V234H72L73 236H74L75 230L77 231V229H78L79 227H78L77 229H76V228L74 229ZM81 228H82V227H81ZM83 228H84V230H85V227H83ZM111 228H112V227H111ZM111 228H110V229H111ZM135 228H136V227H135ZM135 228H134V230H135ZM154 228H153V229H154ZM26 229H27V228H26ZM26 229H25L24 231L27 232V230H30L31 228H30V229H27V230H26ZM33 229H36V228L33 227ZM33 229H31V230H33ZM49 229H50V228H49ZM52 229H53V227H52ZM52 229H51L50 231H52ZM57 229L59 230V228H57ZM62 229H63V228H62ZM65 229H66V228H65ZM87 229H89V228H87ZM90 229H91V230L93 229V233H94V230H96L95 227H94V228H90ZM102 229H103V228H102ZM116 229H117V228H116ZM137 229H140V228H137ZM182 229H183V232H182ZM197 229H198V228H197ZM206 229H207V228H206ZM206 229H205V230H206ZM212 229H213V227H212ZM214 229H215V227H214ZM214 229H213V231H214ZM217 229H215V231H217ZM55 230H56V229H55ZM55 230H53V231H55ZM66 230H67V229H66ZM66 230H65V231H66ZM68 230H69V229H68ZM104 230H105V228H104ZM132 230H133V229H132ZM199 230H200V229H199ZM209 230H210V229H209ZM33 231H34V230H33ZM33 231H32V232H33ZM46 231L49 232V230H47V229H46ZM85 231H87V230H85ZM88 231H89V230H88ZM100 231H101V229H100ZM109 231H111V230H109ZM123 231H125V230L123 229ZM123 231H122V233H126V231H125V232H123ZM194 231H196V230L194 229ZM213 231H212V232H213ZM28 232H29V231H28ZM44 232H45V230H44ZM56 232H57V231H56ZM59 232H60V231H58L57 233H59ZM61 232H62V231H61ZM69 232H71V231H69ZM77 232H78V231H77ZM95 232H97V231H95ZM98 232H99V231H98ZM98 232H97V233H98ZM105 232H107V231H105ZM105 232L103 231V233H105ZM135 232L137 233L138 231H135ZM141 232L143 233V231H141ZM148 232H149V229H148ZM156 232H157V231H156ZM158 232L162 233V232L160 231V229L158 230ZM177 232H178V233H177ZM179 232H181L180 234H182V237L179 238V237L177 236V237L179 238V239H178V238L176 237V233H177V235H178ZM191 232H192V231H191ZM201 232H202V231H201ZM219 232H220V231H219ZM29 233H31V232H29ZM33 233H34V232H33ZM50 233L52 234L53 232H50ZM78 233H79V232H78ZM78 233H77V234L75 233V234L78 235ZM84 233H86V232H83V233H82V236L85 235ZM91 233H92V232H91ZM91 233H90V234H91ZM109 233H111V232H108V234H109ZM112 233H113V232H112ZM131 233H132V232H131ZM133 233H134V232H133ZM139 233H140V232H139ZM152 233H153V232H152ZM202 233H203V232H202ZM202 233H201V234H202ZM209 233H210V232H209ZM214 233H216V232H214ZM31 234H32V233H31ZM37 234H38V233H37ZM51 234H50V237L53 236V235L51 236ZM55 234H56V233H55ZM63 234H64V233H63ZM80 234H81V233H80ZM80 234H79V236L81 237ZM83 234H84V235H83ZM88 234H89V233H88ZM88 234L86 233V235H88ZM101 234H102V233H101ZM108 234H107V236H108ZM114 234H116V233H114ZM126 234L128 235L129 233H126ZM197 234H198V231H197ZM201 234H199V235L202 236ZM203 234H204V233H203ZM205 234H207V233H205ZM205 234H204V235H205ZM216 234H217V233H216ZM219 234H220V233H219ZM223 234H222V235H223ZM19 235H20V236H19ZM27 235H28V233L26 234V236H27ZM32 235L35 236V234H32ZM48 235H49V234H48ZM48 235H46L47 238H48ZM57 235H60V236H58V237H61V234H57ZM67 235H68V234L66 233V236H67ZM70 235H71V233H70ZM76 235H75V236H76ZM102 235H103V234H102ZM110 235H112V234H110ZM110 235H109V236H110ZM116 235H118V233H117ZM134 235H135V234H134ZM138 235L140 236V234H138ZM151 235H152V234H151ZM157 235H158V234H157ZM160 235H161V234H160ZM160 235H159V236H160ZM194 235H195V234H194ZM214 235H215V234H214ZM220 235H221V234H220ZM37 236H38V235H37ZM44 236H45V235H44ZM64 236H65V235H64ZM73 236H71V237L73 238ZM75 236H74V239H75ZM79 236L77 237L78 240H79ZM95 236H96V233H95ZM99 236H100V235H99ZM99 236H97V238L93 237V241H94V239H98ZM105 236H106V235H105ZM105 236H104V237H105ZM109 236H108V238H106V241H108V239L111 237V236H110V237H109ZM114 236H115V235H114ZM120 236H123V234L120 235ZM135 236H136V235H135ZM143 236H144V233H143ZM148 236H149V235H148ZM154 236H155V235H154ZM159 236H157V239H158ZM164 236H166V235H164ZM197 236H198V235H197ZM200 236H199V237H200ZM211 236H212V235H211ZM215 236H217V235H215ZM29 237H30V235H29ZM31 237H32V236H31ZM39 237H43V236L41 235V236H39ZM54 237H55V236H54ZM104 237H103V239L100 237V239L104 240V242H105ZM116 237H119V236H116ZM116 237H115V238H116ZM127 237H131V236L129 235V236H127ZM145 237H146V236H145ZM168 237H167V238H168ZM202 237H203V236H202ZM204 237H205V236H204ZM207 237H209V236H207ZM212 237H213V236H212ZM217 237H219V236H217ZM15 238H16V239H15ZM23 238H24V236H23ZM23 238H22L23 242H22L21 239H20L21 241H20V240H19V241L22 242V244H23V243H24V244L26 243L25 245H27V242H24V239H23ZM27 238H28V237H27ZM32 238H33V237H32ZM47 238H46V239H47ZM52 238H53V237H52ZM52 238H51V239H52ZM55 238H56V237H55ZM67 238H70V236H69V237L67 236ZM67 238L65 237V241H66ZM83 238H84V237H83ZM85 238L88 239V237H85ZM91 238H92V237H90V239H91ZM115 238H114V239H115ZM123 238H124V236H123ZM147 238H150V236L147 237ZM162 238H164V237H162ZM200 238H201V237H200ZM200 238L197 237V240H196V241L201 242L202 240L200 241ZM214 238H215V237H214ZM214 238H213V239H214ZM9 239H11V241H10ZM28 239H29V238H28ZM38 239H39V238H38ZM48 239H49V238H48ZM48 239H47V240H48ZM56 239H57V238H56ZM56 239H54V241H55ZM61 239H62V238H61ZM74 239H73V240H74ZM80 239H81V238H80ZM87 239H85V240L87 241ZM111 239H112V237H111ZM111 239H110V240H111ZM119 239L121 240V237H120ZM138 239H140V238H138ZM145 239H146V238H145ZM150 239H151V238H150ZM150 239H149V240H150ZM155 239H156V238H155ZM164 239H165V238H164ZM164 239H163V240H164ZM192 239L195 240V236H194V238H192ZM213 239L211 240V237H210V240L213 242L212 244H214V246H215V247H214V246L211 244V245L213 246V247L210 246L212 249H213V248H216V244H215V242L213 241ZM216 239H217V238H215L214 240H216ZM221 239H222V237L220 238V240L217 239V241L219 240V242H221ZM8 240H9V242H8ZM31 240L33 241V239H30V241H31ZM58 240L60 241V239H58ZM110 240H109V241H110ZM120 240H119V242H120ZM122 240H124V239H122ZM149 240H148V244H150V243H149V242H150ZM160 240H161V239H160ZM165 240H168V239H165ZM206 240H207V238H206ZM224 240H223V241H224ZM19 241H18V242H19ZM37 241H39V240H37ZM37 241H35V243H36ZM40 241H41V240H40ZM40 241H39V242H40ZM44 241H46V240L44 239ZM49 241H50V239L48 240V242H49ZM59 241L56 240L57 243H58ZM74 241H75V240H74ZM76 241H77V240H76ZM81 241H82V240H80V242H81ZM89 241L93 243V241H91V240H89ZM98 241H99V240H98ZM98 241L96 240V243H97ZM109 241H108V242H109ZM112 241H114V240H111V243H112ZM115 241H117V242H115ZM115 241H114L115 243H118V240H117V239H116ZM136 241H138V240H136ZM139 241H140V240H139ZM145 241H147V239H146ZM151 241L154 242L153 238H152ZM174 241H173V242H174ZM196 241H195V242H196ZM204 241H205V239H204ZM211 241H210V242H211ZM20 242H19V244H20ZM39 242H37V243H39ZM46 242H47V241H46ZM51 242L53 243V241H51ZM51 242H49V243L52 244ZM71 242H72V241H71ZM77 242H78V241H77ZM82 242H84V241H82ZM82 242H81V244H84V243H85V242H84V243H82ZM87 242H88V241H87ZM90 242H89V243H90ZM94 242H95V241H94ZM124 242H126V241H124ZM127 242H128V241H127ZM127 242H126V243H127ZM140 242L142 243V241H140ZM140 242H139V243H140ZM164 242H165V241H164ZM205 242H206V241H205ZM210 242L207 241V243H210ZM28 243H29V242H28ZM42 243H44V242H42ZM42 243H41V245H45V244H46V243H45V244H42ZM49 243H48V244H49ZM64 243H66V242H64ZM68 243H70V242H68ZM100 243H103V242H100ZM100 243H99V244H100ZM122 243H123V241H121L119 244L122 245ZM126 243H125V244H126ZM128 243H131V242L129 241ZM128 243H127V244H128ZM151 243H152V242H151ZM155 243H156V241H155ZM159 243H160V242H159ZM166 243H167V242H166ZM168 243H169V242H168ZM201 243H202V242H201ZM222 243H223V242H222ZM222 243H221V244H222ZM59 244H61V242L58 243V244H55L54 247L59 248L60 251H61L62 248L58 247ZM73 244H76V242L73 243ZM87 244H88V243H87ZM112 244H113V243H112ZM119 244H118V245H119ZM123 244H124V243H123ZM127 244H126V246L128 247V246H130L132 243L129 244V245H127ZM146 244H147V243H146ZM171 244H172V243H171ZM171 244H170V245H171ZM191 244H192V243H191ZM194 244H195V243H194ZM194 244H193L194 248H197V247H195ZM198 244H199V243H198ZM29 245H30V244H29ZM56 245H57V246H56ZM64 245H66V244H64ZM64 245H63V246H64ZM67 245H68V244H67ZM93 245H94V244H92L91 248L93 247ZM96 245H97V246H96ZM96 245L94 246V247H96V248L93 247L94 249H97L98 244H96ZM100 245H101V244H100ZM100 245H99V246H100ZM109 245L111 246L110 242H109ZM109 245H108V246H109ZM134 245H135V244H134ZM139 245H140V244H139ZM144 245H145V244H143V246H144ZM152 245H153V243H152ZM156 245L161 246L162 244H156ZM167 245H168V244H167ZM167 245H166V247H167ZM170 245H169V246H170ZM173 245H172V246H173ZM201 245H203V243H202ZM205 245H206V247H207V244H206V243H205ZM208 245H209V244H208ZM22 246H23V245H22ZM22 246L20 245V247H22ZM36 246H37V245H36ZM50 246H51V249L54 248V247H53V244L50 245ZM63 246H62V247H63ZM68 246H69V245H68ZM68 246H67L66 249H65V247H63L64 250H68ZM73 246H75V245L70 246V247H69V250H71L70 248L73 247ZM78 246H79V245H78ZM78 246H75V249H76V247H77V249H78ZM81 246H82V245H81ZM83 246H85V245H83ZM83 246H82V247H83ZM101 246H102V245H101ZM101 246H100V247H101ZM103 246H106V247L108 248V246L106 245V242H105V245L103 244ZM110 246H109V247H110ZM114 246H115V245H114ZM114 246H113V247H114ZM116 246H117V244H116ZM135 246H136V245H135ZM143 246H142V247H143ZM153 246H155V245H153ZM190 246H191V245H190ZM218 246H220L219 243H218ZM23 247H24V246H23ZM29 247H30V246H29ZM31 247L34 248V246H31ZM45 247L47 248L48 245L44 246V248H45ZM52 247H53V248H52ZM111 247H112V246H111ZM127 247L125 248V245H124V248H125L126 250H127ZM130 247H131V246H130ZM140 247H141V246H140ZM145 247H148V246H145ZM162 247L165 248V245L162 246ZM162 247H161V248H162ZM170 247H171V246H170ZM170 247H169V248H170ZM191 247H192V246H191ZM206 247H204V248H206ZM210 247H208V248H210ZM223 247H224V246H223ZM25 248L28 249V248L25 246L23 249H20V250H22V251L24 252V250H26ZM38 248H39V247H38ZM38 248H37V249H38ZM46 248H45V249H46ZM93 248H92V249H93ZM107 248H106V250H107ZM118 248H119V247H118ZM121 248H123V246H122ZM124 248H123V249H124ZM135 248H136V247H135ZM138 248H139V246H138ZM138 248H137V249H138ZM149 248H150V247H149ZM156 248H157V246H156ZM169 248L167 247V249H169ZM172 248H171V249H172ZM199 248H200V246H199ZM199 248H198V249H199ZM202 248H203V247H202ZM208 248H207V249H208ZM211 248H210V249H211ZM1 249H0V250H1ZM29 249H30V248H29ZM39 249H40V248H39ZM48 249H49V248H48ZM59 249H58V250H59ZM73 249H74V247H73ZM80 249H81V247H80ZM82 249H83V248H82ZM109 249H111V248H109ZM123 249H122V250H123ZM130 249H131V248H130ZM154 249H155V248H154ZM159 249H160V247H159ZM31 250H33V249H31ZM34 250L36 251V249H34ZM49 250H50V249H49ZM64 250H63V251H64ZM69 250H68L67 252H70ZM85 250H86V249H85ZM85 250H84V251H85ZM87 250H90V249H87ZM99 250H100V249H99ZM106 250L104 249V250H103V253H100V252H99L100 255H98V256L101 257V254H104V252H105ZM111 250H112V249H111ZM115 250H116V249H115ZM115 250H114V251H115ZM119 250H121V249H119ZM126 250H125V251H126ZM133 250H135V249H133ZM161 250H162V249H161ZM26 251H27V250H26ZM51 251H52V250H51ZM53 251H56V248H55V250L53 249ZM60 251H59V252H60ZM77 251H78V250H77ZM90 251H92V250H90ZM95 251H96V250H95ZM101 251H102V250H101ZM128 251H129V250H128ZM128 251H127V252H128ZM145 251H146V250H145ZM150 251H151V249H150ZM150 251H149V252H150ZM159 251H160V250H159ZM193 251H194V249H193ZM195 251H196V250H195ZM204 251H206V249H205ZM204 251H203V253H206V252H207V251H206V252H204ZM213 251H215V250H213ZM213 251L211 250V252H213ZM27 252H29V251H27ZM46 252H48V255L51 254V253H49V251H46ZM46 252H45V253H46ZM56 252H58V251H56ZM67 252H66V254H67ZM88 252H89V251H88ZM97 252H98V250H97ZM107 252H110V250L107 251ZM121 252H122V251H121ZM130 252H131V251H130ZM130 252H128V253H130ZM137 252H138V251H137ZM160 252H161V251H160ZM160 252H159L158 254H160ZM162 252H163V251H162ZM191 252H192V251H191ZM191 252H190V253H191ZM200 252H201V251H200ZM217 252H218V251H217ZM219 252H220V251H219ZM219 252L217 253L218 256H220V255H219ZM226 252H227V251H225V253H226ZM0 253H2V252L0 251ZM32 253H34V252H31V254H32ZM35 253H37V252H35ZM35 253H34V254H35ZM38 253H39V252H38ZM38 253H37V254H38ZM70 253H72V252H70ZM74 253H76V252L74 251ZM105 253H106V252H105ZM112 253H114V252H113V251L110 252V254H112ZM117 253H118V252H117ZM124 253H125V252H124ZM150 253H152V252H150ZM196 253H198V252H196ZM196 253H194V254H196ZM203 253H202V254H203ZM215 253H216V252H215ZM215 253H214V254H215ZM39 254H40V253H39ZM46 254H47V253H46ZM54 254H55V257H56V253H54ZM62 254H63V253H62ZM62 254H60V255H62ZM64 254H65V252H64ZM82 254H83V253H82ZM86 254H88V253H86ZM95 254H96V253H95ZM97 254H98V253H97ZM122 254H123V253H121L120 256H122ZM125 254L127 255V253H125ZM146 254L151 255V254H149V253H146ZM200 254H201V253H200ZM200 254H198L199 256L196 254L197 257H200ZM217 254H215V255H217ZM2 255H3V257H2ZM35 255H36V254H35ZM41 255H42V254H41ZM44 255H45V254H44ZM48 255H47V256H48ZM73 255H74V254H73ZM80 255H81V254H80ZM80 255H79V256H80ZM92 255H93V254H92ZM115 255H116V254H115ZM115 255H110V256L113 257V256H115ZM118 255H119V254H118ZM126 255H125V256H126ZM128 255H129V254H128ZM136 255H137V254H136ZM148 255H147V256H148ZM153 255H155V253H154ZM160 255H161V257L158 256V255H157V257H160V258H161V261H162V258H163L164 256L162 257V253H161ZM169 255H170V254H169ZM212 255H213V254L211 253V257H212ZM22 256H23L24 258H23ZM31 256H32V255H31ZM38 256H39V255H38ZM42 256H43V255H42ZM45 256H46V255H45ZM49 256H50V255H49ZM49 256H48V257H49ZM65 256H67V255H65ZM85 256H87V255H85ZM90 256H91V255H90ZM106 256H107V255H106ZM108 256H109V255H108ZM108 256H107V257H108ZM123 256H124V255H123ZM130 256H131V255H130ZM139 256H140V255L138 254V257H139ZM213 256H214V255H213ZM20 257H22V259H21ZM28 257H29V258H28ZM50 257H51V256H50ZM52 257H53V255H52ZM55 257H53V258H55ZM58 257H59V256H58ZM58 257H56V258H58ZM60 257H61V256H60ZM62 257H64V256H62ZM67 257H68V256H67ZM67 257H66V258H67ZM69 257H70V256H69ZM69 257L67 258L68 260L71 258V257H70V258H69ZM82 257H83V255H82ZM82 257H81V258H82ZM93 257H95V256H93ZM96 257H97V255H96ZM104 257H105V256H104ZM104 257H103V260L106 259V258H104ZM112 257H108V258L112 259ZM116 257H117V255H116ZM116 257H115V258H116ZM126 257H127V256H126ZM126 257H125V258H126ZM157 257H155V258H156V259H159V258H157ZM192 257H193V255H192ZM197 257H195L196 260H198L197 262H200V261H199L200 258L197 259ZM211 257H210V258H211ZM223 257H222V258H223ZM19 258H20L21 260H19ZM34 258H38V257H34ZM40 258H41V256H40ZM46 258H47V257H46ZM46 258H44V259H46ZM66 258H65V259H66ZM77 258H78V257H77ZM81 258H80V259H81ZM84 258H85V257H84ZM97 258H98V257H97ZM115 258H114V259H115ZM119 258H120V257H118V260H119ZM122 258H124V257H122ZM134 258H135V257H134ZM136 258H137V256H136ZM136 258H135V261H134L135 264H136V262H137V261H136V260H137ZM142 258H143V257H142ZM144 258L146 259V257H144ZM147 258H152V255H151V257H147ZM165 258H166L167 260H169V258H167V257H165ZM174 258H173V260H174ZM217 258H221V257H216V259H217ZM222 258H221V259H222ZM30 259H31V258H30ZM48 259H50V258H48ZM51 259H52V258H51ZM58 259H61V258H58ZM62 259H64V258H62ZM67 259H66V260H67ZM72 259H74V258H72ZM87 259H88V258H87ZM89 259H90V258H89ZM98 259H99V258H98ZM100 259H102V258H100ZM127 259H128V258H127ZM132 259H133V258L131 257L130 260H132ZM139 259H140V257H139ZM208 259H209V257H208ZM213 259H214V258H213ZM221 259H218L217 264H220L219 262H221ZM17 260H19V262H18ZM66 260H65V262H66ZM78 260H79V259H78ZM106 260H107V259H106ZM115 260H116V259H115ZM115 260H114V261H115ZM118 260H116V261H118ZM141 260H142V259H141ZM164 260H165V259H164ZM202 260H203V259H202ZM210 260H211V259H210ZM32 261H33V263H34V260H32ZM55 261H56V260H55ZM69 261H70V260H69ZM85 261H86V259H85ZM85 261H84V262H85ZM89 261H90V260H89ZM104 261H105V260H104ZM108 261H109V259H108ZM111 261H113V260H111ZM111 261H110V262H111ZM116 261H115V262H116ZM119 261H120V260H119ZM122 261H123V259H122ZM125 261H126V259H125ZM132 261H133V260H132ZM148 261H149V260H148ZM154 261H156V260H154ZM214 261H215V260H214ZM39 262H40V261H39ZM45 262H46V261H45ZM45 262H43V263H44V264H48V263H45ZM58 262H59V260H58ZM80 262H81V261H80ZM87 262H88V261H87ZM99 262H101V261H99ZM99 262H98V263H99ZM115 262H113V263H111V264H115ZM126 262H127V261H126ZM142 262H143V260H142L140 263H142ZM150 262H151V260H150ZM150 262H148V263H150ZM158 262H160V260H159ZM169 262H171V260H170ZM169 262H168V264H169ZM201 262H202V261H201ZM203 262H204V261H203ZM40 263H41V262H40ZM40 263H39V264H40ZM66 263H67V262H66ZM73 263H74V262L72 261L71 264H73ZM75 263H78L76 259H75ZM92 263H93V262H91V264H92ZM94 263H95V262H94ZM94 263H93V264H94ZM105 263L108 264L107 261H106ZM116 263H117V262H116ZM122 263H123V262H122ZM129 263L131 264L132 262H129ZM137 263H138V262H137ZM140 263H138V264H140ZM144 263H145V261H144ZM152 263H153V262H152ZM162 263H163V262H162ZM164 263H166V261H165ZM164 263H163V264H164ZM194 263H195V261H194ZM204 263H205V262H204ZM212 263H213V262H212ZM221 263H222V262H221ZM34 264H35V263H34ZM41 264H42V263H41ZM50 264H54V263H50ZM69 264H70V263H69ZM82 264H84V263L82 262ZM89 264H90V263H89ZM95 264H96V263H95ZM99 264H100V263H99ZM103 264H104V263H103ZM118 264H120V263H118ZM125 264H126V263H125ZM127 264H128V262H127ZM145 264H146V263H145ZM150 264H151V263H150ZM156 264H158V263H156ZM172 264H174V262H173ZM196 264H197V263H196ZM199 264H200V263H199ZM201 264H202V263H201ZM214 264H216V263L214 262Z\"/></svg>",
    "mask_w": 264,
    "mask_h": 264
}]
</instances>
